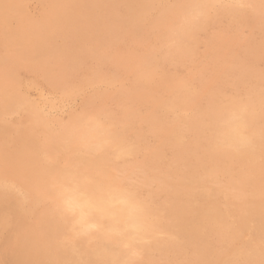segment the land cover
I'll return each mask as SVG.
<instances>
[{
  "label": "rangeland",
  "instance_id": "obj_1",
  "mask_svg": "<svg viewBox=\"0 0 264 264\" xmlns=\"http://www.w3.org/2000/svg\"><path fill=\"white\" fill-rule=\"evenodd\" d=\"M11 2H13V0H9ZM21 1V3H19ZM114 1V2H113ZM15 0V4L13 3H9L8 0H5V2L2 0H0V5L1 10L0 9V19L2 16V19L0 21V120H4L5 123L3 121H0V195L3 194L0 197V255H2L0 257V264H55L58 260V264H115V262L117 264H165L166 262L168 264H178L180 261H183L182 263L180 262L179 264H206L207 262H205L206 260L211 262L213 261L214 264H244V260L242 257V251L245 249V247L247 246V243L249 241L250 238H254L256 229H257V225L258 223H256V218L254 215V211L256 209H264V192L262 186L263 184V178H264V138H262V136L264 137V0ZM117 1V2H116ZM122 1L124 3H122V7H120L121 2ZM146 4H148V7ZM155 1V2H154ZM187 1V3H186ZM197 1V2H196ZM243 2L242 4H245L244 6H242L241 2ZM250 1V2H249ZM262 1V2H260ZM19 4H18V3ZM75 2H79L77 3V7L74 8L73 4ZM105 2V3H104ZM107 2V3H106ZM135 2V3H134ZM138 2V3H137ZM148 2V3H147ZM154 2V3H153ZM202 2L203 4L205 3L204 6H202ZM235 2V3H234ZM239 2V3H238ZM245 2V3H244ZM43 3V4H42ZM45 3V4H44ZM85 3V4H84ZM127 3V4H126ZM137 3V4H136ZM144 3V6H141V4ZM152 3V4H151ZM191 3V4H190ZM199 3V4H198ZM229 3V4H227ZM12 4V5H11ZM116 4V5H115ZM129 4V5H128ZM140 4V5H139ZM183 4V5H182ZM188 4V5H187ZM201 4V5H200ZM215 6H214V5ZM217 4V5H216ZM234 4V5H233ZM261 4V5H258ZM7 5V7H6ZM11 5V6H10ZM17 5V6H16ZM19 5V6H18ZM105 5V6H104ZM109 6V7H106ZM130 6L126 7V6ZM182 5V8H180ZM233 5V6H232ZM238 7H236V6ZM240 5L242 7H240ZM263 5V6H262ZM80 6V7H79ZM113 6V7H111ZM118 6V7H117ZM141 6V8H140ZM189 8H187V7ZM191 6V7H190ZM196 6V7H195ZM210 6V7H208ZM213 6V7H211ZM221 6V7H220ZM235 6V8H233ZM257 6V7H256ZM16 7V9H15ZM20 7V8H19ZM104 7V8H103ZM111 7V8H110ZM134 9H133V8ZM136 7V8H135ZM194 7V8H193ZM200 7V8H199ZM206 7V8H204ZM208 7V9H207ZM254 7V8H253ZM259 7V8H258ZM12 8L14 9V11L12 10ZM106 8H109L106 9ZM113 8V9H112ZM115 8V9H114ZM126 8V9H124ZM129 8V10H127ZM149 8V9H148ZM187 8V9H186ZM204 8V9H203ZM222 8V9H221ZM243 8V9H242ZM246 8V9H245ZM262 10H261V9ZM112 9V10H111ZM120 12H119V10ZM122 9V10H121ZM124 9V10H123ZM140 9V10H139ZM144 9V10H143ZM146 9V10H145ZM183 9V10H182ZM196 9V10H193ZM206 9V10H205ZM214 11H213V10ZM236 9V10H233ZM241 9V10H240ZM249 9V10H248ZM254 9L256 10V12L254 11ZM110 10L112 12H110ZM115 10V11H114ZM117 10V12H116ZM135 13H134V11ZM150 10V12H149ZM177 10L179 12H177ZM182 10V11H181ZM186 12H185V11ZM200 10V11H199ZM220 10V11H219ZM230 10V11H229ZM244 12H243V11ZM246 10V11H245ZM259 10V11H258ZM3 11V12H1ZM5 11V12H4ZM17 11V12H16ZM76 12L77 15H79L76 21L74 22H70V18L68 16L71 15V12ZM124 11V12H123ZM141 11V13H139ZM147 11V12H146ZM169 11V12H168ZM177 13H176V12ZM194 11V12H193ZM195 11H198V13L195 14ZM202 11V12H201ZM240 11V12H238ZM249 13H248V12ZM263 11V12H260ZM11 12V13H10ZM115 12V15L114 13ZM122 12V13H121ZM183 12V13H182ZM246 12V13H245ZM6 13V14H5ZM8 13V14H7ZM14 13V15L12 14ZM113 13V14H112ZM129 13L131 14V16L129 15ZM133 13V14H132ZM167 13V16H165ZM170 13V14H169ZM172 15L174 16H171ZM176 13V14H174ZM179 13L181 15H179ZM190 13V15H188ZM192 13V14H191ZM194 13V15H193ZM204 13V14H203ZM233 15H232V14ZM252 13V14H251ZM259 14L262 13L261 16L257 15V17H260V19H257L256 16L254 14ZM5 14V15H3ZM12 14V15H9ZM136 14V15H134ZM145 14V15H144ZM188 16H187V15ZM202 14V15H201ZM240 14V15H238ZM242 14V15H241ZM247 14V15H246ZM7 15V16H6ZM17 15V16H16ZM111 15V18H110ZM119 15V16H117ZM122 15H124L122 17ZM133 15V17H132ZM142 15V16H141ZM169 15V16H168ZM196 15V16H195ZM201 15V16H200ZM246 15V16H244ZM253 15V16H251ZM4 16V17H3ZM6 16V17H5ZM13 16H15L13 18ZM81 16V17H80ZM115 16V18H113ZM117 16V17H116ZM137 16V18H136ZM165 16V17H164ZM181 16V17H180ZM184 16V17H183ZM235 16V17H234ZM241 16V17H240ZM244 16V17H243ZM248 16V17H247ZM255 16V17H254ZM8 17V18H7ZM65 17V18H64ZM71 17V16H70ZM119 17V18H118ZM126 17V18H125ZM128 17V18H127ZM135 17V18H134ZM142 17V18H139ZM145 17V18H144ZM162 17V19H161ZM174 17V18H173ZM177 17V18H176ZM190 17V19H189ZM198 19V20H196ZM198 17V18H197ZM230 17V18H229ZM250 17V18H249ZM262 17V19H261ZM4 18V19H3ZM11 18V19H10ZM69 18V19H68ZM124 18V19H122ZM169 18L172 20L170 21ZM253 18V20H252ZM10 19V20H9ZM67 19V22L66 20ZM128 19V20H126ZM131 19V20H130ZM134 21H133V20ZM168 19V20H167ZM176 19V20H175ZM179 19V21H178ZM185 19V20H184ZM245 19V20H244ZM250 19V20H249ZM255 19V20H254ZM5 20V21H3ZM13 20V21H12ZM117 20V22L114 24V22ZM120 20V21H119ZM139 22H138V21ZM167 20V22H166ZM185 24H183V22ZM194 20V21H193ZM8 21V22H7ZM20 21V23H19ZM113 21V22H112ZM124 21V22H123ZM125 21H128L125 24ZM164 21V22H163ZM169 21V22H168ZM175 21V22H174ZM177 21V22H176ZM196 21V22H195ZM70 22V23H68ZM122 24H125L122 25ZM135 25V27L133 25ZM188 22V23H187ZM192 22V23H190ZM209 22V23H207ZM226 24H225V23ZM244 22V23H243ZM247 22V23H245ZM255 22V23H254ZM263 22V23H262ZM4 23V24H3ZM10 23V24H9ZM18 23V24H17ZM69 25H68V24ZM76 24V25H72V24ZM113 23V24H112ZM119 23V24H118ZM138 25H137V24ZM164 23V25H163ZM173 23V24H172ZM187 23V24H186ZM206 23V24H205ZM224 23V24H223ZM259 23V24H258ZM7 26H6V25ZM22 24V25H20ZM71 24V25H70ZM79 24V25H78ZM129 24V29L128 25ZM172 27H171V25ZM196 24V25H195ZM238 24V25H237ZM244 24V25H243ZM247 24V25H246ZM5 25V26H4ZM14 25V26H12ZM67 25V26H66ZM84 25V26H83ZM119 25V27L117 26ZM127 25V26H126ZM131 25V27H130ZM141 28H140V26ZM170 25V26H169ZM180 25V26H179ZM185 25V27H184ZM187 25V26H186ZM194 25V26H193ZM205 25V26H204ZM209 25V26H208ZM228 25V26H227ZM243 25V26H241ZM252 25V26H251ZM25 26H27V28H25ZM59 26V27H58ZM63 26V27H61ZM70 26V27H69ZM76 26V27H75ZM81 26V27H80ZM163 28H161V27ZM177 30H175V28ZM193 26V27H192ZM227 26V27H226ZM250 26V28H249ZM255 26V27H253ZM13 27V28H12ZM42 27V28H41ZM54 28V30L50 31L51 28ZM71 27H73V31L72 32ZM77 27L80 28V30H77ZM86 27L87 30H84V28ZM121 27V29H120ZM125 27V28H124ZM133 27V28H132ZM165 27V28H164ZM169 30H168V28ZM188 27V28H186ZM198 27V28H197ZM205 27V28H203ZM232 27V28H231ZM239 27V28H236ZM246 27V28H245ZM15 28V29H14ZM22 31H21V29ZM29 30H26L28 29ZM32 30L30 29H33ZM36 28L38 29H43L42 32L41 30H36ZM47 28V29H46ZM66 28V29H65ZM75 28V29H74ZM85 28V29H86ZM113 28V30H111ZM120 30H119V29ZM124 28V30H123ZM128 28V29H127ZM139 28V29H138ZM167 28V29H166ZM180 28V29H179ZM181 28L183 30H181ZM195 28V30H194ZM200 28V29H199ZM207 28V29H206ZM210 28V29H209ZM236 28V29H234ZM263 28V29H262ZM7 31H6V30ZM10 29V30H9ZM11 29H13L11 31ZM17 29V30H16ZM26 31H24V30ZM60 31H58V30ZM138 29V30H137ZM164 29V30H163ZM179 29V31H178ZM185 29V30H184ZM201 29H203L201 31ZM238 29V30H237ZM241 29V30H240ZM248 29V31H247ZM257 29V30H256ZM5 30V31H4ZM49 30V31H48ZM67 30V31H66ZM90 32H89V31ZM118 30V31H117ZM130 30V31H129ZM135 30V31H134ZM140 30V31H139ZM152 30V31H151ZM188 30L189 34H187L188 32L186 31ZM193 32H192V31ZM209 30V31H208ZM230 30V31H229ZM246 30V31H245ZM257 32H256V31ZM4 31V32H3ZM24 31V33H23ZM40 31V32H39ZM48 31V34H47ZM58 31V33H57ZM65 31V32H64ZM81 33L79 34L78 32ZM82 31L83 34L82 35ZM112 33H110V32ZM116 33H115V32ZM123 31V33H122ZM138 31V32H137ZM156 31V32H155ZM164 31V32H163ZM165 31H170L169 33L165 32ZM172 31V32H171ZM176 31V32H175ZM183 31V32H181ZM184 31H186L184 33ZM192 33H191V32ZM199 31V32H198ZM201 31V32H200ZM237 33H236V32ZM240 31V32H239ZM251 31V33H250ZM261 33H260V32ZM3 32V33H2ZM16 32V33H15ZM20 32V33H19ZM26 32V33H25ZM29 32V34H28ZM36 32V33H35ZM56 34V39L58 37L57 40H55V38L52 40L54 43L51 44V46H53L52 48L50 47L49 49L47 48V50L45 48H43L42 46H39L38 48V42L40 40L46 38L47 36H49L50 34ZM56 32V33H55ZM68 32V33H67ZM89 33V34H85V33ZM110 34H108V33ZM121 32V33H120ZM128 32V34H127ZM131 32V33H130ZM148 32V33H147ZM160 32V33H159ZM183 33L184 35L180 34ZM197 32V34H196ZM202 32L204 34H202ZM211 32V33H209ZM230 32V33H228ZM10 33V36H9ZM14 33V34H13ZM38 33H39V37H38ZM60 33V35H59ZM76 33V34H75ZM92 33V35H91ZM106 33V34H104ZM119 33V34H118ZM130 33V34H129ZM141 33V34H140ZM146 33V34H145ZM165 33V35H164ZM171 33V34H170ZM193 34L195 37H193ZM195 33V34H194ZM206 33V34H205ZM250 33V34H249ZM259 33V34H258ZM6 36V39L5 36ZM19 34V35H18ZM34 34V35H33ZM37 36H36V35ZM67 34V35H66ZM75 34V35H73ZM113 36H112V35ZM122 34V35H121ZM125 34V35H124ZM137 34V35H136ZM145 34V35H143ZM170 34V35H169ZM223 34V35H222ZM225 34V35H224ZM236 34V35H234ZM244 34V35H242ZM4 37H3V36ZM11 35L13 38H11ZM24 35V36H22ZM30 40H29V37ZM45 35V36H44ZM53 35V36H54ZM64 35V36H61ZM69 35L71 38H69ZM72 35V36H71ZM76 35H80L78 36V38L76 37ZM82 35V37H81ZM99 35V36H98ZM105 35V36H104ZM111 35V36H110ZM141 35V37L139 36ZM148 37H147V36ZM164 35V36H163ZM172 35V37L170 38V36ZM175 35V36H174ZM177 35V36H176ZM185 35H188L185 36ZM208 35V36H207ZM211 35V36H210ZM219 35V36H218ZM232 35V36H231ZM239 35V36H238ZM259 35V36H257ZM262 35V36H261ZM9 36V37H8ZM15 36V37H14ZM18 38H17V37ZM20 36V37H19ZM86 39H85V37ZM90 36V37H89ZM92 36V37H91ZM94 36V37H93ZM103 36V37H102ZM125 36V37H123ZM132 36V40L131 37ZM136 36L138 37V40L136 38ZM165 36H167L165 38ZM185 38H184V37ZM205 36V37H203ZM243 36V37H241ZM31 37L33 39H31ZM35 37V38H34ZM64 37V38H63ZM68 37V38H67ZM75 39H74V38ZM84 37V39H83ZM107 37V38H105ZM118 37V38H117ZM130 39H129V38ZM140 37V39H139ZM146 37V38H145ZM169 37V39H168ZM176 37V38H175ZM178 37V38H177ZM190 37V40H189ZM191 37H193L192 40ZM200 39H199V38ZM207 37V39H206ZM217 39H216V38ZM221 37V38H220ZM228 39H227V38ZM233 39H232V38ZM241 37V38H238ZM246 37V39H245ZM249 37V38H248ZM22 38V43H21V39ZM26 38H28L26 40ZM38 38V40H37ZM73 38V39H72ZM77 38V41H76ZM93 39V40H89V39ZM100 38V40H99ZM104 38V39H103ZM145 38V39H144ZM182 40H181V39ZM210 38L212 41H210ZM220 38V40H219ZM235 38V39H234ZM253 38V39H252ZM260 38V41L258 40ZM11 39V40H10ZM40 39V40H39ZM62 39V40H60ZM70 39L73 42H70ZM82 39V40H81ZM88 39V40H87ZM96 39V42L94 41ZM103 39V41H102ZM108 39V40H107ZM120 39V41H119ZM167 39V40H166ZM170 39H172V42L168 43V40L170 41ZM197 39V40H196ZM222 39V40H221ZM238 39V40H237ZM242 42H241V40ZM6 40V41H5ZM9 40V41H8ZM18 40V42H17ZM24 40V41H23ZM32 40V42H31ZM55 40V42H54ZM75 40V41H74ZM88 42H86V41ZM101 41V42H98ZM122 40V41H121ZM148 40V41H145ZM154 40V41H152ZM186 40V41H185ZM192 40V41H191ZM204 42H202V41ZM229 40H231V42H229ZM248 40V41H247ZM256 42H255V41ZM4 41V42H3ZM11 41V42H10ZM26 41V43H25ZM28 41V43H27ZM36 41V42H35ZM61 41V42H60ZM78 41H81V43H77ZM92 41V43H91ZM130 41V42H128ZM132 41V42H131ZM182 42L180 44V42ZM197 41V42H196ZM216 41V42H215ZM220 41V42H219ZM226 41V43H225ZM233 41V42H232ZM239 41V42H238ZM245 41V42H243ZM253 41V43H252ZM3 42V43H1ZM9 44H8V43ZM14 42V43H13ZM30 42V43H29ZM59 42V43H58ZM67 42V43H65ZM69 42V44H68ZM95 42V43H94ZM104 42V43H103ZM120 42V43H119ZM122 42V43H121ZM128 42V43H127ZM134 42V43H133ZM151 42V44H150ZM179 42V43H178ZM186 42V43H185ZM195 42V43H194ZM212 42V43H211ZM219 42V43H217ZM223 42V43H221ZM236 42V43H235ZM263 42V43H262ZM7 43V44H6ZM19 43V45H17ZM21 43V44H20ZM36 43V44H35ZM61 43V44H60ZM71 43H73V45H71ZM94 43V45H93ZM102 43V44H101ZM116 45H115V44ZM175 43H178L175 45ZM190 45H187L189 44ZM193 47H192V44ZM232 43V44H231ZM242 43L245 45H242ZM2 44H4L5 46H3ZM29 44V45H28ZM66 44V45H65ZM76 44V45H74ZM81 44V45H80ZM90 44V47H89ZM106 44V46L104 45ZM126 44V45H125ZM153 45L152 47L150 45ZM170 46H169V45ZM172 44V45H171ZM180 44V45H179ZM185 46H184V45ZM195 44V45H194ZM198 44V45H196ZM200 44V45H199ZM202 44V45H201ZM207 44V45H206ZM226 44V45H225ZM229 44V45H228ZM234 44V45H233ZM237 46H236V45ZM253 44V45H252ZM7 45V46H6ZM9 45V46H8ZM17 45V46H16ZM23 45V46H22ZM35 45V46H33ZM65 45V47H64ZM78 45V46H77ZM98 45V46H97ZM122 45V46H121ZM178 45V46H177ZM224 45V46H223ZM242 45V46H240ZM248 45V47L246 46ZM250 45V46H249ZM15 46V49L12 48ZM19 46V48H18ZM30 46V47H29ZM33 46V47H32ZM37 46V47H36ZM59 46V47H58ZM73 48H72V47ZM77 49L79 48V51L77 49H75L76 47ZM80 46V47H79ZM82 46V47H81ZM86 46V47H85ZM97 46V47H96ZM100 46V47H99ZM168 46V48L166 47ZM176 46V47H175ZM196 46V47H194ZM204 46V47H203ZM208 46V47H207ZM216 46V47H215ZM233 46V47H232ZM243 49H239L240 47ZM4 47V48H2ZM11 47V48H10ZM18 49H17V48ZM29 47V48H28ZM57 47V50H56ZM88 47V48H87ZM92 47V49L90 50V48ZM94 47V49H93ZM104 47V48H103ZM121 47V48H119ZM134 49H133V48ZM173 47V48H172ZM179 47L181 49H185L184 52L183 50L179 49ZM183 47V48H182ZM189 52H188V49ZM199 47V48H198ZM215 49H214V48ZM226 47V48H224ZM56 52H54L55 50ZM59 48V49H58ZM63 48V49H62ZM66 48V49H65ZM71 49L69 51V49ZM86 48V49H85ZM96 48V49H95ZM99 48V49H98ZM125 48V49H123ZM130 48V49H129ZM149 48V50H148ZM152 48V49H151ZM176 48V49H174ZM211 48V49H210ZM213 48V49H212ZM236 48V49H235ZM238 48V50H237ZM260 48V49H259ZM22 49H26V50H22ZM29 49V50H28ZM33 51H32V50ZM35 49V50H34ZM38 51H37V50ZM42 49V50H41ZM44 49V51H43ZM67 51H65V50ZM75 49V51H74ZM102 49V52H101ZM138 49V51H137ZM140 49V50H139ZM167 49V50H165ZM170 49V50H169ZM193 49V50H192ZM219 49V50H217ZM228 49V50H226ZM229 49L232 51H229ZM10 50V52H8ZM13 50V51H12ZM16 50V51H14ZM19 52H18V51ZM43 52H41V51ZM49 50V51H48ZM52 50V53L51 51ZM61 50V51H60ZM84 50L87 52L84 53ZM96 50V54L95 53ZM107 50V51H105ZM176 50V51H174ZM179 52H178V51ZM192 50V51H191ZM197 50V51H195ZM199 50V51H198ZM210 50V51H209ZM213 50V51H212ZM217 50V51H216ZM226 50V51H225ZM245 50V51H244ZM247 50H249L248 52H246ZM259 50V51H258ZM261 50V51H260ZM25 51V52H23ZM38 55H35V53ZM60 53H59V52ZM65 51V52H64ZM69 51V53H67ZM74 51V52H73ZM76 51H78L77 53H75ZM83 53H81V52ZM94 51V53H93ZM100 51V52H99ZM105 51V52H104ZM119 51V52H118ZM125 51V52H123ZM133 51V52H131ZM138 53H137V52ZM168 51V52H166ZM172 51V52H171ZM174 51V52H173ZM206 51V52H204ZM208 51V53H207ZM219 51V53H217ZM225 51V52H224ZM241 51V52H239ZM256 51V53H255ZM263 51V52H262ZM29 52L32 54L29 55ZM34 55H33V53ZM40 52V53H39ZM63 52V53H61ZM75 53L72 55V53ZM110 52V54L108 53ZM121 52V53H120ZM194 52V53H193ZM202 52V53H201ZM213 52V53H212ZM245 52V53H244ZM263 54H261V53ZM7 53V54H6ZM22 53V54H21ZM25 53V55H24ZM45 53V54H44ZM53 55V56H51ZM56 53V54H54ZM102 53V54H101ZM107 53V54H106ZM113 53V54H112ZM133 53V54H132ZM136 53V54H135ZM144 53V54H143ZM166 53V54H165ZM169 55H168V54ZM171 53V54H170ZM176 56H174L175 54ZM179 53V54H177ZM187 55H186V54ZM191 53V54H190ZM207 53V55L205 54ZM228 53V54H226ZM231 53V54H230ZM236 53V54H234ZM239 53V54H238ZM247 53V54H246ZM6 54V55H5ZM28 54V55H27ZM58 54V56H57ZM61 54V55H60ZM65 54V55H64ZM94 54V55H93ZM107 56H106V55ZM115 54V55H114ZM122 54V55H121ZM147 54V55H146ZM183 54V55H181ZM195 54V55H194ZM213 54V55H212ZM261 54V55H260ZM13 55V56H12ZM17 55H20L17 56ZM46 55V56H45ZM56 55V56H55ZM68 55V57H67ZM77 55V56H72ZM79 55V56H78ZM98 55V56H97ZM104 55V56H103ZM112 55V57H111ZM117 55V56H116ZM119 55V56H118ZM120 55L123 57H121L120 59ZM124 55V56H123ZM128 55V56H125ZM146 55V56H145ZM173 55V56H171ZM208 56L210 58H206L205 57ZM220 55L222 57H220ZM239 56L237 58V56ZM248 55V56H247ZM257 55V56H256ZM4 56V57H3ZM6 56V57H5ZM12 56V58H10ZM15 56V57H14ZM23 56V57H22ZM34 56V57H33ZM41 56V57H40ZM45 56V57H43ZM64 56L63 57H60ZM70 56V57H69ZM98 58H97V57ZM102 56V58H101ZM115 56V57H113ZM171 56V57H169ZM199 56V57H198ZM204 56V57H203ZM212 56V57H211ZM217 56V58H216ZM219 56V58H218ZM226 58H225V57ZM229 56V57H228ZM243 56V58H242ZM259 56V57H258ZM27 57V58H26ZM28 57H30L31 59H29ZM37 57V58H36ZM39 57V58H38ZM52 58V60L50 58ZM56 57V58H55ZM81 57V58H80ZM85 57V58H84ZM88 57V58H86ZM92 57V58H91ZM94 57V58H93ZM134 57V58H133ZM151 57V58H150ZM178 57V58H177ZM182 57V58H181ZM184 57L186 59H184ZM244 57H247L244 59ZM250 57V58H249ZM252 57V59H251ZM258 57V59H257ZM263 57V58H262ZM2 58V60H1ZM3 58H4V62H3ZM45 58V59H44ZM60 58V59H59ZM69 58V60H68ZM75 60H74V59ZM79 58V59H78ZM107 60H105V59ZM116 58V59H115ZM120 60V62L118 61V59ZM125 58V59H124ZM130 58V59H129ZM146 58V59H145ZM149 58V59H148ZM168 58V59H167ZM190 58V59H189ZM194 58V59H193ZM213 58V59H212ZM234 58L235 61H234ZM260 58V59H259ZM17 59V60H16ZM39 59V60H38ZM44 59V60H43ZM50 61H49V60ZM58 60V63L55 62ZM63 59V62H62ZM72 59V60H71ZM93 59V60H92ZM112 59V60H111ZM124 59V60H123ZM128 59V60H127ZM199 59V60H197ZM209 59V60H208ZM229 59V60H227ZM247 59V60H246ZM249 59V60H248ZM12 60H14V63L12 62ZM16 60V61H15ZM29 60V61H28ZM43 60V62L41 61ZM61 60V61H60ZM66 60V61H65ZM71 60V63H70ZM87 60V61H86ZM100 60V61H99ZM116 60V61H115ZM130 60V61H129ZM132 60V61H131ZM139 60V61H138ZM144 60H148L147 62ZM168 60V61H167ZM216 60V62H215ZM232 60V61H230ZM238 60H242V61H238ZM25 61L27 63H25ZM37 61V62H36ZM51 63L48 64L47 63ZM76 61V62H74ZM78 61L80 62L78 63ZM98 61V62H96ZM103 61V62H102ZM125 61V62H124ZM178 61H181L178 63ZM184 61V62H183ZM189 61V62H188ZM192 64H189L191 63ZM218 61V62H217ZM223 61V62H222ZM234 61V62H233ZM245 61V62H244ZM258 61V62H257ZM10 62V63H9ZM22 62V64H21ZM31 62V63H30ZM40 62V64L38 63ZM56 65H55V63ZM60 62V63H59ZM73 62V63H72ZM85 62V63H84ZM101 62V63H100ZM117 62V63H116ZM127 62V63H126ZM131 62V63H130ZM137 62V63H136ZM140 62V63H139ZM143 62V64H142ZM147 64H146V63ZM164 62V63H163ZM168 62V63H166ZM198 62V63H197ZM205 62V63H204ZM212 62V63H211ZM215 64H214V63ZM238 62V63H237ZM241 64H240V63ZM247 62V63H246ZM260 62V63H259ZM17 63V64H16ZM20 63V64H19ZM36 63V64H34ZM45 63V64H44ZM64 63V64H62ZM71 64V66L68 65ZM109 63V64H108ZM130 63V64H129ZM139 63V64H138ZM187 63V64H186ZM201 63V64H199ZM219 63V64H218ZM230 63V64H229ZM232 63V64H231ZM236 63V64H235ZM4 64V65H3ZM12 64V66H11ZM15 64V66H14ZM32 64V66H31ZM44 64V65H43ZM63 65L65 67L59 66V65ZM75 64H78L75 65ZM83 64H86L83 66ZM93 64V66H91ZM96 64V65H95ZM105 64V67L107 66V69H105V67H103ZM108 64V65H107ZM134 64V65H133ZM141 64V66H140ZM150 64V65H148ZM169 64V65H168ZM178 64V65H176ZM185 64V65H184ZM203 64V65H202ZM208 64V65H207ZM214 64V65H213ZM223 64V65H222ZM259 64V65H258ZM262 64V65H261ZM8 65L10 66L11 70L9 69ZM37 65V66H36ZM55 65V66H53ZM74 65V66H73ZM89 65V67H88ZM98 65L100 66L98 67ZM103 65V66H102ZM114 65V66H113ZM119 65V66H118ZM133 65V66H132ZM168 65V66H167ZM174 65V68L172 67ZM187 65V66H186ZM196 65V67H195ZM212 65V66H211ZM231 65V66H229ZM235 66H238L239 68V72H237L238 68ZM23 66V68L21 67ZM27 66V67H26ZM45 66V67H43ZM50 66V67H49ZM58 66V67H57ZM87 66V67H86ZM116 66V67H115ZM132 66V67H131ZM147 67L145 70L144 67ZM185 66V67H184ZM193 66V68H192ZM222 66L221 69H219ZM228 66V69L227 67ZM240 66V67H239ZM4 67V69H3ZM8 67V69H7ZM69 67V69H68ZM74 67V69H72ZM91 67V68H90ZM93 67V68H92ZM115 70H114V68ZM122 67V68H121ZM128 67V68H127ZM143 67V68H142ZM150 67V68H148ZM167 67V68H165ZM195 67V68H194ZM199 67V68H198ZM202 67V70L200 69ZM225 67V69H224ZM232 70H230V68ZM36 68V69H35ZM40 68V69H39ZM46 68V69H45ZM48 70L49 69H53V70ZM57 70H55V69ZM58 68V69H57ZM60 68V69H59ZM85 68V69H84ZM88 68L90 70H88ZM104 68V70H103ZM165 68V69H164ZM186 68V69H185ZM211 68V69H210ZM234 68V70H233ZM244 68V69H241ZM257 68V69H256ZM262 68V69H261ZM6 69V70H5ZM20 69V70H19ZM22 69V70H21ZM24 69V70H23ZM35 71H33V70ZM39 69V70H38ZM43 69V70H42ZM78 69V70H77ZM82 69V70H81ZM98 70L95 71V70ZM113 69V70H112ZM118 69V70H117ZM123 69V70H122ZM135 69V71H134ZM140 69V70H139ZM144 69V71H143ZM150 71H149V70ZM193 69V70H192ZM196 69V70H195ZM205 69V71H204ZM214 69V70H212ZM236 69V70H235ZM246 69V70H245ZM251 69V70H249ZM30 70V71H29ZM67 70L68 73H67ZM85 70V71H84ZM100 70H102L101 72H99ZM109 70V71H108ZM121 70V71H120ZM130 72H128V71ZM139 70V72H138ZM179 70V71H178ZM182 70V71H181ZM189 70V71H188ZM195 70V72H194ZM223 70V71H222ZM228 70V71H227ZM242 70V71H241ZM255 70L257 72H255ZM263 72H262V71ZM5 71V72H3ZM7 71H10L9 73ZM17 71V72H16ZM24 71V72H23ZM32 71V72H31ZM42 71V72H41ZM48 71V72H47ZM66 71V72H65ZM76 73H74V72ZM95 71V72H94ZM149 73L150 75H148L147 73ZM171 71V72H170ZM184 71V72H183ZM197 71V74H195ZM232 73H231V72ZM246 73H250L249 75H246ZM250 71V72H247ZM260 71L259 75L258 72ZM2 72V73H1ZM16 72V74H15ZM58 72V73H57ZM65 75H63L62 74ZM81 72V73H79ZM88 72V73H87ZM91 72V73H90ZM94 72V73H93ZM116 74V78L115 75ZM142 72V73H141ZM143 72H145L144 74L146 76H149L148 80L147 77H145V75L143 74ZM180 72V73H179ZM199 72V73H198ZM209 72V74H208ZM225 72V74H224ZM256 73L255 75L253 74ZM32 73V74H30ZM39 73V74H38ZM42 73V74H40ZM45 73V74H43ZM52 73V74H51ZM86 73V75H85ZM96 73V74H95ZM104 73V74H103ZM109 73V74H108ZM122 73V74H121ZM124 73V74H123ZM129 73V75H128ZM140 73V74H139ZM187 73V74H186ZM203 73V74H202ZM213 73V75H211ZM219 73V75H218ZM222 73V74H221ZM245 75H244V74ZM11 74V75H10ZM49 76H48V75ZM51 74V75H50ZM53 74H57L55 75L56 80L54 79ZM59 74H62L61 76ZM78 74V75H77ZM89 74V75H88ZM94 74V75H93ZM114 76H112V75ZM137 74V75H136ZM139 74V75H138ZM142 74L144 76H142ZM180 74V75H179ZM199 74V75H198ZM227 74V75H226ZM233 76H232V75ZM240 74V75H239ZM251 74H253V76H251ZM3 75V76H2ZM9 77H7V76ZM19 76L21 79H18L17 77L15 78L14 76ZM47 75V77H45ZM68 75V77H67ZM85 75V76H84ZM88 75V76H87ZM91 75V76H90ZM127 75V77H126ZM132 75V76H131ZM177 75V76H175ZM187 75V76H186ZM205 75V76H204ZM223 75V76H222ZM226 75V76H225ZM229 75V76H228ZM236 75V76H235ZM261 75V76H260ZM11 76V77H10ZM31 76V77H30ZM45 77L46 81H44ZM72 76V77H71ZM95 78H94V77ZM120 76V77H119ZM175 76V77H174ZM184 76V77H183ZM186 76V77H185ZM210 76V79H209ZM215 76V77H214ZM218 78H217V77ZM231 76V77H230ZM249 76L247 79L245 80V78ZM64 79H63V78ZM75 77V78H74ZM89 79H88V78ZM109 77V78H108ZM113 77V78H111ZM178 77V78H177ZM194 77V78H193ZM208 77V78H207ZM219 77H221L219 79ZM223 77V78H222ZM226 80H225V78ZM228 77V79H227ZM236 77V78H235ZM240 77V78H238ZM241 77H245L244 79H242ZM259 77H261L259 79ZM263 77V78H262ZM2 78V79H1ZM9 78V79H8ZM12 78L14 80H12ZM37 78V79H35ZM60 78V79H59ZM67 78V80H66ZM82 78V79H81ZM94 80H93V79ZM125 78V79H123ZM128 78V79H127ZM142 78V79H140ZM144 78V79H143ZM175 80H174V79ZM188 78V79H187ZM190 78V79H189ZM198 78V80H196ZM209 80H207V79ZM232 78V79H229ZM238 80V81H236ZM253 78V80H252ZM51 79V80H50ZM54 79V80H53ZM58 79V80H57ZM84 79V81H83ZM173 79V81H172ZM179 79V81L177 82V80ZM204 79V80H203ZM222 79V80H221ZM256 83H255V80ZM3 80V81H1ZM7 80V81H6ZM10 80V81H9ZM48 80V81H47ZM53 80V81H52ZM62 80V81H61ZM66 80V81H65ZM89 80V81H88ZM92 80V81H91ZM214 82H213V81ZM216 80V82H215ZM220 82H219V81ZM241 80V81H240ZM243 80V81H242ZM259 80V81H258ZM42 81V82H41ZM52 81V82H51ZM58 81V82H56ZM84 83H83V82ZM150 81V82H148ZM204 81V82H202ZM208 81V82H207ZM212 81V83L210 82ZM225 81V82H224ZM232 81V82H231ZM47 82V83H46ZM49 82V83H48ZM56 82V83H55ZM61 82H63L64 84H62ZM87 82V83H86ZM88 82H90L88 84ZM93 82V83H92ZM118 82H123V83H119ZM177 82V83H176ZM194 82V83H193ZM223 82V83H222ZM229 84L228 86H226L227 84ZM234 82V83H233ZM254 82V83H252ZM4 83V84H3ZM8 83V84H6ZM55 83V84H54ZM69 85H68V84ZM96 83V84H95ZM146 83V84H144ZM173 83V84H172ZM180 83V84H178ZM197 83V84H195ZM240 84V87L239 86ZM248 83V84H247ZM260 85H259V84ZM3 84V85H2ZM87 84V85H86ZM92 84L93 87H92ZM103 84V85H102ZM176 84V85H175ZM186 84V86H185ZM233 84V85H232ZM235 84V85H234ZM248 86H247V85ZM253 86H252V85ZM2 85V86H1ZM5 85L4 88L3 86ZM73 87H72V86ZM77 85V86H76ZM86 85V86H85ZM99 85V86H98ZM107 85V86H106ZM175 85V86H173ZM178 85V86H177ZM202 85V86H201ZM210 85V86H209ZM214 85V86H213ZM219 85V86H218ZM255 85V86H254ZM12 86V87H11ZM57 86V88H55ZM59 86V87H58ZM85 86V87H84ZM90 86V87H89ZM95 86V87H94ZM104 86V87H103ZM199 86V87H198ZM212 86V87H211ZM220 88H218V87ZM257 86V87H256ZM52 87V88H51ZM70 87V88H69ZM72 87V88H71ZM98 87V88H97ZM109 87V88H108ZM171 87V88H170ZM174 89H173V88ZM197 87V88H196ZM203 87V88H202ZM213 88V90L211 88ZM224 87V88H223ZM227 87V88H226ZM236 87V88H235ZM243 87V88H242ZM246 87V88H244ZM2 88V89H1ZM23 88V89H22ZM67 88V89H66ZM70 90H69V89ZM74 88V89H73ZM80 88V89H79ZM88 88V89H87ZM93 88V89H92ZM205 88V89H204ZM216 88V89H215ZM229 88V90H228ZM239 88V89H238ZM260 88V89H259ZM6 89V90H5ZM16 89V90H15ZM72 89V91H71ZM84 89V90H83ZM174 91V90H177ZM202 89V90H201ZM209 89V90H208ZM211 89V90H210ZM215 89V91H214ZM218 89V90H217ZM220 89V90H219ZM244 89V90H243ZM251 89V90H250ZM14 90V91H13ZM65 90V91H64ZM95 90V91H94ZM211 93H207L205 91ZM232 90V91H231ZM249 90V91H248ZM11 91V92H10ZM13 91V92H12ZM58 91V92H55ZM63 91V92H62ZM74 91V92H73ZM76 91V92H75ZM80 91H84L83 93ZM101 91V92H100ZM169 91V93H168ZM185 91V92H184ZM217 91V92H216ZM222 91V92H221ZM228 91V92H227ZM237 93H236V92ZM2 92V93H1ZM5 92V93H4ZM7 92V93H6ZM61 92V93H60ZM65 92V93H64ZM78 92V93H77ZM174 92V93H173ZM182 92V93H181ZM184 92V93H183ZM187 92V93H186ZM199 92V93H198ZM202 92V93H201ZM226 92V93H224ZM235 92V93H234ZM242 92V93H241ZM249 92V93H248ZM4 93V94H3ZM13 93V94H12ZM73 93V94H71ZM75 95L77 96H74ZM77 93V94H76ZM103 93V94H101ZM189 93V95H187ZM191 93V94H190ZM201 93V94H200ZM217 93V95L215 94ZM222 95H221V94ZM234 93V95H233ZM244 93V94H243ZM255 93V94H254ZM260 95H257L259 94ZM3 94V95H2ZM69 94V96H68ZM85 94V95H84ZM109 94V95H108ZM151 94H152V99H151ZM155 94V95H154ZM173 94V95H172ZM175 94H177L175 96ZM181 94V95H179ZM196 94V96H195ZM243 94V95H242ZM2 95V96H1ZM84 95V96H82ZM107 95V96H106ZM147 95V97H146ZM187 95V96H186ZM193 95V96H192ZM202 95V96H201ZM207 95V96H206ZM219 95V96H218ZM227 97H225V96ZM231 95V96H230ZM248 95V96H247ZM263 95V96H262ZM6 96V97H5ZM10 96H11V100H10ZM17 96V97H16ZM20 96V97H19ZM64 96V97H63ZM72 96V97H71ZM94 96V97H93ZM100 96V97H98ZM101 96H103L101 98ZM169 96V97H168ZM174 98H173V97ZM186 96V97H185ZM191 98H190V97ZM195 96V97H194ZM210 98H209V97ZM214 96V97H213ZM239 96V98H238ZM247 96V97H246ZM256 96V98L254 97ZM261 96V97H260ZM18 98V100L16 99V101H14L15 98ZM25 97V98H24ZM67 97V98H66ZM88 99H87V98ZM91 97V99H90ZM158 97V98H157ZM164 97V98H163ZM172 97V99H171ZM182 97V98H181ZM199 97V98H198ZM232 97V98H231ZM260 97V98H259ZM71 98V99H70ZM106 98V99H104ZM109 98V99H108ZM159 98H161L159 100ZM177 98V99H175ZM207 98V99H206ZM224 98V99H223ZM230 98V99H228ZM235 98V99H234ZM237 98V99H236ZM246 98V99H245ZM251 98V99H250ZM67 99V100H66ZM84 99V100H83ZM155 101H154V100ZM163 99V100H162ZM165 99V100H164ZM182 99V100H181ZM193 100L192 105H194L192 107V105L190 103H192L191 101ZM198 99V100H195ZM203 99V100H202ZM206 99V100H205ZM209 99V100H208ZM215 99V100H214ZM245 99V100H244ZM258 99V101L256 100ZM263 99V100H262ZM27 100V101H26ZM89 100V101H88ZM91 100V101H90ZM98 100V101H96ZM139 100V101H138ZM141 100V101H140ZM153 100V101H152ZM221 100V101H220ZM225 100V101H224ZM231 102H230V101ZM243 100V101H242ZM262 100V101H261ZM6 101V103H5ZM13 101V102H12ZM85 101H87V104ZM96 103H95V102ZM107 101V102H106ZM157 101V102H156ZM168 101V102H167ZM173 101V104H172ZM190 102V103H187ZM196 101V102H195ZM198 101V102H197ZM200 101V102H199ZM209 101V102H208ZM211 101V102H210ZM216 101V102H215ZM223 101V102H222ZM239 101V102H238ZM242 101V102H240ZM251 101V102H250ZM8 102V103H7ZM29 102V103H28ZM103 102V103H102ZM148 102V103H147ZM162 102V103H161ZM202 102V103H201ZM205 102V103H204ZM221 102V103H220ZM248 104H247V103ZM260 102V103H259ZM15 103V104H14ZM19 103V104H18ZM99 103V104H98ZM102 105H101V104ZM105 103V104H104ZM110 103V104H109ZM121 103V104H120ZM133 103V104H132ZM152 105H151V104ZM209 103V104H207ZM217 106H216V104ZM223 103V104H222ZM225 103V104H224ZM227 103V104H226ZM242 103L244 104V106H242ZM262 103V104H261ZM5 104V105H4ZM26 104V105H25ZM29 104V105H28ZM32 104V105H31ZM84 106L82 108V106ZM106 104H108L106 106ZM117 106H116V105ZM124 104V105H123ZM143 104V105H142ZM157 104V106H155ZM164 104V105H162ZM198 104V105H196ZM202 104V105H201ZM236 104V105H235ZM247 104V105H246ZM257 104V105H256ZM11 108V110L8 113V106ZM95 105V106H94ZM99 105V106H98ZM115 105V106H114ZM128 105L130 106L128 108ZM161 105V106H160ZM176 105V106H175ZM179 105V106H178ZM186 105L188 107H190V109L188 110L186 107ZM196 105V106H195ZM222 107L219 108L218 107ZM235 105V106H234ZM241 105V106H240ZM18 106V109H17ZM27 106V107H25ZM86 106V107H85ZM90 106V107H89ZM103 106V107H101ZM111 108H110V107ZM147 108H146V107ZM160 106V107H158ZM203 106V107H202ZM225 106V107H224ZM229 106V107H228ZM238 110H237V107ZM246 106V108H245ZM255 107L254 109L251 107ZM261 109H259L258 107ZM15 107V108H14ZM33 109H31V108ZM114 107V108H113ZM119 107V108H118ZM121 107V108H120ZM146 110H145V108ZM149 107V109H148ZM151 107V108H150ZM153 107V108H152ZM196 107V108H195ZM199 107V108H198ZM201 107V108H200ZM205 110L204 111V108ZM210 107V108H209ZM234 108L235 111L233 109ZM245 110H247L245 114L244 108ZM133 108V109H132ZM156 110H155V109ZM187 110H185V109ZM195 108V109H194ZM209 110H208V109ZM218 108V109H217ZM232 108V109H231ZM240 108V109H239ZM3 109V110H2ZM20 109V110H19ZM92 109V110H91ZM120 109V110H118ZM172 109V110H171ZM216 111H215V110ZM220 109V110H219ZM223 109V110H222ZM228 112H227V110ZM231 111H230V110ZM251 109V110H250ZM258 109V110H257ZM23 110V111H22ZM27 110V113H26ZM30 110V112L28 111ZM36 110V111H35ZM96 112H95V111ZM135 110V111H134ZM161 110V112H160ZM176 110V112H175ZM185 110V111H184ZM192 110V112H191ZM197 110V111H196ZM201 110V111H200ZM225 110V111H224ZM236 110H237V114H236ZM240 110V112H239ZM253 110V113H252ZM255 111H259L257 113L254 112ZM7 114H6V112ZM12 111V112H11ZM22 111V112H21ZM77 111V112H76ZM81 111V112H80ZM133 111V114H131ZM147 111V112H144ZM149 111V112H148ZM157 111V112H156ZM196 112V114H199L198 116L195 115L194 112ZM200 111V112H199ZM210 111V112H209ZM218 111V112H217ZM226 113L223 114L222 112ZM251 111V112H250ZM17 112V113H15ZM76 112V113H75ZM90 112V113H89ZM160 115H159V113ZM178 112V113H177ZM203 112V113H202ZM207 112V113H206ZM220 112V114H219ZM232 112V113H231ZM5 113V114H4ZM29 113V114H28ZM34 113V114H33ZM104 113V114H102ZM105 113H107L105 115ZM122 113V114H121ZM136 113L138 114L136 115ZM180 113V114H179ZM201 113V114H200ZM213 113V114H210ZM222 113V114H221ZM231 113V114H230ZM248 113V114H247ZM250 113V114H249ZM18 114V115H17ZM32 114V115H30ZM73 116H72V115ZM75 114V115H74ZM80 114H82L83 116H81ZM95 114V116H94ZM111 114V116H110ZM126 114V115H124ZM143 114V115H142ZM145 114V115H144ZM195 117H193L194 115ZM208 114V115H206ZM212 116H210V115ZM230 116H229V115ZM234 114V115H233ZM241 114V115H240ZM254 114V115H253ZM29 115V116H28ZM36 115V116H34ZM78 115V116H77ZM90 115V119H92L91 117L93 116V119L90 121V119L88 118V116ZM99 115V116H97ZM103 115V116H102ZM109 115V116H108ZM113 115V116H112ZM116 115V117L114 116ZM134 115V116H133ZM149 115V116H148ZM156 115V116H155ZM173 115V116H172ZM180 115V116H179ZM219 115V116H218ZM223 115V116H221ZM226 115V116H225ZM233 115V116H231ZM251 115V116H250ZM258 116V118L255 117ZM38 116V117H37ZM108 116V117H106ZM145 116V118H144ZM172 116V117H171ZM192 116V117H190ZM201 116V117H200ZM210 116V117H209ZM214 116V117H213ZM229 116V117H228ZM245 116V118H244ZM254 116V117H253ZM7 119H5V118ZM75 117V118H74ZM85 117V118H84ZM101 117V118H100ZM110 117V119H109ZM121 117V118H120ZM125 117V118H124ZM128 117V119H126ZM132 117V118H131ZM135 117V119L133 118ZM187 117V118H186ZM233 117V119L240 123V127L238 129H236L237 135L239 137H241L242 143L238 142L237 140H233L234 136H232L233 133V128L232 125L230 123H232V121H230ZM236 117V119H235ZM243 117V118H242ZM247 117V118H246ZM250 120H249V118ZM260 117V119H259ZM46 118V119H45ZM74 118V120H73ZM80 118V119H79ZM98 118H100L98 120ZM115 118V119H113ZM143 119V122L141 121ZM165 120H163V119ZM192 118V119H191ZM200 118V119H199ZM223 118V119H222ZM228 120H227V119ZM253 118V119H252ZM28 119V120H27ZM31 119V120H29ZM71 119V120H70ZM101 119H103V121H100ZM106 119V120H104ZM109 119V120H108ZM113 119V120H112ZM120 119V120H119ZM140 119V121H139ZM162 119V120H161ZM178 119V120H177ZM196 119V120H195ZM205 119V120H204ZM242 119V120H240ZM245 119V120H244ZM258 121H257V120ZM33 120V121H32ZM37 120V121H36ZM49 120V121H48ZM77 120V121H76ZM97 120V121H96ZM115 120V121H114ZM135 120H137L138 122H136ZM174 122H173V121ZM185 120V121H184ZM187 120V121H186ZM190 120V121H189ZM199 120V121H198ZM202 120H204L205 122H203ZM209 120V123H208ZM215 120V121H214ZM220 123L221 121V125L218 124V122ZM222 120H226L223 121ZM239 120V121H238ZM262 120V121H261ZM42 123L41 126H39L40 122ZM68 121V123H67ZM75 121V124L73 123ZM79 121V122H78ZM87 121V122H85ZM91 124H89L90 122ZM96 121V122H95ZM100 121V122H99ZM111 121V122H110ZM117 121V125L116 124ZM133 121V122H132ZM147 121V123H146ZM202 121V122H201ZM211 123L214 122V123ZM245 123H244V122ZM30 122V123H29ZM34 122V123H33ZM48 122V123H47ZM51 122V123H50ZM58 122V123H56ZM65 122V123H64ZM85 122V123H84ZM122 122L124 124H122ZM127 122V123H126ZM167 122V123H165ZM177 122V123H175ZM217 122V123H216ZM229 122V127H228V123ZM4 123V124H3ZM26 123V124H25ZM28 123V124H27ZM36 123V124H35ZM56 125H55V124ZM63 126H60L58 124H61ZM79 126H78V124ZM86 123H88L87 125H85ZM105 123V124H104ZM114 123V124H113ZM118 123H121L118 125ZM137 123V124H136ZM141 123V124H140ZM145 123V124H144ZM163 123V124H162ZM180 123V124H179ZM256 123V124H255ZM259 123V124H258ZM3 126H2V125ZM6 124V126H5ZM25 124V125H24ZM38 124V125H37ZM50 124V125H49ZM53 124V125H52ZM77 124V125H76ZM94 124V125H93ZM96 124V125H95ZM101 124V125H100ZM107 124V126H106ZM109 124V126H108ZM111 124V125H110ZM113 124V125H112ZM151 124V125H150ZM176 124V125H175ZM183 124V126H182ZM190 124V125H189ZM203 124V125H202ZM250 124V125H249ZM254 124V127H253ZM261 124V125H260ZM34 127H33V126ZM70 125H74V127H70ZM115 125V126H114ZM122 125H125L123 127H121ZM128 125V126H127ZM152 125H154V127H152ZM160 125V127H159ZM167 125V126H166ZM173 125V126H172ZM194 125V127H193ZM199 127H198V126ZM209 125V126H208ZM226 127H224V126ZM256 125V126H255ZM4 127V128H1ZM45 128H44V127ZM60 128H59V127ZM66 126V127H65ZM77 126V127H75ZM95 128L96 131H94L95 129L91 128V127ZM102 126V127H101ZM103 126H106L105 128ZM130 126V127H129ZM147 129H146V127ZM172 126V127H171ZM189 126V127H187ZM25 127V129H24ZM28 127V128H27ZM48 127V128H47ZM56 129H55V128ZM58 127V128H57ZM63 127V128H62ZM84 127V128H83ZM100 127V128H99ZM109 127V128H108ZM112 127H114L112 129ZM133 127V128H131ZM136 127V128H135ZM141 127L143 129H141ZM150 127V128H149ZM163 127V128H162ZM170 127V128H167ZM183 129H182V128ZM186 127V128H185ZM249 127L251 129H249ZM69 128V130L67 129ZM72 130H71V129ZM92 132H91V130ZM99 128V129H98ZM120 128V129H119ZM152 128V129H151ZM155 128V129H154ZM187 128H189L187 130ZM192 128V129H191ZM201 128V129H200ZM210 128V129H209ZM218 128V129H216ZM224 128V129H223ZM229 130H228V129ZM259 130H258V129ZM6 129V130H5ZM31 131L29 132L28 130ZM38 129V130H37ZM44 129V130H43ZM60 131H59V130ZM81 129V130H79ZM84 129V133L83 130ZM99 131H98V130ZM105 131H104V130ZM115 131V132H111ZM119 129V130H118ZM131 129V130H130ZM158 129V130H157ZM175 131H174V130ZM180 129V130H179ZM197 129V130H196ZM208 129V130H207ZM254 129V130H253ZM15 132H14V131ZM20 132H19V131ZM47 130V131H46ZM88 130V131H87ZM90 130V131H89ZM103 130V131H102ZM109 130V131H107ZM118 130V131H117ZM129 130V131H128ZM133 130V131H132ZM164 132H163V131ZM169 130V131H168ZM196 130V131H194ZM206 130V131H204ZM212 130V131H211ZM225 132H224V131ZM228 130V131H227ZM231 130V131H230ZM242 130V131H241ZM251 130V131H249ZM52 131V132H51ZM59 131V132H58ZM69 131V132H68ZM86 131V132H85ZM102 131V132H101ZM127 131V132H125ZM132 131V132H131ZM214 131V132H213ZM223 131L226 135H223L224 133L221 132ZM11 132V135H9V133ZM19 132V133H18ZM48 132L50 134H48ZM56 132V133H55ZM62 132V133H61ZM67 134H65V133ZM68 132V133H67ZM78 132H81L78 134ZM90 132V133H89ZM97 132V133H96ZM104 132H106L104 134ZM132 133L133 136H131L130 134ZM147 133V134H143V133ZM150 132V133H149ZM171 132V136L170 135ZM189 132V133H188ZM192 132V134H191ZM197 134H196V133ZM204 132V133H203ZM250 132V133H249ZM261 132L263 134H261ZM73 133H76V135H74ZM93 133H95L94 135H92ZM98 133H100L101 135H99ZM103 133V134H102ZM109 133V134H107ZM112 133V134H110ZM128 133V134H127ZM161 133V134H160ZM163 133V134H162ZM179 133V134H177ZM208 133V134H207ZM220 135H219V134ZM223 133V134H221ZM19 134L21 136V138H19V136L17 135ZM70 134V135H68ZM80 134H84L82 135V137L80 138ZM86 134V135H85ZM124 134V135H123ZM137 134V135H136ZM139 134V135H138ZM156 134V135H155ZM160 134V135H159ZM166 134V135H165ZM182 134V135H181ZM204 134V135H202ZM2 135V136H1ZM5 135H9L6 136ZM31 135V136H30ZM42 135V136H41ZM57 137H56V136ZM63 135V136H62ZM73 135V136H72ZM89 135V138H87ZM97 135V136H96ZM105 137H104V136ZM107 135V137H106ZM110 135V136H109ZM113 135V136H112ZM122 135V136H121ZM130 135V136H128ZM148 135V136H147ZM151 135V136H150ZM185 135V136H184ZM207 135V136H206ZM211 135V136H210ZM226 139V136H228ZM76 136V137H75ZM79 136V137H78ZM86 136V138H85ZM92 138H91V137ZM95 136V137H94ZM120 136V137H119ZM136 136V137H135ZM153 136V137H152ZM164 136V137H163ZM177 136V137H176ZM179 136V137H178ZM181 136V137H180ZM183 136V137H182ZM194 136V137H193ZM200 136V137H199ZM205 136V137H203ZM218 138H217V137ZM221 136H224V139L222 138L221 141ZM9 137V138H8ZM18 137V138H16ZM29 137V138H28ZM49 137V138H48ZM109 137V138H108ZM114 139L110 140V138ZM122 137V138H121ZM141 137V139H140ZM149 139H148V138ZM168 137V138H167ZM185 137V138H184ZM188 137V138H187ZM217 139H215V138ZM247 139H245V138ZM249 137V138H248ZM10 140H7V139ZM31 138V140H30ZM41 138L44 140H41ZM63 138V139H62ZM67 140H66V139ZM73 138V139H72ZM95 138V139H93ZM98 138V139H97ZM101 138V139H100ZM117 138V139H116ZM140 142H138V140ZM144 138V139H143ZM155 140H154V139ZM167 138V139H166ZM207 138V139H206ZM262 138V139H261ZM13 139V141H12ZM33 139V140H32ZM78 139V140H75ZM81 139V140H79ZM84 139V140H83ZM92 139L94 141H92ZM100 139V140H99ZM105 139V140H104ZM120 139V141L118 142V140ZM128 139V140H126ZM131 139V140H130ZM161 142H160V140ZM163 139V140H162ZM210 139V141L208 140ZM212 139H214L212 141ZM220 139V141H219ZM230 139V140H229ZM252 139V140H251ZM257 139V140H256ZM8 142H7V141ZM16 140V141H15ZM18 140V141H17ZM24 140V141H23ZM37 140L39 142H37ZM48 140V141H47ZM53 140V142H52ZM56 140V141H55ZM59 140V141H58ZM66 140V141H65ZM69 140V142H67ZM74 142H73V141ZM99 140V141H97ZM102 140V141H101ZM111 142H110V141ZM174 140V141H173ZM183 140V141H182ZM12 144H11V142ZM25 141L27 142V144L25 143ZM31 141V142H30ZM47 141V142H46ZM63 144V146L60 144ZM65 141V142H64ZM81 141V142H80ZM91 141V142H90ZM97 141V143H96ZM117 144H115V142ZM136 141V142H135ZM146 141V142H145ZM167 143H166V142ZM186 141V142H185ZM193 141V142H192ZM209 141V142H207ZM224 141V143H223ZM226 141V142H225ZM245 141H249V145L247 142L246 143V151L248 150L247 148L249 146H251V148L249 147V150L246 152L244 150L245 146H244V142ZM18 142V143H17ZM20 142V143H19ZM43 142V143H41ZM57 142V144H56ZM59 142V143H58ZM77 142V143H76ZM79 145L76 147V144ZM93 142V143H92ZM100 145H99V143ZM102 142V143H101ZM110 142V143H109ZM121 142V144H120ZM155 142V144H154ZM207 142V143H206ZM213 144H210V143ZM222 143L221 145L218 144ZM229 142V144H228ZM232 142V143H231ZM235 142V143H234ZM238 142V144H237ZM46 143V144H45ZM54 143V145H52ZM90 146H94V147H90L87 146L88 144ZM113 143V145H112ZM119 143V144H118ZM136 143V145H135ZM139 143V144H138ZM147 143V144H145ZM158 143V144H157ZM173 144V146L171 144ZM179 143V144H178ZM184 143V145L182 144ZM209 143V146H207L206 144ZM244 143V144H243ZM8 144V145H7ZM9 144L10 147H9ZM18 144V145H17ZM22 144V146H21ZM42 144V145H41ZM71 146H69V145ZM87 144V145H86ZM92 144V145H91ZM96 144V145H95ZM99 146H98V145ZM123 144V145H122ZM128 144V145H127ZM154 144V146L152 145ZM160 144V146H159ZM164 144V145H163ZM177 144V145H176ZM187 144V145H185ZM234 147H231L230 146ZM241 144V145H240ZM12 145L14 147H12ZM43 145L44 148H43ZM51 145L50 148L49 146ZM86 145V146H85ZM112 145V146H111ZM118 145V146H117ZM163 145V146H161ZM167 145V146H166ZM182 147H181V146ZM190 145V147H189ZM195 145V146H194ZM211 145V147H210ZM227 145H229L227 147ZM238 145V146H237ZM244 147H243V146ZM258 145V146H256ZM37 146V147H36ZM85 148H82L84 147ZM97 146V147H96ZM106 146V148H104ZM124 146V148H122ZM147 146L149 147V149L147 148ZM158 146V147H157ZM179 147V148H175V147ZM186 146V147H185ZM213 146V148H212ZM215 146V147H214ZM237 146V147H236ZM242 146V148H241ZM254 146V147H252ZM261 146V147H260ZM39 147V148H38ZM59 147V148H58ZM96 147V148H95ZM108 147V148H107ZM111 147V148H110ZM135 149H134V148ZM189 147V149H188ZM192 147V148H191ZM194 147V148H193ZM203 147V148H202ZM211 151H209V149ZM223 147V149H222ZM8 148V149H7ZM11 148V149H10ZM24 148V149H23ZM30 148V149H29ZM42 148V149H40ZM47 148V150H46ZM61 148V149H60ZM70 148V150H69ZM77 148L79 150H77ZM88 148V149H87ZM121 148V149H120ZM146 148V149H145ZM166 148V149H165ZM172 148V151L171 149ZM175 148V149H174ZM200 150H199V149ZM219 148V149H217ZM229 150H228V149ZM233 148H238L237 150L233 149ZM22 149V150H21ZM26 149V150H25ZM50 149V150H49ZM82 149V151L80 150ZM84 149V152H83ZM93 149V150H92ZM109 149V151H108ZM118 149V150H117ZM142 149V150H141ZM152 149V150H151ZM164 149V150H163ZM183 149V150H181ZM188 149V150H187ZM203 149H206L205 151ZM240 149V150H239ZM258 149V150H257ZM17 150V151H16ZM24 150V151H23ZM41 150V153H39ZM52 150H54V152L56 151L57 153H54ZM63 152H62V151ZM69 150V151H68ZM73 150V151H71ZM86 150V152H85ZM88 150V151H87ZM98 150V151H97ZM100 150V151H99ZM111 150V151H110ZM113 150V151H112ZM137 150V151H136ZM141 150V151H140ZM144 150V151H143ZM163 152V154H160L161 152ZM167 150V151H166ZM177 150V151H176ZM200 152H199V151ZM202 150V151H201ZM229 152V154L227 153V151ZM235 150V151H234ZM34 153L32 154L31 153ZM36 151V152H35ZM45 151V152H44ZM48 151V152H47ZM52 151V155L50 154ZM59 151V152H58ZM71 151V153H70ZM77 151V152H75ZM81 151V152H78ZM102 151V152H101ZM115 151V152H114ZM152 151V152H151ZM155 151V152H154ZM158 151V152H156ZM186 151V152H185ZM208 154H207V152ZM218 151V152H217ZM250 151V152H249ZM253 151V152H252ZM17 152V154H16ZM21 152V153H20ZM38 152V153H37ZM44 152V154H43ZM66 152V154H65ZM68 152V153H67ZM91 152V153H90ZM93 152V153H92ZM96 152V153H95ZM105 152V153H104ZM109 152V153H108ZM111 152V153H110ZM144 152V153H143ZM148 152V153H147ZM155 154H154V153ZM169 152L172 153L169 155ZM190 152V154H189ZM199 152V153H198ZM212 152V153H211ZM234 152V153H233ZM244 152V153H243ZM257 152V153H256ZM37 153V154H35ZM78 153V154H77ZM81 153V154H80ZM102 153V154H101ZM115 153V154H114ZM117 153V154H116ZM152 153H153V157H152ZM158 153V154H156ZM166 153V155H165ZM179 153V154H178ZM183 153V154H182ZM206 153V154H205ZM220 153V154H219ZM232 153V154H231ZM15 154V155H14ZM24 154V156H23ZM31 154V155H30ZM59 154V155H58ZM75 154V155H74ZM80 154V155H79ZM108 154V155H107ZM112 157H111V155ZM136 154H138L136 156ZM146 154V155H145ZM159 159H157L158 155ZM185 154V155H184ZM196 154V155H195ZM198 154V155H197ZM214 154V155H212ZM222 154V155H221ZM236 155L234 157V155ZM248 154V155H247ZM263 154V155H262ZM49 155V157H48ZM83 155V156H82ZM90 155H92L93 157H91ZM98 155V156H97ZM155 155V156H154ZM163 155V156H162ZM174 155V156H173ZM179 155V156H178ZM190 155V156H189ZM202 155V156H201ZM211 155V156H210ZM225 155V156H224ZM233 155V156H231ZM253 155V156H252ZM21 157L18 158V157ZM36 156V157H35ZM46 156V157H45ZM53 156V157H52ZM67 158H65V157ZM71 156L73 158H71ZM89 156V157H88ZM103 156V157H102ZM141 156V157H140ZM147 156V157H146ZM173 156V157H172ZM176 156V157H175ZM205 156V157H204ZM208 156V157H207ZM214 156V157H213ZM219 156V158H218ZM225 158H223V157ZM3 157V159H2ZM7 157V159H6ZM15 157V159H14ZM23 157V158H22ZM25 157L27 159H25ZM41 157V158H40ZM63 157V158H62ZM78 159H77V158ZM80 157V158H79ZM87 157V158H86ZM107 157V158H106ZM110 157V158H109ZM163 157V158H162ZM170 157V159H169ZM186 157V159H185ZM196 157V158H195ZM233 157V158H231ZM244 157V158H243ZM10 158V159H9ZM38 158V159H36ZM40 158V160H39ZM55 158V159H54ZM58 158V159H57ZM90 158H93V160H91ZM95 158V161H94ZM105 158V159H103ZM134 158V160H133ZM146 158V159H145ZM162 158V160H160ZM177 158V159H176ZM194 161H193V159ZM231 158V159H230ZM239 158V159H238ZM243 158V159H242ZM15 161H14V160ZM25 161H24V160ZM66 159V161H65ZM73 159V160H72ZM98 159V160H97ZM144 159V160H143ZM151 159V160H150ZM157 159V160H156ZM197 159V161H196ZM200 159V160H199ZM228 159V160H227ZM233 159V160H232ZM262 159V160H261ZM8 160V162H7ZM19 160V161H18ZM27 160V161H26ZM44 163H43V161ZM50 160V161H49ZM68 160V162H67ZM76 160V161H75ZM104 160V161H103ZM127 160V161H126ZM141 160V162H139ZM154 160V161H153ZM188 160V161H187ZM205 160V161H204ZM209 160V161H208ZM5 161V162H4ZM36 161V162H35ZM42 161V162H41ZM45 161H49L48 163ZM52 161V162H51ZM59 161V162H58ZM81 161V162H80ZM85 161V162H84ZM124 161V162H123ZM133 161H135L133 163ZM155 161H157L155 163ZM175 161V162H173ZM177 161V162H176ZM188 163H185V162ZM194 164H193V162ZM223 161V162H222ZM226 161V162H225ZM259 161V162H258ZM7 162V163H6ZM20 162V163H19ZM41 162V163H40ZM52 164H51V163ZM55 162V163H53ZM63 162V163H61ZM98 162V163H97ZM104 162V163H103ZM107 162L109 164H107ZM121 162V164H120ZM126 162V163H125ZM132 162V163H131ZM143 162V163H142ZM149 162V163H148ZM159 162V163H158ZM161 162V163H160ZM173 162V163H172ZM208 162V164H207ZM247 162V163H246ZM6 163V164H5ZM32 163V164H31ZM39 163V164H38ZM58 163V164H57ZM67 165H66V164ZM84 165H83V164ZM101 163V164H100ZM111 163V164H110ZM137 163L141 164L138 165ZM146 163V164H145ZM151 163V165H149ZM167 163V164H166ZM171 163V164H170ZM174 163H176V165H173ZM185 163V164H182ZM192 163V164H191ZM210 163V165H209ZM213 163V164H212ZM216 163V164H215ZM220 163H223L220 165ZM230 163V164H229ZM242 165H241V164ZM16 164V165H15ZM19 164V165H18ZM24 164V165H23ZM31 164V165H30ZM46 164V165H45ZM56 164V165H55ZM82 164V165H81ZM87 164V165H86ZM90 164V165H89ZM98 164V165H97ZM130 166H129V165ZM133 164V166H132ZM136 164V166L134 165ZM148 164V165H147ZM163 164V165H162ZM190 164V165H189ZM196 164V165H195ZM199 164V165H198ZM240 164V165H239ZM250 164V165H249ZM260 166H259V165ZM2 165V166H1ZM21 165V166H20ZM43 165V166H42ZM45 165V166H44ZM47 165H51V166H47ZM57 167H55V166ZM59 165V166H58ZM68 165H70L69 167H67ZM80 165V166H79ZM102 165L104 167H102ZM114 165V166H113ZM128 165V166H127ZM168 165V166H167ZM172 165L173 167L171 168ZM178 165V166H177ZM204 165V166H203ZM215 165V166H213ZM217 165V166H216ZM231 165V166H230ZM238 165V166H237ZM248 165V167H247ZM258 165V167H257ZM24 166V167H23ZM28 166V167H27ZM34 166V167H33ZM40 166V167H39ZM47 168H44L46 167ZM64 168H62V167ZM75 166V167H74ZM91 166V167H90ZM101 166V167H100ZM113 166V167H112ZM120 166V167H119ZM127 168H126V167ZM141 166V167H139ZM147 166V167H146ZM159 166V167H158ZM188 166V167H187ZM210 166V167H209ZM240 166V167H239ZM17 167V169H16ZM30 167V169H29ZM52 167V168H50ZM73 169H72V168ZM88 167L90 169H88ZM100 167V168H98ZM133 167V168H132ZM135 167V168H134ZM152 167V168H151ZM153 167H155L153 169ZM170 167V168H169ZM178 167V168H177ZM202 167V168H201ZM206 167V168H205ZM218 167V168H217ZM247 167V168H246ZM250 167V169H249ZM253 167V168H252ZM3 168V169H1ZM15 168V169H14ZM33 168V169H32ZM35 168V170H34ZM40 168V169H39ZM49 168V169H48ZM60 168V169H59ZM86 168V169H85ZM103 168V169H102ZM107 170L105 171L104 170ZM108 168V169H107ZM121 168V169H120ZM125 168V169H124ZM159 168V169H157ZM193 168V169H192ZM235 168V169H234ZM240 168V169H239ZM256 168V169H255ZM22 169V170H20ZM47 169V170H46ZM88 169V170H87ZM94 169V170H93ZM110 169L112 171H110ZM114 169V170H113ZM129 171H127V170ZM133 169V170H131ZM135 169V170H134ZM137 169H142V170H137ZM145 169V170H144ZM179 172H178V170ZM183 169V170H182ZM201 169V170H200ZM204 169V170H203ZM210 169V171H209ZM217 171H216V170ZM234 169V171H233ZM239 169V171H238ZM253 169V171H252ZM260 169V170H259ZM14 170V171H13ZM27 170V171H26ZM30 170V171H29ZM41 170V172H40ZM52 170V171H50ZM72 170V171H71ZM91 170V171H90ZM155 170V171H154ZM186 170V171H185ZM206 170V172H205ZM224 170V171H223ZM232 170V171H230ZM251 170V171H249ZM259 170V171H258ZM5 171L7 173H5ZM37 171V172H36ZM65 171V172H63ZM69 172V174L66 173ZM76 171V172H75ZM83 171V174H82ZM100 171V172H99ZM139 171V172H138ZM141 171V172H140ZM150 171V172H148ZM154 174H153V172ZM214 171V172H213ZM222 171V172H221ZM229 171V172H228ZM246 174H245V172ZM31 172V174H30ZM35 172V173H33ZM47 174H46V173ZM60 172V173H58ZM77 175H75L74 174ZM111 172V173H110ZM115 172V173H114ZM124 174H123V173ZM129 176H128V173ZM136 172H138V174H135ZM158 172V173H157ZM165 172V173H163ZM201 172V174H200ZM218 172V173H217ZM232 172V173H231ZM240 172V173H238ZM249 172V174H248ZM257 172V173H256ZM259 172V173H258ZM261 172V173H260ZM10 175H9V174ZM13 173L15 176H13ZM39 173V174H38ZM78 173V174H77ZM89 173V175H88ZM92 173V175H91ZM112 174V175H109ZM126 173V174H125ZM149 173V174H148ZM157 173V174H156ZM172 173V175H171ZM181 175H179V174ZM194 173V174H193ZM218 175H216V174ZM237 173V174H236ZM243 173V174H242ZM250 173H252L250 175ZM263 173V174H262ZM21 174V175H20ZM50 174V175H49ZM58 174V175H56ZM60 174V175H59ZM63 174V176L65 175L66 177L63 178V176H61ZM72 174H74L75 176H73ZM103 174V175H102ZM107 174V175H106ZM114 174V175H113ZM140 174H144V175H140ZM258 174V175H256ZM260 174V175H259ZM2 175V176H1ZM44 175V176H43ZM100 175V176H99ZM106 175V176H105ZM121 175V176H120ZM135 175V176H134ZM149 175V176H148ZM158 175V176H157ZM164 175V176H163ZM169 175V176H167ZM171 175V176H170ZM208 175V176H207ZM210 175H212L210 177ZM222 175V176H220ZM224 175V177H223ZM228 175V176H227ZM231 175V176H229ZM243 175V176H242ZM256 175V177H255ZM28 178H27V177ZM73 176V177H72ZM85 176V177H84ZM90 176V177H89ZM98 176V177H97ZM104 176V178H103ZM113 176V177H112ZM127 176V177H126ZM139 176V177H138ZM142 176V177H141ZM146 176V177H144ZM155 176V177H154ZM161 176V177H160ZM176 176V177H175ZM197 176V178H196ZM204 176V177H203ZM17 177V178H16ZM22 179H21V178ZM24 177V178H23ZM48 177V179H47ZM68 177V180L66 179ZM72 177V178H71ZM75 177V178H74ZM77 177V178H76ZM101 177L99 180L103 179L100 181L99 184L98 182V178ZM116 177V178H115ZM118 177V180H117ZM126 177V178H125ZM134 177V178H133ZM150 177V178H149ZM158 177V178H157ZM165 177V178H164ZM175 177V178H174ZM209 177V178H208ZM213 177V179H212ZM221 177V178H220ZM226 177V179H225ZM236 177V178H235ZM239 177V178H238ZM244 177V178H243ZM248 177V178H247ZM251 177V178H249ZM5 178V179H4ZM14 178V179H13ZM41 178V180H40ZM63 178V179H62ZM107 178V179H106ZM114 178V179H113ZM125 178V179H124ZM130 178V179H129ZM142 179V180H137V179ZM193 178V179H192ZM220 178V179H218ZM223 178V180H222ZM247 182H246V180ZM17 179V180H16ZM22 181H21V180ZM29 179V180H28ZM33 179V180H32ZM45 179V180H44ZM50 179V181H49ZM53 179H57V181L53 180ZM71 179V180H70ZM76 179V180H75ZM92 179V180H91ZM95 179H96V183H95ZM122 179H124L122 181ZM127 179V181H126ZM151 181H150V180ZM161 179V180H160ZM164 181H163V180ZM176 179V180H175ZM190 181L188 182L187 180ZM198 181H195V180ZM203 179V180H202ZM209 179V180H208ZM229 179V180H228ZM236 179V180H235ZM242 179V180H241ZM261 182H260V180ZM19 180V181H18ZM43 180V182H42ZM63 180V181H62ZM75 180V181H73ZM105 180H108L107 182ZM134 180V181H132ZM148 180V181H145ZM155 180V181H154ZM186 180V181H184ZM194 180V181H193ZM213 180V181H212ZM241 180V182H240ZM252 180V182H251ZM258 180V181H257ZM21 181V182H20ZM35 181L37 183H35ZM45 181V182H44ZM69 181V182H68ZM73 181V182H71ZM119 183H118V182ZM132 181V182H131ZM138 181V182H137ZM179 181V182H178ZM183 181V182H182ZM219 181H220V185H219ZM255 183H254V182ZM263 181V182H262ZM17 182V183H16ZM26 184H25V183ZM29 182V183H27ZM63 184H61V183ZM67 182V183H66ZM78 182L79 185L78 186ZM85 182V183H84ZM92 182V183H91ZM121 182V183H120ZM127 182V183H126ZM130 182V183H128ZM162 184H161V183ZM169 182V183H168ZM175 182V183H174ZM177 182V183H176ZM203 182V183H202ZM209 182V183H208ZM214 182V183H213ZM216 182V183H215ZM226 182V183H225ZM231 182V183H230ZM235 182V183H234ZM23 183V184H22ZM35 183V184H34ZM58 183V184H57ZM60 183V184H59ZM66 185H65V184ZM68 183L70 184V186L68 185ZM88 183V185H87ZM95 185H94V184ZM105 183V184H104ZM107 183H110L108 185H106ZM139 183V184H138ZM144 183V184H143ZM151 183V184H150ZM160 184V186H158V184ZM188 183V184H187ZM201 183V184H199ZM241 183V184H239ZM248 183V184H247ZM258 183V184H257ZM56 184V186L54 185ZM93 184V185H92ZM99 184V185H98ZM117 184V185H116ZM154 184H156L154 186ZM165 184V186L163 185ZM180 184V185H179ZM223 184V185H221ZM239 186H238V185ZM25 185V186H24ZM31 185V186H30ZM68 185V186H67ZM72 185V186H71ZM75 185V186H74ZM87 185V186H86ZM89 185H92L91 187H89ZM115 187H114V186ZM128 185V186H127ZM144 185V186H143ZM147 185V187H146ZM173 185V186H171ZM182 185V186H181ZM192 185V187L190 186ZM226 185V186H225ZM228 185H232L231 187ZM244 185V186H243ZM247 185V186H245ZM47 186V187H46ZM60 186H62L63 189L59 188L57 190V188ZM74 186V187H73ZM82 186V187H81ZM94 186V187H93ZM109 186L111 188H109ZM120 186V187H119ZM135 186V187H134ZM137 186V187H136ZM151 186V187H150ZM169 186V187H168ZM175 186V187H174ZM181 188H180V187ZM186 186V187H185ZM203 186V187H202ZM210 186V187H209ZM215 188H214V187ZM249 186V187H248ZM259 186V188H258ZM57 187V188H56ZM71 187V188H70ZM88 189H87V188ZM99 187V188H98ZM146 187V188H145ZM149 187V188H148ZM161 187V188H160ZM168 189H167V188ZM185 187V188H184ZM199 187V188H198ZM202 187V188H201ZM236 187V188H235ZM242 187V188H241ZM245 187V188H243ZM38 188V189H37ZM45 188V189H43ZM66 188V189H65ZM82 188V189H81ZM84 188V189H83ZM97 188V189H96ZM101 188V189H100ZM103 188V189H102ZM106 188V189H105ZM109 188V189H108ZM126 188V189H123ZM145 188V189H144ZM160 188V189H159ZM174 188H176L177 190H175ZM184 188V189H183ZM189 188V189H188ZM212 188V189H211ZM214 188V190H213ZM216 188H218L216 190ZM225 188V189H224ZM250 188V189H248ZM48 189V190H47ZM55 189V190H54ZM106 191H105V190ZM117 189V190H116ZM128 189V190H127ZM136 191H135V190ZM139 189V190H138ZM156 189V190H155ZM159 189V190H157ZM171 189V190H170ZM173 189V190H172ZM201 191H200V190ZM204 189V190H203ZM207 189V190H206ZM211 189V190H210ZM220 189V190H219ZM227 189V190H226ZM230 189V190H228ZM243 189V190H242ZM260 189V190H259ZM89 190V192H88ZM99 190V191H98ZM112 190V191H111ZM117 192H116V191ZM134 190V191H133ZM139 193H138V191ZM163 190V192H162ZM223 190V191H222ZM236 190V191H235ZM253 190V192H252ZM110 191V192H109ZM143 191V192H142ZM152 194H151V192ZM177 191V192H176ZM212 191V193L210 192ZM215 191V192H213ZM233 193H232V192ZM238 191V193H237ZM244 191V192H243ZM260 191V192H259ZM25 192V193H24ZM30 192V194H29ZM50 192V193H48ZM60 192H63L60 193ZM88 194H87V193ZM93 192V193H92ZM107 192V193H106ZM109 192V193H108ZM116 192V193H115ZM120 192V195H119ZM123 192V193H122ZM132 192V195H130ZM162 192V193H161ZM183 192V193H182ZM201 192V193H199ZM219 192V194H218ZM225 192V193H224ZM228 192V193H227ZM59 193V194H56ZM138 193V194H137ZM169 193V194H168ZM195 193V194H194ZM210 193V194H209ZM215 193V194H214ZM221 193V194H220ZM248 193H250L249 195H247ZM260 193V194H259ZM36 196H35V195ZM62 194V195H60ZM65 194V196H64ZM72 194V195H71ZM91 194V195H90ZM100 194L101 196H105L106 194L114 197V199H117L118 202H120L121 206H126L123 203H127L126 201H130V204L133 205L134 208L138 209L140 215L138 218L139 221V225L137 228L134 229H126L125 231L123 230V227H120L121 224V218L123 217V213L125 212V208L121 207L118 208L116 210V214H103V213H99L97 211H90L89 209H85L82 207H77L74 205V202L85 198L89 203L94 204L96 203L99 199H100ZM114 194V196H113ZM121 194L125 195V196H121ZM135 194V195H134ZM164 194V195H162ZM169 196H168V195ZM171 194V195H170ZM177 194V195H176ZM189 194V195H188ZM213 194V195H211ZM223 194V195H222ZM262 194V197H261ZM46 195V196H45ZM53 195V196H52ZM59 195V196H58ZM116 195V196H115ZM118 195V196H117ZM150 195L152 197H150ZM216 197H215V196ZM222 195V196H221ZM224 195L225 198H224ZM48 196V197H47ZM102 196V197H103ZM130 196V197H129ZM141 196V197H140ZM176 196V198H175ZM179 196V197H178ZM191 196V197H189ZM197 196V197H196ZM201 196V198H200ZM206 196V200L205 197ZM210 196L212 198H210ZM233 196V197H232ZM239 196H241L239 198ZM3 197V198H2ZM7 197H10V199H8ZM32 197V198H31ZM35 197L37 198V200L35 199ZM44 197V199H43ZM62 197H64V199H61ZM68 197V198H65ZM97 197V198H96ZM139 197V198H138ZM149 197V198H148ZM162 197H164L162 199ZM169 197V198H168ZM172 197V198H171ZM219 197V198H218ZM222 197V199H221ZM227 197V198H226ZM231 197V198H230ZM248 197V198H247ZM3 200H2V199ZM7 200H6V199ZM34 198V199H33ZM48 198V200L46 199ZM119 198V199H118ZM132 198V199H131ZM140 198L142 200H140ZM154 198V199H152ZM197 198V199H196ZM230 198V199H229ZM252 198V201H251ZM53 199V202H52ZM66 199V200H65ZM129 199V200H128ZM137 199V200H136ZM145 201H144V200ZM150 199V200H149ZM152 199V200H151ZM158 199V200H157ZM160 199V200H159ZM169 199V200H168ZM176 199V200H175ZM195 199V201L193 200ZM212 199V200H210ZM220 199V200H219ZM17 200V201H16ZM21 202H20V201ZM34 200V201H31ZM42 200V201H41ZM123 200V201H122ZM125 200V201H124ZM154 200V202H152ZM166 200V201H165ZM188 200V201H187ZM198 200V201H197ZM200 200V201H199ZM212 203H210L209 201ZM240 200V201H239ZM243 200V201H242ZM255 200V201H254ZM3 201V202H2ZM19 201V202H18ZM45 201V202H44ZM52 203H51V202ZM159 201V203H158ZM162 201V202H160ZM167 201L169 202V204L167 203ZM194 201V202H193ZM207 201V202H206ZM213 201H217V204H219L218 206H216V202ZM254 201V202H253ZM262 201V202H261ZM9 202V203H6ZM12 202V203H11ZM34 204H33V203ZM56 202L58 203V206L56 204ZM64 202V205L61 203ZM140 202H142L140 204ZM144 202V204H143ZM147 204H146V203ZM173 204H172V203ZM175 202V203H174ZM198 202V203H197ZM205 202V203H204ZM225 202V203H224ZM244 202V203H243ZM2 203V205H1ZM4 203V204H3ZM15 203V204H14ZM20 203V204H19ZM32 203V204H31ZM49 203V204H48ZM137 205H136V204ZM152 203V204H151ZM156 203V204H155ZM163 203V204H162ZM171 203V204H170ZM183 203V204H182ZM243 203V204H242ZM7 204V205H5ZM10 204V205H9ZM12 204V205H11ZM22 204V205H21ZM30 205V206H27ZM45 204V205H44ZM55 206H54V205ZM68 204V207L67 205ZM151 204V205H150ZM161 204V205H159ZM168 204V205H166ZM182 204V205H181ZM210 204V205H209ZM213 206H212V205ZM215 204V206H214ZM252 204V205H251ZM256 204V205H255ZM8 205H9V209H8ZM18 205H20V207H22V209L20 207H18ZM42 205V206H40ZM52 205V206H51ZM62 207H61V206ZM70 205V206H69ZM142 205V206H141ZM146 205V206H145ZM157 205H159L157 207ZM192 207H191V206ZM196 205V207H194ZM229 205V206H228ZM236 207H235V206ZM239 205V206H238ZM11 206V207H10ZM15 206L16 209L13 207ZM40 206V207H39ZM54 206V207H53ZM64 206V207H63ZM141 206V207H140ZM145 207L142 209V207ZM162 206V207H161ZM170 207L169 208H167ZM187 206V207H186ZM208 208L209 206V209ZM212 206V207H211ZM3 207V208H2ZM31 209H30V208ZM59 207V208H57ZM140 207V208H139ZM157 207V209H155ZM164 207V208H163ZM173 207V208H172ZM181 207V208H180ZM190 207V208H189ZM199 207V208H198ZM247 207V208H246ZM44 208V209H43ZM55 208V210H53ZM71 208V209H69ZM74 208V209H73ZM82 208V210H81ZM150 208V209H149ZM167 208V209H166ZM179 208V209H178ZM184 208V209H183ZM187 208V209H186ZM189 208V209H188ZM205 208V209H203ZM218 210H216V209ZM3 209H5L3 211ZM13 209V210H11ZM35 209V210H34ZM37 209V210H36ZM43 209V210H42ZM60 209V210H59ZM64 209H67L62 211ZM73 209V211H72ZM141 209V210H140ZM149 211H148V210ZM161 209V210H160ZM164 209V210H163ZM186 209V210H185ZM196 209V210H195ZM212 209V212L210 211ZM224 209V211H223ZM249 209V212H248ZM253 209V210H252ZM9 210V211H8ZM20 210V211H19ZM24 210V212H23ZM30 210V211H28ZM41 210V211H40ZM76 210V211H75ZM146 210V211H145ZM155 210V211H154ZM168 210V211H167ZM170 210H173L170 212ZM177 210V212L175 211ZM181 210V211H180ZM191 212H189V211ZM228 210V211H227ZM13 211V212H12ZM19 211V212H18ZM27 213H26V212ZM36 211V212H35ZM49 211V212H48ZM53 211V212H52ZM148 211V212H147ZM161 211L162 214H160ZM188 211V212H187ZM193 211V212H192ZM201 211V212H200ZM209 211V212H208ZM216 211V212H215ZM234 211V212H233ZM239 211V212H238ZM4 212V214L2 213ZM11 212V215H10ZM15 212V213H14ZM45 212V215L44 213ZM47 212L49 213V215L47 214ZM77 214H76V213ZM148 213V215H146L145 213ZM152 212V213H151ZM158 212V213H157ZM167 214H166V213ZM170 212V213H169ZM175 212V213H174ZM204 212H208V213H204ZM227 212V213H226ZM236 212V213H235ZM13 213V214H12ZM21 213V214H20ZM32 213V214H31ZM56 213V215L53 214ZM68 213V214H67ZM72 213V214H71ZM80 213L82 215H80ZM194 213V214H193ZM196 213V214H195ZM212 213V215L210 214ZM224 213V214H223ZM252 213V214H251ZM28 214V215H27ZM36 214V216H35ZM41 214V215H40ZM75 214V216H74ZM147 216V218L144 217ZM151 214V215H150ZM154 214V216H152ZM165 214V216H164ZM176 214V215H175ZM229 216H228V215ZM238 214V215H236ZM5 215V216H3ZM13 215V216H12ZM54 217H53V216ZM66 215L68 216V218L66 217ZM77 215V218H76ZM156 215H158L156 217ZM170 215V216H169ZM172 215V218H171ZM175 215V217H174ZM203 215V216H202ZM211 215V216H210ZM11 217V219L13 220H9V218ZM28 216V217H27ZM35 216V217H34ZM40 216V217H39ZM45 218H44V217ZM82 216L83 218H85V220L83 221V218L80 217ZM85 216V217H84ZM142 216V218H141ZM149 216V217H148ZM162 218H161V217ZM164 216V217H163ZM217 218H213L216 217ZM219 216V217H218ZM236 216V217H235ZM238 216V217H237ZM252 218H251V217ZM254 216V217H253ZM2 217L4 218L2 220ZM17 217V218H14ZM30 217V218H29ZM47 217V218H46ZM57 217V218H55ZM79 217V218H78ZM99 217V218H98ZM108 217V218H107ZM151 217V218H150ZM154 217V218H153ZM179 217V218H178ZM183 217V218H182ZM209 217V218H208ZM241 219H240V218ZM244 217V218H243ZM7 218V219H6ZM19 218V219H18ZM22 218V219H21ZM29 220H28V219ZM32 218V219H31ZM53 220H52V219ZM170 220H166L165 222H163V220L165 219H169ZM176 218V219H174ZM178 218V219H177ZM190 218V219H189ZM205 218V219H204ZM211 218V219H210ZM250 218V219H249ZM254 218V219H253ZM7 222H5L6 220ZM45 219V220H44ZM80 219V220H79ZM150 219V220H149ZM154 219V220H153ZM225 219V221H224ZM233 219V220H232ZM245 219V220H244ZM253 219V221H252ZM22 220V221H21ZM37 220V221H36ZM40 220V221H39ZM44 220V221H43ZM59 220V221H58ZM178 220V221H176ZM189 220V221H188ZM206 220V221H205ZM211 220V221H210ZM215 220V221H214ZM217 220V221H216ZM223 220V221H222ZM9 221V222H8ZM51 223H49V222ZM55 221V222H54ZM57 221V222H56ZM61 221V222H60ZM88 221V222H87ZM101 221V222H100ZM110 222V224L108 222ZM116 221V222H115ZM161 221V222H160ZM169 221V222H168ZM204 221V222H203ZM245 221V223H244ZM14 222V223H13ZM23 222V223H22ZM45 224H43V223ZM47 222V223H46ZM92 222V223H91ZM168 222V223H167ZM174 222V223H173ZM177 222V225L176 223ZM181 222V223H180ZM207 222V223H206ZM232 222V223H231ZM239 222L244 223L245 225V235H243L242 237H237L234 233L235 228L237 227V225L239 224ZM2 223V224H1ZM12 223V224H11ZM31 225H30V224ZM63 223V224H62ZM66 223H68L67 225H65ZM165 223V224H164ZM188 223V224H187ZM195 223V225L193 224ZM197 223V224H196ZM199 223V224H198ZM210 223V224H209ZM230 223V224H229ZM252 225H251V224ZM4 224V226H3ZM52 224V225H51ZM53 224L55 226V228H53ZM90 224V225H88ZM92 224V225H91ZM94 224V227H93ZM115 224V225H114ZM149 225V227L147 225ZM158 224V225H157ZM167 224V225H166ZM226 224V225H225ZM236 224V225H235ZM12 225V226H11ZM51 232H48V228ZM51 225V226H50ZM57 225V226H56ZM111 225V226H110ZM156 225V226H155ZM162 225V226H160ZM169 225V226H168ZM175 225V226H174ZM180 225V226H179ZM210 225V226H209ZM222 225V226H221ZM247 225V226H246ZM18 226V227H17ZM22 226V227H21ZM63 226V227H62ZM67 226V227H66ZM141 226V227H140ZM160 226V227H158ZM177 226V227H176ZM179 226V227H178ZM189 226V227H188ZM219 226V227H218ZM230 226L232 228H230ZM234 226V227H233ZM12 227V228H10ZM21 227V228H20ZM46 227V228H45ZM72 227V228H71ZM109 227V228H108ZM169 227V228H168ZM176 227V228H175ZM181 227V228H180ZM201 227V228H200ZM223 227V228H222ZM253 227V228H252ZM29 228V229H28ZM35 228V229H34ZM141 228V229H140ZM159 228V229H158ZM165 228V229H163ZM168 230H167V229ZM200 228V230H199ZM219 229L216 230V234H215V230L214 229ZM228 228V229H227ZM16 229V230H15ZM25 229V230H23ZM41 229V230H39ZM53 229V232L52 230ZM62 229V230H61ZM98 229V230H97ZM120 229V231H119ZM150 229V230H149ZM158 231H157V230ZM172 229V230H170ZM224 231H222V230ZM22 230V231H21ZM31 230V231H30ZM37 230V231H36ZM56 230V231H55ZM66 230V231H65ZM68 230V231H67ZM113 232H112V231ZM131 233H129L130 231ZM147 232L149 233L150 231H153V233H149L147 234ZM156 230V231H155ZM161 230V231H160ZM170 230V231H169ZM181 230V232H179ZM190 230V231H189ZM214 230V231H213ZM227 232H226V231ZM250 230V231H249ZM254 230V232H253ZM27 231V232H26ZM43 232V234L41 235L40 232ZM58 231V232H57ZM111 231V234H110ZM122 231V232H121ZM155 231V233H154ZM160 231V232H159ZM168 235L167 236V233ZM205 234H203L202 232ZM29 232V233H28ZM36 232V233H35ZM69 235H68V233ZM103 232V233H102ZM175 234H174V233ZM177 232V233H176ZM54 233V234H53ZM109 233V234H108ZM118 233V234H117ZM176 235L175 237H173ZM181 233V234H180ZM185 233V234H184ZM219 233V234H218ZM222 233H225L222 235ZM20 234V235H19ZM25 234V235H23ZM39 234V235H37ZM46 234V235H45ZM57 234V235H55ZM67 234V235H66ZM108 234V235H105ZM120 234V235H119ZM128 234V235H127ZM134 234V235H133ZM142 234V237H141ZM158 234V235H157ZM164 234V235H163ZM180 234V236H179ZM215 237H214V235ZM227 234V235H226ZM230 234V235H229ZM249 234V235H248ZM22 235V237H21ZM82 235H83V239H82ZM140 235V236H139ZM154 235V237H150ZM183 235V236H182ZM192 235V236H191ZM30 236V237H29ZM33 236V238L31 237ZM59 236V237H57ZM65 236V237H63ZM123 236V237H122ZM144 236V237H143ZM187 236V237H185ZM210 236V237H209ZM228 238L225 239L224 238ZM233 238H232V237ZM237 238H236V237ZM17 237V238H16ZM24 237V238H23ZM27 237V238H26ZM92 237H94V239H92ZM182 237V238H181ZM199 239H198V238ZM209 237V238H208ZM235 237V238H234ZM248 237V238H247ZM3 238V240L1 239ZM22 238V239H20ZM32 238V239H31ZM40 238V239H38ZM43 238V239H42ZM51 238V239H50ZM59 238V239H58ZM72 238V239H70ZM74 238V239H73ZM79 238V239H78ZM95 238L97 240H95ZM123 238V239H122ZM127 238V239H126ZM149 238V239H148ZM160 238V239H159ZM166 238V239H165ZM186 238V239H185ZM193 238V239H192ZM211 238V239H210ZM214 238V239H213ZM218 238V239H217ZM240 240H239V239ZM242 238V239H241ZM28 239V240H27ZM53 239V240H52ZM58 239V240H56ZM61 239V240H60ZM65 239V240H64ZM110 239V240H108ZM147 239V240H146ZM151 239V240H150ZM153 239V240H152ZM165 239V240H163ZM168 239V240H167ZM183 239V240H181ZM188 239V240H187ZM206 239V240H205ZM209 241H208V240ZM220 239H221V243H220ZM224 239V240H223ZM37 240V241H36ZM39 240V241H38ZM55 240V241H54ZM74 240V241H73ZM79 240V241H78ZM81 240V241H80ZM104 242H103V241ZM124 240V241H123ZM129 240V241H128ZM132 240V241H130ZM139 240V241H137ZM143 242H142V241ZM161 240V241H160ZM162 240L164 242H162ZM187 240V241H185ZM196 240V241H195ZM202 240V241H200ZM215 240V241H214ZM231 240V241H230ZM16 241V242H15ZM77 241V242H76ZM83 241V242H82ZM137 241V242H136ZM172 241V242H171ZM182 241V243H181ZM185 241V242H184ZM200 241V242H199ZM211 241V243H209ZM214 241V242H213ZM226 241V242H225ZM230 241V242H229ZM236 241H238L237 243H235ZM241 243H240V242ZM28 242V243H27ZM58 242V244H56ZM61 242V245H60ZM64 242V243H63ZM66 242L68 244H66ZM75 242V243H74ZM83 246H81L79 243ZM85 242V244H84ZM96 242V243H94ZM117 244H116V243ZM120 242V244H119ZM123 242V243H122ZM155 242V244H154ZM161 244H160V243ZM169 242V243H168ZM197 242V243H196ZM225 242V243H224ZM233 242V243H231ZM38 243V245H36ZM41 243V244H40ZM48 245H47V244ZM55 243V244H54ZM83 243V244H82ZM99 243V244H98ZM129 243H131L129 245ZM148 244L146 246V244ZM174 243V244H171ZM176 243V244H175ZM185 243V244H184ZM189 243H191L189 245ZM208 245H205V244ZM244 243V244H243ZM12 244V245H11ZM19 244V245H18ZM43 244V245H42ZM51 246H50V245ZM63 244V247H62ZM65 244V245H64ZM73 244V245H72ZM79 244V245H77ZM94 246H93V245ZM96 244V245H95ZM140 244V245H139ZM164 244V245H163ZM170 244V245H169ZM181 244V246H179ZM212 244V245H211ZM228 244V245H227ZM240 244H242L240 246ZM59 245V246H58ZM66 245H70L67 248ZM86 245V246H85ZM99 247H98V246ZM120 245V247H119ZM136 245V246H134ZM145 245V247H143ZM158 245V246H157ZM160 245V246H159ZM172 245V246H171ZM211 245V246H210ZM231 247H230V246ZM235 245V246H234ZM40 246V247H39ZM101 246V247H100ZM105 246V247H104ZM123 246V247H122ZM133 246V247H131ZM152 246V247H151ZM165 246V247H164ZM176 246V247H174ZM191 246V247H190ZM215 246V247H214ZM219 246V247H218ZM222 246V247H221ZM8 247V248H7ZM19 247V248H18ZM21 247V248H20ZM36 247V248H35ZM39 247V248H38ZM44 247H48V248H44ZM53 247V248H52ZM62 247V249H61ZM65 247V248H64ZM87 247V248H86ZM103 247V248H102ZM111 247V248H110ZM119 247V248H118ZM156 247V248H155ZM164 247V248H162ZM181 247V248H180ZM209 247V249H208ZM210 247L213 248L212 250H210ZM217 247V248H216ZM226 247V248H225ZM244 247V248H243ZM3 248V249H2ZM28 248V249H27ZM51 248V249H50ZM69 249L68 251L66 250ZM94 248V249H93ZM121 248V249H120ZM129 248V249H128ZM147 248V249H145ZM156 250H155V249ZM159 248V250L157 251V249ZM167 248V249H166ZM171 248V249H170ZM187 248V249H186ZM196 248V249H195ZM200 250H199V249ZM220 248V249H219ZM230 248V249H229ZM234 248V249H233ZM2 249V251H1ZM20 249V250H19ZM23 249V250H22ZM40 249V250H39ZM61 249V250H60ZM74 249V250H73ZM80 249V250H78ZM93 249V250H92ZM123 249V250H122ZM125 249V250H124ZM132 249V250H131ZM134 249V250H133ZM150 249V250H149ZM154 249V250H151ZM163 249V250H162ZM180 249V250H179ZM192 249V250H191ZM239 249V250H238ZM7 250V251H6ZM47 252L45 253L44 252ZM50 250V251H49ZM54 250V251H53ZM65 250V252H64ZM73 250V251H71ZM77 250V251H76ZM83 250V251H82ZM161 250V251H160ZM166 250V251H165ZM174 250V251H173ZM184 250V251H183ZM195 250V252H194ZM205 250V251H204ZM207 250V251H206ZM232 250V251H231ZM4 251V253H3ZM15 251V252H14ZM21 251V252H20ZM76 251V253H75ZM114 251V252H113ZM129 251V252H128ZM134 251V252H132ZM147 251V252H146ZM154 251V252H153ZM157 253H156V252ZM160 251V252H159ZM164 251V252H163ZM171 251V252H170ZM189 251V252H188ZM214 251V252H213ZM218 253H216V252ZM224 251V253H223ZM12 252V253H11ZM65 254H63V253ZM78 252V253H77ZM125 252V253H124ZM128 252V253H127ZM137 252V254H136ZM166 252V253H165ZM181 252V253H180ZM183 252V253H182ZM190 254H188V253ZM203 252V253H202ZM206 252V253H205ZM235 252V253H234ZM59 253V254H58ZM67 253V254H66ZM72 253V255H71ZM74 253V254H73ZM106 253V254H105ZM112 253V254H111ZM124 253V254H123ZM163 253V254H162ZM178 253V254H176ZM180 253V254H179ZM186 253V254H185ZM221 253V254H220ZM14 254V255H13ZM45 254V255H44ZM54 254H56V258L54 256ZM61 254V256H60ZM86 254V255H85ZM101 254V255H100ZM121 254V255H120ZM146 254V255H145ZM161 254V255H160ZM176 256H175V255ZM203 254V255H202ZM205 254V255H204ZM209 257H207L206 256ZM211 254V255H210ZM6 255V256H5ZM29 255V256H28ZM70 255V256H69ZM75 255V256H73ZM93 255V257H92ZM114 255V257H113ZM118 255V256H116ZM181 255V256H180ZM190 257H189V256ZM196 255V256H195ZM216 255H218V257H216ZM8 256V257H7ZM45 256V257H44ZM48 256V257H47ZM58 256V257H57ZM84 256V257H83ZM89 258H86V257ZM140 256V257H139ZM143 256V257H142ZM167 256V258H166ZM173 256V257H172ZM183 256V257H182ZM201 256H204L205 259L201 260ZM52 257V259H51ZM66 257V259H65ZM74 257V258H73ZM107 257V258H106ZM123 257V258H122ZM142 257V258H141ZM149 257V259H148ZM153 257V258H152ZM157 257V258H156ZM176 257V258H174ZM178 257V258H177ZM10 258V260H9ZM54 258V259H53ZM58 258V259H57ZM62 258V259H61ZM67 258L69 260H67ZM76 258V259H75ZM122 258V259H120ZM155 258V259H154ZM167 260L165 262V260ZM218 258V260L216 259ZM238 261H236L235 259ZM5 259V260H4ZM47 259V260H46ZM61 259V260H60ZM65 259V263L63 262V260ZM75 259V260H74ZM79 259V260H78ZM90 259V261H89ZM97 259V260H96ZM119 259V260H118ZM141 259V262H140ZM212 259V260H211ZM13 260L15 262H13ZM27 260V261H26ZM46 260V261H45ZM52 260V261H51ZM55 260V261H53ZM87 260V261H86ZM94 260V261H93ZM102 260V261H101ZM116 260V261H115ZM143 260V261H142ZM147 260V261H146ZM162 260V262H161ZM172 262H171V261ZM175 260L177 263H175ZM223 260H225L224 262H222ZM6 263H5V262ZM11 261V262H10ZM47 261H51L48 262ZM69 261V262H68ZM89 261V262H88ZM100 261V262H99ZM104 261V262H103ZM119 261V262H118ZM134 261V262H133ZM153 261V262H152ZM158 261V263H157ZM199 261V262H198ZM217 261V262H216ZM2 262V263H1ZM67 262V263H66ZM78 262V263H77ZM103 262V263H102ZM106 262V263H105ZM136 262V263H135ZM140 262V263H139ZM149 262V263H148ZM170 262V263H169ZM56 263V264H57ZM166 263V264H167ZM264 264V263H263Z\"/></svg>",
  "mask_w": 264,
  "mask_h": 264
},
{
  "label": "bare ground",
  "instance_id": "obj_2",
  "mask_svg": "<svg viewBox=\"0 0 264 264\" xmlns=\"http://www.w3.org/2000/svg\"><path fill=\"white\" fill-rule=\"evenodd\" d=\"M1 1H2V0H1ZM3 1L5 2V0H3ZM14 1H15V0H13V2H14ZM22 1L25 2V0H22ZM42 1H43V0H42ZM112 1H113V0H112ZM125 1H126V0H125ZM137 1H138V0H137ZM147 1H148V0H147ZM150 1H151V0H150ZM187 1H188V0H187ZM187 1H186V3H187ZM211 1H212V0H211ZM216 1H217V0H216ZM237 1H238V0H237ZM243 1H244V0H243ZM246 1H248V0H246ZM253 1H254V0H253ZM257 1H258V0H257ZM8 2L10 3L11 1L8 0ZM13 2H11V3H13ZM113 2H114V1H113ZM116 2H117V1H116ZM119 2H121V4H120L121 6H120V7H122V3H124V2H122V1H119ZM126 2H127V1H126ZM140 2H141V0H140ZM143 2H144V1H143ZM145 2H146V1H145ZM145 2H144V3H145ZM154 2H155V1H154ZM154 2H153V3H154ZM196 2H197V1H196ZM240 2H241V1H240ZM249 2H250V1H249ZM258 2H259V1H258ZM260 2H262V1H260ZM17 3H18V2H17ZM19 3H21V1H20ZM19 3H18V4H19ZM77 3H79V2H75V3L73 4V7H74V8L77 7ZM104 3H105V2H104ZM106 3H107V2H106ZM134 3H135V2H134ZM137 3H138V2H137ZM137 3H136V4H137ZM144 3L141 4V6H144ZM147 3H148V2H147ZM199 3H202V2H199ZM199 3H198V4H199ZM234 3H235V2H234ZM238 3H239V2H238ZM242 3H243V2H241V4H242ZM244 3H245V2H244ZM14 4H15V2H14ZM42 4H43V3H42ZM44 4H45V3H44ZM84 4H85V3H84ZM126 4H127V3H126ZM145 4H146V3H145ZM148 4H149V3H148ZM148 4H146V5L148 6ZM151 4H152V3H151ZM190 4H191V3H190ZM227 4H229V3H227ZM245 4H246V3H245ZM245 4H242V6H244ZM11 5H12V4H11ZM11 5H10V6H11ZM115 5H116V4H115ZM128 5H129V4H128ZM128 5H127L126 7H129V8H130V6H128ZM139 5H140V4H139ZM149 5H150V4H149ZM182 5H183V4H182ZM182 5H181L180 8H182ZM187 5H188V4H187ZM200 5H201V4H200ZM204 5H205V3H204V4L202 3V6H204ZM213 5H214V4H213ZM216 5H217V4H216ZM233 5H234V4H233ZM233 5H232V6H233ZM258 5H261V4H258ZM16 6H17V5H16ZM18 6H19V5H18ZM104 6H105V5H104ZM141 6H140V8H141ZM214 6H215V5H214ZM235 6H236V5H235ZM235 6H234L233 8H235ZM242 6L240 5V7H242ZM262 6H263V5H262ZM0 7H1V5H0ZM6 7H7V5H6ZM79 7H80V6H79ZM106 7H109V6L106 5ZM111 7H113V6H111ZM111 7H110V8H111ZM117 7H118V6H117ZM148 7H150V6H148ZM186 7H187V6H186ZM190 7H191V6H190ZM195 7H196V6H195ZM208 7H210V6H208ZM208 7H207V9H208ZM211 7H213V6H211ZM220 7H221V6H220ZM236 7H238V6H236ZM256 7H257V6H256ZM1 8H3V7H1ZM1 8H0V9H1ZM7 8H8V7H7ZM19 8H20V7H19ZM103 8H104V7H103ZM129 8H128L127 10H129ZM132 8H133V7H132ZM135 8H136V7H135ZM187 8H189V7H187ZM187 8H186V9H187ZM193 8H194V7H193ZM199 8H200V7H199ZM204 8H206V7H204ZM204 8H203V9H204ZM253 8H254V7H253ZM258 8H259V7H258ZM15 9H16V7H15ZM106 9L109 10V8H106ZM112 9H113V8H112ZM112 9H111V10H112ZM114 9H115V8H114ZM124 9H126V8H124ZM124 9H123V10H124ZM130 9H131V8H130ZM133 9H134V8H133ZM148 9H149V8H148ZM221 9H222V8H221ZM242 9H243V8H242ZM245 9H246V8H245ZM260 9H261V8H260ZM1 10H4V9H1ZM12 10L14 11L13 8H12ZM111 10H110V12H112ZM118 10H119V9H118ZM121 10H122V9H121ZM139 10H140V9H139ZM143 10H144V9H143ZM145 10H146V9H145ZM182 10H183V9H182ZM182 10H181V11H182ZM193 10H196V9H193ZM205 10H206V9H205ZM212 10H213V9H212ZM233 10H236V9H233ZM240 10H241V9H240ZM248 10H249V9H248ZM261 10H262V9H261ZM114 11H115V10H114ZM133 11H134V10H133ZM135 11H137V10H135ZM135 11H134V13H135ZM184 11H185V10H184ZM199 11H200V10H199ZM213 11H214V10H213ZM219 11H220V10H219ZM229 11H230V10H229ZM242 11H243V10H242ZM245 11H246V10H245ZM254 11L256 12L255 9H254ZM258 11H259V10H258ZM1 12H3V11H1ZM4 12H5V11H4ZM14 12H15V11H14ZM16 12H17V11H16ZM116 12H117V10H116ZM119 12H120V10H119ZM123 12H124V11H123ZM146 12H147V11H146ZM149 12H150V10H149ZM168 12H169V11H168ZM175 12H176V11H175ZM177 12H179V11L177 10ZM177 12H176V13H177ZM185 12H186V11H185ZM193 12H194V11H193ZM201 12H202V11H201ZM238 12H240V11H238ZM243 12H244V11H243ZM247 12H248V11H247ZM260 12H263V11H260ZM10 13H11V12H10ZM113 13H114V15H115V12H113ZM113 13H112V14H113ZM121 13H122V12H121ZM139 13H141V11H140ZM176 13H174V14H176ZM182 13H183V12H182ZM196 13H198V11H195V14H196ZM245 13H246V12H245ZM248 13H249V12H248ZM5 14H6V13H5ZM5 14H3V15H5ZM7 14H8V13H7ZM12 14L14 15V13H12ZM12 14H9V15H12ZM132 14H133V13H132ZM141 14H142V13H141ZM169 14H170V13H169ZM191 14H192V13H191ZM203 14H204V13H203ZM231 14H232V13H231ZM233 14H234V13H233ZM233 14H232V15H233ZM251 14H252V13H251ZM253 14H254V13H253ZM256 14H257V13H256ZM256 14H254V15L256 16ZM260 14L262 15V13H260ZM79 15H80V14H79ZM79 15H77L75 11H74V12H71V15H70L71 17L68 16V17L70 18V22H74V21H76L77 18H79V17H78ZM129 15L131 16L130 13H129ZM134 15H136V14H134ZM144 15H145V14H144ZM176 15H177V14H176ZM179 15H181V14L179 13ZM186 15H187V14H186ZM188 15H190V13H189ZM188 15H187V16H188ZM193 15H194V13H193ZM201 15H202V14H201ZM201 15H200V16H201ZM238 15H240V14H238ZM241 15H242V14H241ZM246 15H247V14H246ZM246 15H244V16H246ZM257 15H259V14H257ZM261 15H259V16H261ZM6 16H7V15H6ZM6 16H5V17H6ZM16 16H17V15H16ZM117 16H119V15H117ZM117 16H116V17H117ZM123 16H124V15H122V17H123ZM141 16H142V15H141ZM165 16H167V13H166ZM165 16H164V17H165ZM168 16H169V15H168ZM171 16H174V15H172V13H171ZM195 16H196V15H195ZM244 16H243V17H244ZM251 16H253V15H251ZM255 16H254V17H255ZM262 16H263V15H262ZM3 17H4V16H3ZM14 17H15V16H13V18H14ZM80 17H81V16H80ZM132 17H133V15H132ZM180 17H181V16H180ZM183 17H184V16H183ZM234 17H235V16H234ZM240 17H241V16H240ZM247 17H248V16H247ZM7 18H8V17H7ZM64 18H65V17H64ZM69 18H68V19H69ZM110 18H111V15H110ZM113 18H115V16H114ZM118 18H119V17H118ZM125 18H126V17H125ZM127 18H128V17H127ZM134 18H135V17H134ZM136 18H137V16H136ZM138 18H139V17H138ZM140 18H142V17H140ZM140 18H139V19H140ZM144 18H145V17H144ZM173 18H174V17H173ZM176 18H177V17H176ZM194 18H195V17H194ZM197 18H198V17H197ZM229 18H230V17H229ZM249 18H250V17H249ZM256 18H257V19H260V17H257V16H256ZM1 19H2V16H1ZM1 19H0V21H1ZM3 19H4V18H3ZM10 19H11V18H10ZM10 19H9V20H10ZM111 19H112V18H111ZM115 19H116V18H115ZM122 19H124V18H122ZM161 19H162V17H161ZM189 19H190V17H189ZM195 19H196V18H195ZM198 19H199V18H198ZM198 19H196V20H198ZM261 19H262V17H261ZM65 20H66V22H67V19H65ZM126 20H128V19H126ZM130 20H131V19H130ZM132 20H133V19H132ZM167 20H168V19H167ZM167 20H166V22H167ZM169 20L172 21L173 19L171 20V19L169 18ZM175 20H176V19H175ZM184 20H185V19H184ZM244 20H245V19H244ZM249 20H250V19H249ZM252 20H253V18H252ZM254 20H255V19H254ZM3 21H5V20H3ZM12 21H13V20H12ZM119 21H120V20H119ZM133 21H134V20H133ZM137 21H138V20H137ZM178 21H179V19H178ZM181 21H182V20H181ZM193 21H194V20H193ZM263 21H264V20H263ZM7 22H8V21H7ZM70 22H68V23H70ZM112 22H113V21H112ZM116 22H117V20L114 22V24H115ZM123 22H124V21H123ZM127 22H128V21H125V24H126ZM138 22H139V21H138ZM163 22H164V21H163ZM168 22H169V21H168ZM174 22H175V21H174ZM176 22H177V21H176ZM179 22H180V21H179ZM182 22H183V21H182ZM184 22H185V21H184ZM184 22H183V24H185ZM195 22H196V21H195ZM1 23H2V22H1ZM1 23H0V24H1ZM19 23H20V21H19ZM68 23H67V24H68ZM119 23H121V22H119ZM119 23H118V24H119ZM129 23H130V22H129ZM187 23H188V22H187ZM187 23H186V24H187ZM190 23H192V22H190ZM207 23H209V22H207ZM224 23H225V22H224ZM224 23H223V24H224ZM243 23H244V22H243ZM245 23H247V22H245ZM254 23H255V22H254ZM262 23H263V22H262ZM3 24H4V23H3ZM9 24H10V23H9ZM17 24H18V23H17ZM71 24H72V23H71ZM71 24H70V25H71ZM76 24H77V23H76ZM76 24H72V25H76ZM112 24H113V23H112ZM121 24H122V23H121ZM125 24H122V25L125 26ZM130 24H131V23H130ZM136 24H137V23H136ZM172 24H173V23H172ZM205 24H206V23H205ZM225 24H226V23H225ZM258 24H259V23H258ZM5 25H6V24H5ZM5 25H4V26H5ZM20 25H22V24H20ZM68 25H69V24H68ZM78 25H79V24H78ZM127 25H128V28H129V24H127ZM127 25H126V26H127ZM131 25H133V24H131ZM131 25H130V27H131ZM137 25H138V24H137ZM163 25H164V23H163ZM170 25H171V24H170ZM170 25H169V26H170ZM195 25H196V24H195ZM237 25H238V24H237ZM243 25H244V24H243ZM243 25H241V26H243ZM246 25H247V24H246ZM6 26H7V25H6ZM12 26H14V25H12ZM66 26H67V25H66ZM76 26H77V25H76ZM76 26H75V27H76ZM83 26H84V25H83ZM117 26L119 27V25H117ZM133 26L135 27V25H133ZM139 26H140V25H139ZM179 26H180V25H179ZM186 26H187V25H186ZM193 26H194V25H193ZM193 26H192V27H193ZM204 26H205V25H204ZM208 26H209V25H208ZM227 26H228V25H227ZM227 26H226V27H227ZM251 26H252V25H251ZM14 27H15V26H14ZM58 27H59V26H58ZM61 27H63V26H61ZM69 27H70V26H69ZM80 27H81V26H80ZM160 27H161V26H160ZM171 27H172V25H171ZM173 27H174V26H173ZM184 27H185V25H184ZM253 27H255V26H253ZM12 28H13V27H12ZM25 28H27V26H25ZM41 28H42V27H41ZM49 28H51V27H49ZM83 28H84V27H83ZM85 28H86V27H85ZM85 28H84V30H87V28H86V29H85ZM124 28H125V27H124ZM124 28H123V30H124ZM128 28H127V29H128ZM132 28H133V27H132ZM135 28H136V27H135ZM140 28H141V26H140ZM161 28H163V27H161ZM164 28H165V27H164ZM167 28H168V27H167ZM167 28H166V29H167ZM174 28H175V27H174ZM186 28H188V27H186ZM197 28H198V27H197ZM203 28H205V27H203ZM231 28H232V27H231ZM236 28H239V27H236ZM236 28H234V29H236ZM245 28H246V27H245ZM249 28H250V26H249ZM263 28H264V26H263ZM263 28H262V29H263ZM14 29H15V28H14ZM20 29H21V28H20ZM37 29H38V28H36V30H37ZM46 29H47V28H46ZM65 29H66V28H65ZM74 29H75V28H74ZM78 29L80 30V28L77 27V30H78ZM118 29H119V28H118ZM120 29H121V27H120ZM120 29H119V30H120ZM129 29H130V28H129ZM138 29H139V28H138ZM138 29H137V30H138ZM179 29H180V28H179ZM179 29H178V31H179ZM199 29H200V28H199ZM206 29H207V28H206ZM209 29H210V28H209ZM5 30H6V29H5ZM5 30H4V31H5ZM7 30H8V29H7ZM7 30H6V31H7ZM9 30H10V29H9ZM12 30H13V29H11V31H12ZM16 30H17V29H16ZM23 30H24V29H23ZM26 30H29V28L26 29ZM26 30H24V31H26ZM30 30H32V32H33L34 28H33V29H30ZM38 30H41V29H38ZM42 30H44V28H43ZM42 30H41V32H42ZM52 30H54V28H53V29L51 28L50 31H52ZM57 30H58V29H57ZM70 30H72V32L74 33V31H73V27H71ZM111 30H113V28H112ZM130 30H131V29H130ZM130 30H129V31H130ZM163 30H164V29H163ZM168 30H169V28H168ZM175 30H177V29L175 28ZM181 30H183V29L181 28ZM184 30H185V29H184ZM194 30H195V28H194ZM202 30H203V29H201V31H202ZM237 30H238V29H237ZM240 30H241V29H240ZM256 30H257V29H256ZM256 30H255V31H256ZM0 31H1V30H0ZM4 31H3V32H4ZM21 31H22V29H21ZM24 31H23V33H24ZM48 31H49V30H48ZM48 31H47V34H48ZM54 31H55V30H54ZM58 31H60V30H58ZM58 31H57V33H58ZM66 31H67V30H66ZM88 31H89V30H88ZM117 31H118V30H117ZM117 31H116V32H117ZM134 31H135V30H134ZM139 31H140V30H139ZM151 31H152V30H151ZM186 31L188 32V30H186ZM186 31H184V33H185ZM191 31H192V30H191ZM191 31H190V32H191ZM201 31H200V32H201ZM208 31H209V30H208ZM229 31H230V30H229ZM245 31H246V30H245ZM247 31H248V29H247ZM3 32H2V33H3ZM39 32H40V31H39ZM64 32H65V31H64ZM89 32H90V31H89ZM109 32H110V31H109ZM114 32H115V31H114ZM116 32H115V33H116ZM137 32H138V31H137ZM155 32H156V31H155ZM163 32H164V31H163ZM165 32L167 33L168 31H165ZM169 32H170V31H169ZM169 32H168V33H169ZM171 32H172V31H171ZM175 32H176V31H175ZM181 32H183V31H181ZM181 32H180V34H181ZM192 32H193V31H192ZM192 32H191V33H192ZM198 32H199V31H198ZM235 32H236V31H235ZM239 32H240V31H239ZM248 32H249V31H248ZM256 32H257V31H256ZM259 32H260V31H259ZM15 33H16V32H15ZM19 33H20V32H19ZM25 33H26V32H25ZM35 33H36V32H35ZM55 33H56V32H55ZM57 33H56V34H57ZM67 33H68V32H67ZM78 33L80 34L81 31L78 32ZM84 33H85V32H84ZM86 33H87V32H86ZM86 33H85V34H86ZM107 33H108V32H107ZM110 33H112V32H110ZM110 33H108V34H110ZM120 33H121V32H120ZM122 33H123V31H122ZM130 33H131V32H130ZM130 33H129V34H130ZM147 33H148V32H147ZM159 33H160V32H159ZM191 33H190V34H191ZM209 33H211V32H209ZM228 33H230V32H228ZM236 33H237V32H236ZM250 33H251V31H250ZM250 33H249V34H250ZM260 33H261V32H260ZM13 34H14V33H13ZM28 34H29V32H28ZM56 34L54 35V32H53V34H50V35L47 36L46 38L43 39V37H42V40L39 39L40 41L38 42V44H39V45H38V48H39V46H42V47L45 48L46 50H47V48H48V49H49L50 47L52 48L53 46H51V44L54 45V43H52V42H53L52 40H53L54 38H55V40L58 39V37H57V39H56ZM75 34H76V33H75ZM75 34H73V35H75ZM87 34H89V33H87ZM104 34H106V33H104ZM118 34H119V33H118ZM127 34H128V32H127ZM140 34H141V33H140ZM145 34H146V33H145ZM145 34H143V35H145ZM170 34H171V33H170ZM170 34H169V35H170ZM187 34H189V32H188ZM194 34H195V33H194ZM196 34H197V32H196ZM202 34H204V33L202 32ZM205 34H206V33H205ZM258 34H259V33H258ZM18 35H19V34H18ZM33 35H34V34H33ZM35 35H36V34H35ZM53 35H54V36H53ZM59 35H60V33H59ZM66 35H67V34H66ZM82 35H84V34H83V31H82ZM82 35H81V37H82ZM91 35H92V33H91ZM111 35H112V34H111ZM111 35H110V36H111ZM121 35H122V34H121ZM124 35H125V34H124ZM136 35H137V34H136ZM164 35H165V33H164ZM164 35H163V36H164ZM181 35H184V34L182 33ZM191 35H193V34H191ZM222 35H223V34H222ZM224 35H225V34H224ZM234 35H236V34H234ZM242 35H244V34H242ZM2 36H3V35H2ZM4 36H5V34H4ZM4 36H3V37H4ZM9 36H10V33H9ZM9 36H8V37H9ZM22 36H24V35H22ZM27 36H28V35H27ZM29 36H30V35H29ZM29 36H28V37H29ZM36 36H37V35H36ZM44 36H45V35H44ZM57 36H58V34H57ZM61 36H64V35H61ZM71 36H72V35H71ZM78 36H80V35H78ZM78 36L76 35L77 38H78ZM98 36H99V35H98ZM104 36H105V35H104ZM112 36H113V35H112ZM139 36L141 37V35H139ZM146 36H147V35H146ZM174 36H175V35H174ZM176 36H177V35H176ZM185 36L188 37V35H185ZM207 36H208V35H207ZM210 36H211V35H210ZM218 36H219V35H218ZM231 36H232V35H231ZM238 36H239V35H238ZM257 36H259V35H257ZM261 36H262V35H261ZM14 37H15V36H14ZM16 37H17V36H16ZM19 37H20V36H19ZM38 37H39V33H38ZM84 37H85V36H84ZM84 37H83V39H84ZM89 37H90V36H89ZM91 37H92V36H91ZM93 37H94V36H93ZM102 37H103V36H102ZM123 37H125V36H123ZM130 37H131V40H132V36H130ZM140 37H139V39H140ZM147 37H148V36H147ZM166 37H167V36H165V38H166ZM171 37H172V35L170 36V38H171ZM183 37H184V36H183ZM193 37H195V36L193 35ZM193 37H191V39H192ZM203 37H205V36H203ZM241 37H243V36H241ZM241 37H238V38H241ZM11 38H13L12 35H11ZM17 38H18V37H17ZM34 38H35V37H34ZM39 38H40V37H39ZM63 38H64V37H63ZM67 38H68V37H67ZM69 38H71L70 35H69ZM73 38H74V37H73ZM73 38H72V39H73ZM77 38H76V41H77ZM105 38H107V37H105ZM117 38H118V37H117ZM128 38H129V37H128ZM136 38H137V40H138V37H137V36H136ZM145 38H146V37H145ZM145 38H144V39H145ZM175 38H176V37H175ZM177 38H178V37H177ZM184 38H185V37H184ZM195 38H197V37H195ZM198 38H199V37H198ZM215 38H216V37H215ZM220 38H221V37H220ZM220 38H219V40H220ZM226 38H227V37H226ZM231 38H232V37H231ZM243 38H244V37H243ZM248 38H249V37H248ZM0 39H1V38H0ZM4 39H6V36H5ZM27 39H28V38H26V40H27ZM31 39H33V38L31 37ZM74 39H75V38H74ZM85 39H86V37H85ZM88 39H89V38H88ZM88 39H87V40H88ZM93 39H94V38H93ZM93 39H89V40H93ZM103 39H104V38H103ZM103 39H102V41H103ZM129 39H130V38H129ZM168 39H169V37H168ZM180 39H181V38H180ZM199 39H200V38H199ZM206 39H207V37H206ZM208 39H210V38H208ZM216 39H217V38H216ZM227 39H228V38H227ZM232 39H233V38H232ZM234 39H235V38H234ZM245 39H246V37H245ZM252 39H253V38H252ZM10 40H11V39H10ZM19 40H21V43H22V38L19 39ZM29 40H30V37H29ZM37 40H38V38H37ZM55 40H54V42H55ZM60 40H62V39H60ZM81 40H82V39H81ZM99 40H100V38H99ZM99 40H98V42H101V41H99ZM107 40H108V39H107ZM140 40H141V39H140ZM166 40H167V39H166ZM181 40H182V39H181ZM189 40H190V37H189ZM192 40H194V39H192ZM192 40H191V41H192ZM196 40H197V39H196ZM221 40H222V39H221ZM237 40H238V39H237ZM240 40H241V39H240ZM258 40L260 41V38H259ZM5 41H6V40H5ZM8 41H9V40H8ZM23 41H24V40H23ZM74 41H75V40H74ZM84 41H86V40H84ZM94 41L96 42V39H95ZM119 41H120V39H119ZM121 41H122V40H121ZM145 41H148V40H145ZM152 41H154V40H152ZM185 41H186V40H185ZM201 41H202V40H201ZM203 41H204V40H203ZM203 41H202V42H203ZM210 41H212V40L210 39ZM213 41H214V40H213ZM213 41H212V42H213ZM247 41H248V40H247ZM254 41H255V40H254ZM3 42H4V41H3ZM3 42H1V43H3ZM10 42H11V41H10ZM17 42H18V40H17ZM31 42H32V40H31ZM35 42H36V41H35ZM60 42H61V41H60ZM70 42H73V41L70 39ZM79 42L81 43V41H78L77 43H79ZM86 42H88V41H86ZM95 42H94V43H95ZM128 42H130V41H128ZM128 42H127V43H128ZM131 42H132V41H131ZM170 42H172V39H170V41L168 40V43H170ZM179 42H180V41H179ZM179 42H178V43H179ZM196 42H197V41H196ZM204 42H205V41H204ZM204 42H203V43H204ZM212 42H211V43H212ZM215 42H216V41H215ZM219 42H220V41H219ZM219 42H217V43H219ZM229 42H231V40H229ZM232 42H233V41H232ZM238 42H239V41H238ZM241 42H242V40H241ZM243 42H245V41H243ZM255 42H256V41H255ZM7 43H8V42H7ZM7 43H6V44H7ZM13 43H14V42H13ZM21 43H20V44H21ZM25 43H26V41H25ZM27 43H28V41H27ZM29 43H30V42H29ZM58 43H59V42H58ZM65 43H67V42H65ZM91 43H92V41H91ZM94 43H93V45H94ZM96 43H97V42H96ZM103 43H104V42H103ZM119 43H120V42H119ZM121 43H122V42H121ZM133 43H134V42H133ZM172 43H173V42H172ZM178 43H175V45L178 44ZM181 43H182V42H180V44H181ZM185 43H186V42H185ZM194 43H195V42H194ZM221 43H223V42H221ZM225 43H226V41H225ZM235 43H236V42H235ZM252 43H253V41H252ZM262 43H263V42H262ZM8 44H9V43H8ZM35 44H36V43H35ZM56 44H57V43H56ZM56 44H55V45H56ZM60 44H61V43H60ZM68 44H69V42H68ZM101 44H102V43H101ZM114 44H115V43H114ZM150 44H151V42H150ZM150 44H149V45H150ZM180 44H179V45H180ZM191 44H192V43H191ZM231 44H232V43H231ZM2 45L5 46L4 44H2ZM17 45H19V43H18ZM17 45H16V46H17ZM28 45H29V44H28ZM55 45H54V46H55ZM65 45H66V44H65ZM65 45H64V47H65ZM71 45H73V43H71ZM74 45H76V44H74ZM80 45H81V44H80ZM104 45L106 46V44H104ZM115 45H116V44H115ZM125 45H126V44H125ZM168 45H169V44H168ZM171 45H172V44H171ZM181 45H182V44H181ZM183 45H184V44H183ZM187 45H190V43L187 44ZM194 45H195V44H194ZM196 45H198V44H196ZM199 45H200V44H199ZM201 45H202V44H201ZM206 45H207V44H206ZM225 45H226V44H225ZM228 45H229V44H228ZM233 45H234V44H233ZM235 45H236V44H235ZM242 45H245V43H244V44L242 43ZM242 45H240V46H242ZM252 45H253V44H252ZM6 46H7V45H6ZM8 46H9V45H8ZM22 46H23V45H22ZM33 46H35V45H33ZM33 46H32V47H33ZM77 46H78V45H77ZM97 46H98V45H97ZM97 46H96V47H97ZM121 46H122V45H121ZM150 46L152 47L153 45H150ZM169 46H170V45H169ZM177 46H178V45H177ZM184 46H185V45H184ZM190 46H191V45H190ZM223 46H224V45H223ZM236 46H237V45H236ZM240 46H239V47H240ZM246 46L248 47V45H246ZM249 46H250V45H249ZM262 46H264V45H262ZM29 47H30V46H29ZM29 47H28V48H29ZM36 47H37V46H36ZM58 47H59V46H58ZM71 47H72V46H71ZM74 47H76V46H74ZM79 47H80V46H79ZM81 47H82V46H81ZM85 47H86V46H85ZM89 47H90V44H89ZM99 47H100V46H99ZM166 47L168 48V46H166ZM175 47H176V46H175ZM192 47H193V44H192ZM194 47H196V46H194ZM203 47H204V46H203ZM207 47H208V46H207ZM215 47H216V46H215ZM232 47H233V46H232ZM2 48H4V47H2ZM10 48H11V47H10ZM12 48L15 49V46L12 47ZM16 48H17V47H16ZM18 48H19V46H18ZM18 48H17V49H18ZM72 48H73V47H72ZM87 48H88V47H87ZM103 48H104V47H103ZM119 48H121V47H119ZM132 48H133V47H132ZM172 48H173V47H172ZM182 48H183V47H182ZM186 48H187V47H186ZM198 48H199V47H198ZM213 48H214V47H213ZM213 48H212V49H213ZM224 48H226V47H224ZM53 49H54V48H53ZM58 49H59V48H58ZM62 49H63V48H62ZM65 49H66V48H65ZM65 49H64V50H65ZM68 49H69V48H68ZM68 49H67V50H68ZM75 49H77V47H76ZM75 49H74V51H75ZM85 49H86V48H85ZM91 49H92V47L90 48V50H91ZM93 49H94V47H93ZM95 49H96V48H95ZM98 49H99V48H98ZM121 49H122V48H121ZM123 49H125V48H123ZM129 49H130V48H129ZM133 49H134V48H133ZM151 49H152V48H151ZM174 49H176V48H174ZM179 49H181V48L179 47ZM187 49H188V48H187ZM210 49H211V48H210ZM214 49H215V48H214ZM235 49H236V48H235ZM239 49H242V48L240 47ZM259 49H260V48H259ZM261 49H264V48H261ZM22 50H26V49H22ZM28 50H29V49H28ZM31 50H32V49H31ZM34 50H35V49H34ZM36 50H37V49H36ZM38 50H39V49H38ZM38 50H37V51H38ZM41 50H42V49H41ZM41 50H40V51H41ZM54 50H55V49H54ZM56 50H57V47H56ZM56 50H55L54 52H56ZM67 50H65V51H67ZM70 50H71V49H69V51H70ZM77 50L79 51V48H78ZM139 50H140V49H139ZM148 50H149V48H148ZM165 50H167V49H165ZM169 50H170V49H169ZM181 50H183V49H181ZM184 50H185V49H184ZM184 50H183V51H184ZM192 50H193V49H192ZM192 50H191V51H192ZM217 50H219V49H217ZM217 50H216V51H217ZM226 50H228V49H226ZM226 50H225V51H226ZM237 50H238V48H237ZM242 50H243V49H242ZM12 51H13V50H12ZM14 51H16V50H14ZM17 51H18V50H17ZM32 51H33V50H32ZM43 51H44V49H43ZM48 51H49V50H48ZM50 51H51V53H52V50H50ZM60 51H61V50H60ZM65 51H64V52H65ZM69 51H68L67 53H69ZM74 51H73V52H74ZM78 51H76L75 53H77ZM105 51H107V50H105ZM105 51H104V52H105ZM137 51H138V49H137ZM137 51H136V52H137ZM174 51H176V50H174ZM174 51H173V52H174ZM177 51H178V50H177ZM195 51H197V50H195ZM198 51H199V50H198ZM209 51H210V50H209ZM212 51H213V50H212ZM219 51H220V50H219ZM219 51H218L217 53H219ZM225 51H224V52H225ZM229 51H231V50L229 49ZM244 51H245V50H244ZM248 51H249V50H247L246 52H248ZM258 51H259V50H258ZM260 51H261V50H260ZM8 52H10V50H9ZM18 52H19V51H18ZM23 52H25V51H23ZM41 52H42V51H41ZM58 52H59V51H58ZM80 52H81V51H80ZM85 52H87V50H86V51L84 50V53H85ZM99 52H100V51H99ZM101 52H102V49H101ZM118 52H119V51H118ZM123 52H125V51H123ZM131 52H133V51H131ZM166 52H168V51H166ZM171 52H172V51H171ZM178 52H179V51H178ZM184 52H186V51H184ZM188 52H189V49H188ZM204 52H206V51H204ZM239 52H241V51H239ZM262 52H263V51H262ZM32 53H33V52H32ZM34 53H35V51H34ZM34 53H33V55H34ZM36 53H37V52H36ZM36 53H35V55L38 54V53H37V54H36ZM39 53H40V52H39ZM42 53H43V52H42ZM59 53H60V52H59ZM61 53H63V52H61ZM71 53H72V52H71ZM75 53H72V55L75 54ZM78 53H79V52H78ZM81 53H82V52H81ZM93 53H94V51H93ZM102 53H103V52H102ZM102 53H101V54H102ZM108 53L110 54V52H108ZM120 53H121V52H120ZM137 53H138V52H137ZM168 53H169V52H168ZM168 53H167V54H168ZM193 53H194V52H193ZM201 53H202V52H201ZM207 53H208V51H207ZM207 53H205V54L207 55ZM212 53H213V52H212ZM220 53H221V51H220ZM220 53H219V54H220ZM231 53H232V51H231ZM231 53H230V54H231ZM244 53H245V52H244ZM255 53H256V51H255ZM259 53H261V52H259ZM1 54H3V53H1ZM1 54H0V55H1ZM6 54H7V53H6ZM6 54H5V55H6ZM21 54H22V53H21ZM44 54H45V53H44ZM49 54H50V53H49ZM52 54H53V53H52ZM54 54H56V53H54ZM69 54H70V53H69ZM82 54H83V53H82ZM85 54H86V53H85ZM94 54H96V50H95V53H94ZM94 54H93V55H94ZM106 54H107V53H106ZM106 54H105V55H106ZM112 54H113V53H112ZM132 54H133V53H132ZM135 54H136V53H135ZM143 54H144V53H143ZM165 54H166V53H165ZM170 54H171V53H170ZM172 54H175V53H172ZM177 54H179V53H177ZM185 54H186V53H185ZM187 54H188V53H187ZM187 54H186V55H187ZM190 54H191V53H190ZM226 54H228V53H226ZM234 54H236V53H234ZM238 54H239V53H238ZM246 54H247V53H246ZM256 54H257V53H256ZM261 54H263V53H261ZM261 54H260V55H261ZM24 55H25V53H24ZM27 55H28V54H27ZM29 55H31V57H32V54H31L30 52H29ZM50 55H51V54H50ZM60 55H61V54H60ZM64 55H65V54H64ZM72 55H71V56H72ZM114 55H115V54H114ZM121 55H122V54H121ZM121 55H120V59H121V57H122ZM146 55H147V54H146ZM146 55H145V56H146ZM168 55H169V54H168ZM179 55H180V54H179ZM181 55H183V54H181ZM194 55H195V54H194ZM206 55H205V57H206ZM212 55H213V54H212ZM263 55H264V54H263ZM12 56H13V55H12ZM12 56H11L10 58H12ZM17 56L20 57V55H17ZM37 56H38V55H37ZM45 56H46V55H45ZM45 56H43V57H45ZM51 56H53V55H51ZM55 56H56V55H55ZM57 56H58V54H57ZM74 56H77V55H74ZM74 56H72V57H74ZM78 56H79V55H78ZM97 56H98V55H97ZM97 56H96V57H97ZM103 56H104V55H103ZM106 56H107V55H106ZM116 56H117V55H116ZM118 56H119V55H118ZM123 56H124V55H123ZM125 56H128V55H125ZM171 56H173V55H171ZM171 56H169V57H171ZM174 56H176V54H175ZM174 56H173V57H174ZM236 56H237V55H236ZM247 56H248V55H247ZM256 56H257V55H256ZM3 57H4V56H3ZM5 57H6V56H5ZM14 57H15V56H14ZM22 57H23V56H22ZM33 57H34V56H33ZM40 57H41V56H40ZM59 57H60V56H59ZM61 57L65 58L64 56H61ZM61 57H60V58H61ZM67 57H68V55H67ZM69 57H70V56H69ZM111 57H112V55H111ZM113 57H115V56H113ZM198 57H199V56H198ZM203 57H204V56H203ZM207 57H208V56H207ZM207 57H206V58H207ZM211 57H212V56H211ZM220 57H222V56L220 55ZM224 57H225V56H224ZM228 57H229V56H228ZM238 57H239V56H237V58H238ZM258 57H259V56H258ZM258 57H257V59H258ZM26 58H27V57H26ZM28 58L31 59L30 57H28ZM36 58H37V57H36ZM38 58H39V57H38ZM49 58H50V57H49ZM53 58H54V56H53ZM55 58H56V57H55ZM60 58H59V59H60ZM80 58H81V57H80ZM84 58H85V57H84ZM86 58H88V57H86ZM91 58H92V57H91ZM93 58H94V57H93ZM97 58H98V57H97ZM101 58H102V56H101ZM122 58H123V57H122ZM133 58H134V57H133ZM150 58H151V57H150ZM177 58H178V57H177ZM181 58H182V57H181ZM208 58H210V57H208ZM216 58H217V56H216ZM218 58H219V56H218ZM225 58H226V57H225ZM242 58H243V56H242ZM245 58H247V57H244V59H245ZM249 58H250V57H249ZM262 58H263V57H262ZM12 59H13V58H12ZM44 59H45V58H44ZM44 59H43V60H44ZM50 59L52 60V58H50ZM73 59H74V58H73ZM75 59H76V58H75ZM75 59H74V60H75ZM78 59H79V58H78ZM88 59H89V58H88ZM104 59H105V58H104ZM115 59H116V58H115ZM117 59H118V58H117ZM124 59H125V58H124ZM124 59H123V60H124ZM129 59H130V58H129ZM145 59H146V58H145ZM148 59H149V58H148ZM167 59H168V58H167ZM184 59H186V58L184 57ZM189 59H190V58H189ZM193 59H194V58H193ZM212 59H213V58H212ZM235 59H236V58H234V61H235ZM251 59H252V57H251ZM259 59H260V58H259ZM1 60H2V58H1ZM16 60H17V59H16ZM16 60H15V61H16ZM31 60H32V59H31ZM38 60H39V59H38ZM43 60H41V61L43 62ZM48 60H49V59H48ZM56 60H57V59H56ZM68 60H69V58H68ZM71 60H72V59H71ZM71 60H70V63H71ZM92 60H93V59H92ZM105 60H107V59H105ZM111 60H112V59H111ZM121 60H122V59H121ZM127 60H128V59H127ZM197 60H199V59H197ZM208 60H209V59H208ZM227 60H229V59H227ZM246 60H247V59H246ZM248 60H249V59H248ZM4 61H5V60H4V58H3V62H4ZM28 61H29V60H28ZM49 61H50V60H49ZM60 61H61V60H60ZM65 61H66V60H65ZM86 61H87V60H86ZM99 61H100V60H99ZM107 61H108V60H107ZM115 61H116V60H115ZM118 61L120 62L119 59H118ZM129 61H130V60H129ZM131 61H132V60H131ZM138 61H139V60H138ZM144 61L147 62L148 60H144ZM167 61H168V60H167ZM199 61H200V60H199ZM230 61H232V60H230ZM234 61H233V62H234ZM238 61H242V60H238ZM12 62L14 63V60H12ZM36 62H37V61H36ZM45 62H46V61H45ZM55 62L58 63V60L55 61ZM55 62H54V63H55ZM62 62H63V59H62ZM74 62H76V61H74ZM79 62H80V61H78V63H79ZM96 62H98V61H96ZM102 62H103V61H102ZM124 62H125V61H124ZM146 62H145V63H146ZM179 62H180V64H181V61H178V63H179ZM183 62H184V61H183ZM188 62H189V61H188ZM190 62H191V61H190ZM215 62H216V60H215ZM217 62H218V61H217ZM222 62H223V61H222ZM244 62H245V61H244ZM257 62H258V61H257ZM9 63H10V62H9ZM25 63H27V62L25 61ZM30 63H31V62H30ZM38 63L40 64V62H38ZM46 63H47V62H46ZM51 63H52V62H51ZM51 63H47V65H48V64H51ZM59 63H60V62H59ZM72 63H73V62H72ZM84 63H85V62H84ZM100 63H101V62H100ZM116 63H117V62H116ZM126 63H127V62H126ZM130 63H131V62H130ZM130 63H129V64H130ZM136 63H137V62H136ZM139 63H140V62H139ZM139 63H138V64H139ZM163 63H164V62H163ZM166 63H168V62H166ZM197 63H198V62H197ZM204 63H205V62H204ZM211 63H212V62H211ZM213 63H214V62H213ZM237 63H238V62H237ZM239 63H240V62H239ZM246 63H247V62H246ZM259 63H260V62H259ZM16 64H17V63H16ZM19 64H20V63H19ZM21 64H22V62H21ZM34 64H36V63H34ZM44 64H45V63H44ZM44 64H43V65H44ZM62 64H64V63H62ZM80 64H81V62H80ZM108 64H109V63H108ZM108 64H107V65H108ZM142 64H143V62H142ZM146 64H147V63H146ZM186 64H187V63H186ZM189 64H192V62L189 63ZM199 64H201V63H199ZM214 64H215V63H214ZM214 64H213V65H214ZM218 64H219V63H218ZM229 64H230V63H229ZM231 64H232V63H231ZM235 64H236V63H235ZM240 64H241V63H240ZM263 64H264V63H263ZM3 65H4V64H3ZM40 65H41V64H40ZM55 65H56V63H55ZM55 65H53V66H55ZM68 65L71 66V64H69V63H68ZM75 65L78 66V64H75ZM84 65H86V64H83V66H84ZM95 65H96V64H95ZM133 65H134V64H133ZM133 65H132V66H133ZM148 65H150V64H148ZM168 65H169V64H168ZM168 65H167V66H168ZM176 65H178V64H176ZM184 65H185V64H184ZM202 65H203V64H202ZM207 65H208V64H207ZM222 65H223V64H222ZM258 65H259V64H258ZM261 65H262V64H261ZM5 66H8V65H5ZM11 66H12V64H11ZM14 66H15V64H14ZM31 66H32V64H31ZM36 66H37V65H36ZM59 66H61V68H62V67H65V66H63V65H61V64H60ZM73 66H74V65H73ZM91 66H93V64H92ZM99 66H100V65H98V67H99ZM102 66H103V65H102ZM113 66H114V65H113ZM118 66H119V65H118ZM132 66H131V67H132ZM140 66H141V64H140ZM186 66H187V65H186ZM211 66H212V65H211ZM229 66H231V65H229ZM8 67H9V69L11 70L10 66H8ZM8 67H7V69H8ZM20 67H21V66H20ZM26 67H27V66H26ZM43 67H45V66H43ZM49 67H50V66H49ZM57 67H58V66H57ZM78 67H79V66H78ZM86 67H87V66H86ZM88 67H89V65H88ZM93 67H94V66H93ZM93 67H92V68H93ZM103 67H105V64H104ZM115 67H116V66H115ZM172 67H174V65H173ZM184 67H185V66H184ZM195 67H196V65H195ZM195 67H194V68H195ZM226 67H227V69H228V66H226ZM233 67H234V65H233ZM235 67L238 68V66H235ZM235 67H234V68H235ZM239 67H240V66H239ZM0 68H1V67H0ZM21 68H23V66H22ZM65 68H67V67H65ZM90 68H91V67H90ZM100 68H101V66H100ZM113 68H114V67H113ZM121 68H122V67H121ZM127 68H128V67H127ZM142 68H143V67H142ZM146 68H147V67L145 66L144 69L147 70ZM148 68H150V67H148ZM165 68H167V67H165ZM165 68H164V69H165ZM174 68H177V67H174ZM192 68H193V66H192ZM198 68H199V67H198ZM221 68H222V66H221L219 69H221ZM229 68H230V70H232L231 67H229ZM234 68H233V70H234ZM3 69H4V67H3ZM35 69H36V68H35ZM39 69H40V68H39ZM39 69H38V70H39ZM45 69H46V68H45ZM54 69H55V68H54ZM57 69H58V68H57ZM59 69H60V68H59ZM68 69H69V67H68ZM72 69H74V67H73ZM84 69H85V68H84ZM105 69H107V66L105 67ZM144 69H143V71H144ZM185 69H186V68H185ZM200 69L202 70V67H201ZM210 69H211V68H210ZM222 69H223V68H222ZM224 69H225V67H224ZM241 69H244V68H241ZM256 69H257V68H256ZM261 69H262V68H261ZM5 70H6V69H5ZM19 70H20V69H19ZM21 70H22V69H21ZM23 70H24V69H23ZM32 70H33V69H32ZM42 70H43V69H42ZM47 70H48V68H47ZM49 70H53V69H49ZM49 70H48V71H49ZM55 70H56V69H55ZM74 70H75V69H74ZM77 70H78V69H77ZM81 70H82V69H81ZM88 70H90V69L88 68ZM94 70H95V69H94ZM103 70H104V68H103ZM112 70H113V69H112ZM114 70H115V68H114ZM117 70H118V69H117ZM122 70H123V69H122ZM139 70H140V69H139ZM139 70H138V72H139ZM148 70H149V69H148ZM192 70H193V69H192ZM195 70H196V69H195ZM195 70H194V72H195ZM212 70H214V69H212ZM225 70H226V69H225ZM235 70H236V69H235ZM245 70H246V69H245ZM249 70H251V69H249ZM29 71H30V70H29ZM33 71H34V70H33ZM35 71H36V70H35ZM35 71H34V72H35ZM48 71H47V72H48ZM56 71H57V70H56ZM68 71H69V70H67V73H68ZM84 71H85V70H84ZM95 71L98 72V70H95ZM95 71H94V72H95ZM101 71H102V70H100L99 72H101ZM104 71H105V70H104ZM108 71H109V70H108ZM120 71H121V70H120ZM127 71H128V70H127ZM129 71H130V70H129ZM129 71H128V72H129ZM134 71H135V69H134ZM149 71H150V70H149ZM178 71H179V70H178ZM181 71H182V70H181ZM188 71H189V70H188ZM202 71H203V70H202ZM204 71H205V69H204ZM222 71H223V70H222ZM227 71H228V70H227ZM241 71H242V70H241ZM257 71H258V70H257ZM257 71L255 70V72H257ZM261 71H262V70H261ZM3 72H5V71H3ZM7 72L9 73L10 71H7ZM16 72H17V71H16ZM16 72H15V74H16ZM23 72H24V71H23ZM31 72H32V71H31ZM36 72H37V71H36ZM41 72H42V71H41ZM65 72H66V71H65ZM69 72H70V71H69ZM73 72H74V71H73ZM94 72H93V73H94ZM102 72H103V71H102ZM145 72H146V71H145ZM145 72H143V74H144ZM170 72H171V71H170ZM183 72H184V71H183ZM230 72H231V71H230ZM237 72H239V68H238ZM247 72H250V71H247ZM262 72H263V71H262ZM1 73H2V72H1ZM5 73H6V72H5ZM57 73H58V72H57ZM74 73H76V72H74ZM79 73H81V72H79ZM87 73H88V72H87ZM90 73H91V72H90ZM112 73H113V72H112ZM114 73H115V72H114ZM114 73H113V74H114ZM129 73H130V72H129ZM129 73H128V75H129ZM141 73H142V72H141ZM146 73H147V72H146ZM179 73H180V72H179ZM198 73H199V72H198ZM231 73H232V72H231ZM259 73H260V71L258 72V75H259ZM30 74H32V73H30ZM38 74H39V73H38ZM40 74H42V73H40ZM43 74H45V73H43ZM51 74H52V73H51ZM51 74H50V75H51ZM62 74H63V72H62ZM62 74H59V75L61 76ZM95 74H96V73H95ZM103 74H104V73H103ZM108 74H109V73H108ZM121 74H122V73H121ZM123 74H124V73H123ZM139 74H140V73H139ZM139 74H138V75H139ZM143 74H142V76L145 75V74H144V75H143ZM147 74L150 75L149 73H147ZM186 74H187V73H186ZM195 74H197V71H196ZM202 74H203V73H202ZM208 74H209V72H208ZM221 74H222V73H221ZM224 74H225V72H224ZM243 74H244V73H243ZM245 74H246V75H249L250 73L247 74L246 71H245ZM245 74H244V75H245ZM253 74L255 75L256 73L253 72ZM253 74H251V76H253ZM260 74H261V73H260ZM10 75H11V74H10ZM32 75H33V74H32ZM47 75H48V74H47ZM47 75H46L45 77H47ZM55 75H57V74H55ZM55 75L53 74L54 79L56 80ZM63 75H64V74H63ZM77 75H78V74H77ZM85 75H86V73H85ZM85 75H84V76H85ZM88 75H89V74H88ZM88 75H87V76H88ZM93 75H94V74H93ZM111 75H112V74H111ZM114 75H115V78H116V74H114ZM114 75H112V76H114ZM136 75H137V74H136ZM179 75H180V74H179ZM198 75H199V74H198ZM211 75H213V73H212ZM218 75H219V73H218ZM226 75H227V74H226ZM226 75H225V76H226ZM231 75H232V74H231ZM239 75H240V74H239ZM2 76H3V75H2ZM6 76H7V75H6ZM13 76H14V75H13ZM19 76H20V75H19ZM19 76H16V77L18 78ZM21 76H22V75H21ZM21 76H20V77H21ZM48 76H49V75H48ZM64 76H65V75H64ZM90 76H91V75H90ZM131 76H132V75H131ZM175 76H177V75H175ZM175 76H174V77H175ZM186 76H187V75H186ZM186 76H185V77H186ZM204 76H205V75H204ZM222 76H223V75H222ZM228 76H229V75H228ZM232 76H233V75H232ZM235 76H236V75H235ZM255 76H256V75H255ZM260 76H261V75H260ZM7 77H9V76H7ZM10 77H11V76H10ZM14 77H15V76H14ZM16 77H15V78H16ZM20 77H19L18 79H21ZM30 77H31V76H30ZM42 77H43V76H42ZM45 77H43V78H44V81H46ZM67 77H68V75H67ZM69 77H70V76H69ZM69 77H68V78H69ZM71 77H72V76H71ZM93 77H94V76H93ZM119 77H120V76H119ZM126 77H127V75H126ZM145 77H147V80H148L149 76H146V75H145ZM183 77H184V76H183ZM214 77H215V76H214ZM216 77H217V76H216ZM230 77H231V76H230ZM248 77H249V76H247L246 78L244 77L245 80H248V79H247ZM47 78H48V77H47ZM62 78H63V77H62ZM74 78H75V77H74ZM87 78H88V77H87ZM94 78H95V77H94ZM108 78H109V77H108ZM111 78H113V77H111ZM177 78H178V77H177ZM193 78H194V77H193ZM207 78H208V77H207ZM207 78H206V79H207ZM212 78H213V77H212ZM212 78H211V79H212ZM217 78H218V77H217ZM220 78H221V77H219V79H220ZM222 78H223V77H222ZM224 78H225V77H224ZM235 78H236V77H235ZM235 78H234V79H235ZM238 78H240V77H238ZM241 78L244 79L243 77H241ZM260 78H261V77H259V79H260ZM262 78H263V77H262ZM1 79H2V78H1ZM8 79H9V78H8ZM35 79H37V78H35ZM54 79H53V80H54ZM59 79H60V78H59ZM63 79H64V78H63ZM81 79H82V78H81ZM88 79H89V78H88ZM92 79H93V78H92ZM123 79H125V78H123ZM127 79H128V78H127ZM140 79H142V78H140ZM143 79H144V78H143ZM173 79H174V78H173ZM173 79H172V81H173ZM187 79H188V78H187ZM189 79H190V78H189ZM209 79H210V76H209ZM209 79H207V80H209ZM211 79H210V80H211ZM213 79H214V78H213ZM227 79H228V77H227ZM229 79H232V78H229ZM12 80H14V79L12 78ZM48 80H49V78H48ZM48 80H47V81H48ZM50 80H51V79H50ZM53 80H52V81H53ZM57 80H58V79H57ZM66 80H67V78H66ZM66 80H65V81H66ZM93 80H94V79H93ZM174 80H175V79H174ZM176 80H177V79H176ZM196 80H198V78H197ZM203 80H204V79H203ZM221 80H222V79H221ZM225 80H226V78H225ZM235 80H236V79H235ZM252 80H253V78H252ZM254 80H255V79H254ZM263 80H264V79H263ZM1 81H3V80H1ZM6 81H7V80H6ZM9 81H10V80H9ZM52 81H51V82H52ZM61 81H62V80H61ZM83 81H84V79H83ZM83 81H82V82H83ZM88 81H89V80H88ZM91 81H92V80H91ZM178 81H179V79L177 80V82H178ZM198 81H199V80H198ZM212 81H213V80H212ZM212 81H210V82L212 83ZM218 81H219V80H218ZM236 81H238V80H236ZM240 81H241V80H240ZM242 81H243V80H242ZM258 81H259V80H258ZM41 82H42V81H41ZM56 82H58V81H56ZM56 82H55V83H56ZM84 82H85V81H84ZM84 82H83V83H84ZM148 82H150V81H148ZM177 82H176V83H177ZM202 82H204V81H202ZM207 82H208V81H207ZM213 82H214V81H213ZM215 82H216V80H215ZM219 82H220V81H219ZM224 82H225V81H224ZM231 82H232V81H231ZM46 83H47V82H46ZM48 83H49V82H48ZM55 83H54V84H55ZM61 83L64 84L63 82H61ZM86 83H87V82H86ZM89 83H90V82H88V84H89ZM92 83H93V82H92ZM119 83H120V82H118V84H119ZM121 83H123V82H121ZM121 83H120V84H121ZM193 83H194V82H193ZM204 83H205V82H204ZM222 83H223V82H222ZM233 83H234V82H233ZM252 83H254V82H252ZM255 83H256V80H255ZM3 84H4V83H3ZM3 84H2V85H3ZM6 84H8V83H6ZM67 84H68V83H67ZM95 84H96V83H95ZM144 84H146V83H144ZM172 84H173V83H172ZM178 84H180V83H178ZM195 84H197V83H195ZM205 84H206V83H205ZM226 84H227V82H226ZM229 84H230V83H229ZM229 84H227L226 86H228ZM240 84H241V83H239V86H238V87H240ZM247 84H248V83H247ZM247 84H246V85H247ZM258 84H259V83H258ZM2 85H1V86H2ZM68 85H69V84H68ZM86 85H87V84H86ZM86 85H85V86H86ZM93 85H94V84H92V87H93ZM102 85H103V84H102ZM175 85H176V84H175ZM175 85H173V86H175ZM206 85H207V84H206ZM232 85H233V84H232ZM234 85H235V84H234ZM251 85H252V84H251ZM259 85H260V84H259ZM71 86H72V85H71ZM76 86H77V85H76ZM85 86H84V87H85ZM98 86H99V85H98ZM106 86H107V85H106ZM177 86H178V85H177ZM185 86H186V84H185ZM201 86H202V85H201ZM209 86H210V85H209ZM213 86H214V85H213ZM218 86H219V85H218ZM218 86H217V87H218ZM247 86H248V85H247ZM252 86H253V85H252ZM254 86H255V85H254ZM3 87L6 88L5 85H4ZM11 87H12V86H11ZM58 87H59V86H58ZM72 87H73V86H72ZM72 87H71V88H72ZM89 87H90V86H89ZM94 87H95V86H94ZM103 87H104V86H103ZM198 87H199V86H198ZM211 87H212V86H211ZM211 87H210V88H211ZM256 87H257V86H256ZM51 88H52V87H51ZM55 88H57V86H56ZM69 88H70V87H69ZM69 88H68V89H69ZM97 88H98V87H97ZM108 88H109V87H108ZM170 88H171V87H170ZM172 88H173V87H172ZM196 88H197V87H196ZM202 88H203V87H202ZM218 88H220V87H218ZM223 88H224V87H223ZM226 88H227V87H226ZM235 88H236V87H235ZM242 88H243V87H242ZM244 88H246V87H244ZM1 89H2V88H1ZM6 89H7V88H6ZM6 89H5V90H6ZM22 89H23V88H22ZM66 89H67V88H66ZM73 89H74V88H73ZM79 89H80V88H79ZM87 89H88V88H87ZM92 89H93V88H92ZM173 89H174V88H173ZM204 89H205V88H204ZM211 89L213 90V88H211ZM211 89H210V90H211ZM215 89H216V88H215ZM215 89H214V91H215ZM238 89H239V88H238ZM259 89H260V88H259ZM15 90H16V89H15ZM69 90H70V89H69ZM83 90H84V89H83ZM201 90H202V89H201ZM208 90H209V89H208ZM217 90H218V89H217ZM219 90H220V89H219ZM228 90H229V88H228ZM243 90H244V89H243ZM246 90H247V88H246ZM250 90H251V89H250ZM0 91H1V90H0ZM13 91H14V90H13ZM13 91H12V92H13ZM64 91H65V90H64ZM71 91H72V89H71ZM94 91H95V90H94ZM174 91H177V92H178V89H177V90H174ZM203 91H205V90H203ZM229 91H230V90H229ZM231 91H232V90H231ZM248 91H249V90H248ZM10 92H11V91H10ZM55 92H58V91H55ZM62 92H63V91H62ZM73 92H74V91H73ZM75 92H76V91H75ZM80 92H82V91H80ZM83 92H84V91H83ZM83 92H82V93H83ZM100 92H101V91H100ZM184 92H185V91H184ZM184 92H183V93H184ZM205 92H207V91H205ZM216 92H217V91H216ZM221 92H222V91H221ZM227 92H228V91H227ZM235 92H236V91H235ZM235 92H234V93H235ZM1 93H2V92H1ZM4 93H5V92H4ZM4 93H3V94H4ZM6 93H7V92H6ZM60 93H61V92H60ZM64 93H65V92H64ZM77 93H78V92H77ZM77 93H76V94H77ZM168 93H169V91H168ZM173 93H174V92H173ZM181 93H182V92H181ZM186 93H187V92H186ZM198 93H199V92H198ZM201 93H202V92H201ZM201 93H200V94H201ZM207 93H209V92H207ZM224 93H226V92H224ZM234 93H233V95H234ZM236 93H237V92H236ZM241 93H242V92H241ZM248 93H249V92H248ZM3 94H2V95H3ZM12 94H13V93H12ZM71 94H73V93H71ZM101 94H103V93H101ZM169 94H170V93H169ZM190 94H191V93H190ZM209 94H211V93H209ZM215 94L217 95V93H215ZM220 94H221V93H220ZM243 94H244V93H243ZM243 94H242V95H243ZM254 94H255V93H254ZM2 95H1V96H2ZM84 95H85V94H84ZM84 95H82V96H84ZM108 95H109V94H108ZM154 95H155V94H154ZM172 95H173V94H172ZM176 95H177V94H175V96H176ZM179 95H181V94H179ZM187 95H189V93H188ZM187 95H186V96H187ZM221 95H222V94H221ZM226 95H227V93H226ZM257 95H260V93L257 94ZM263 95H264V94H263ZM263 95H262V96H263ZM68 96H69V94H68ZM74 96H77V95H75V93H74ZM106 96H107V95H106ZM186 96H185V97H186ZM192 96H193V95H192ZM195 96H196V94H195ZM195 96H194V97H195ZM201 96H202V95H201ZM206 96H207V95H206ZM218 96H219V95H218ZM224 96H225V95H224ZM230 96H231V95H230ZM247 96H248V95H247ZM247 96H246V97H247ZM5 97H6V96H5ZM16 97H17V96H16ZM19 97H20V96H19ZM63 97H64V96H63ZM71 97H72V96H71ZM93 97H94V96H93ZM98 97H100V96H98ZM102 97H103V96H101V98H102ZM146 97H147V95H146ZM150 97H151V99H152V97H153L152 94H151ZM168 97H169V96H168ZM172 97H173V96H172ZM172 97H171V99H172ZM189 97H190V96H189ZM208 97H209V96H208ZM213 97H214V96H213ZM225 97H227V96H225ZM254 97L256 98V96H254ZM260 97H261V96H260ZM260 97H259V98H260ZM14 98H15V97H14ZM24 98H25V97H24ZM66 98H67V97H66ZM86 98H87V97H86ZM157 98H158V97H157ZM163 98H164V97H163ZM173 98H174V97H173ZM181 98H182V97H181ZM190 98H191V97H190ZM198 98H199V97H198ZM209 98H210V97H209ZM231 98H232V97H231ZM238 98H239V96H238ZM16 99L18 100V98H15L14 101H16ZM70 99H71V98H70ZM87 99H88V98H87ZM90 99H91V97H90ZM104 99H106V98H104ZM108 99H109V98H108ZM160 99H161V98H159V100H160ZM175 99H177V98H175ZM206 99H207V98H206ZM206 99H205V100H206ZM223 99H224V98H223ZM228 99H230V98H228ZM234 99H235V98H234ZM236 99H237V98H236ZM245 99H246V98H245ZM245 99H244V100H245ZM250 99H251V98H250ZM10 100H11V96H10ZM66 100H67V99H66ZM83 100H84V99H83ZM153 100H154V99H153ZM153 100H152V101H153ZM155 100H156V99H155ZM155 100H154V101H155ZM162 100H163V99H162ZM164 100H165V99H164ZM181 100H182V99H181ZM193 100H194V99H192V101H191L192 103H190V102H188V101H187V103H190V104L192 105V104H194V103H193ZM195 100H198V99H195ZM202 100H203V99H202ZM208 100H209V99H208ZM214 100H215V99H214ZM256 100L258 101V99H256ZM262 100H263V99H262ZM262 100H261V101H262ZM18 101H19V100H18ZM26 101H27V100H26ZM88 101H89V100H88ZM90 101H91V100H90ZM96 101H98V100H96ZM138 101H139V100H138ZM140 101H141V100H140ZM220 101H221V100H220ZM224 101H225V100H224ZM229 101H230V100H229ZM242 101H243V100H242ZM242 101H240V102H242ZM263 101H264V100H263ZM12 102H13V101H12ZM85 102L87 103V101H85ZM94 102H95V101H94ZM106 102H107V101H106ZM156 102H157V101H156ZM167 102H168V101H167ZM195 102H196V101H195ZM197 102H198V101H197ZM199 102H200V101H199ZM208 102H209V101H208ZM210 102H211V101H210ZM215 102H216V101H215ZM222 102H223V101H222ZM230 102H231V101H230ZM238 102H239V101H238ZM250 102H251V101H250ZM5 103H6V101H5ZM7 103H8V102H7ZM28 103H29V102H28ZM88 103H89V102H88ZM88 103H87V104H88ZM95 103H96V102H95ZM102 103H103V102H102ZM147 103H148V102H147ZM161 103H162V102H161ZM201 103H202V102H201ZM204 103H205V102H204ZM220 103H221V102H220ZM246 103H247V102H246ZM248 103H249V102H248ZM248 103H247V104H248ZM259 103H260V102H259ZM14 104H15V103H14ZM18 104H19V103H18ZM98 104H99V103H98ZM100 104H101V103H100ZM104 104H105V103H104ZM109 104H110V103H109ZM120 104H121V103H120ZM132 104H133V103H132ZM150 104H151V103H150ZM172 104H173V101H172ZM207 104H209V103H207ZM215 104H216V103H215ZM222 104H223V103H222ZM224 104H225V103H224ZM226 104H227V103H226ZM247 104H246V105H247ZM261 104H262V103H261ZM4 105H5V104H4ZM25 105H26V104H25ZM28 105H29V104H28ZM31 105H32V104H31ZM88 105H89V104H88ZM101 105H102V104H101ZM107 105H108V104H106V106H107ZM115 105H116V104H115ZM115 105H114V106H115ZM123 105H124V104H123ZM142 105H143V104H142ZM151 105H152V104H151ZM162 105H164V104H162ZM191 105H190V107H191ZM196 105H198V104H196ZM196 105H195V106H196ZM201 105H202V104H201ZM235 105H236V104H235ZM235 105H234V106H235ZM256 105H257V104H256ZM263 105H264V103H263ZM7 106H8V105H7ZM81 106H82V104H81ZM94 106H95V105H94ZM98 106H99V105H98ZM116 106H117V105H116ZM155 106H157V104H156ZM160 106H161V105H160ZM160 106H158V107H160ZM175 106H176V105H175ZM178 106H179V105H178ZM193 106H194V105H192V107H193ZM216 106H217V104H216ZM222 106H223V105H222ZM222 106H221V107H222ZM240 106H241V105H240ZM242 106H244L243 103H242ZM25 107H27V106H25ZM83 107H84V106H82V108H83ZM85 107H86V106H85ZM89 107H90V106H89ZM101 107H103V106H101ZM109 107H110V106H109ZM129 107H130V106L128 105V108H129ZM145 107H146V106H145ZM145 107H144V108H145ZM186 107H188V106L186 105ZM190 107H188L187 109L189 110ZM202 107H203V106H202ZM218 107H219V105H218ZM221 107H219V108H221ZM224 107H225V106H224ZM228 107H229V106H228ZM236 107H237V106H236ZM236 107H233V109L231 108L232 111H233V110L235 111L234 108H236ZM249 107H250V106H249ZM251 107H252V106H251ZM251 107H250V108H251ZM257 107H258V106H257ZM259 107H260V106H259ZM259 107H258V108H259ZM262 107H264V106H262ZM8 108H9V110H8V113H9V111L11 110V108H10L9 106H8ZM14 108H15V107H14ZM27 108H28V107H27ZM30 108H31V107H30ZM110 108H111V107H110ZM113 108H114V107H113ZM118 108H119V107H118ZM120 108H121V107H120ZM146 108H147V107H146ZM146 108H145V110H146ZM150 108H151V107H150ZM152 108H153V107H152ZM195 108H196V107H195ZM195 108H194V109H195ZM198 108H199V107H198ZM200 108H201V107H200ZM209 108H210V107H209ZM241 108H244V107H241ZM245 108H246V106H245ZM245 108H244V111H243L244 113L247 111V110H245ZM252 108L254 109L255 107H252ZM17 109H18V106H17ZM31 109H33V108H31ZM129 109H130V108H129ZM132 109H133V108H132ZM148 109H149V107H148ZM154 109H155V108H154ZM184 109H185V108H184ZM203 109H204V111H206V110H205V107H204ZM207 109H208V108H207ZM217 109H218V108H217ZM239 109H240V108H239ZM259 109H260V108H259ZM261 109H262V108H261ZM261 109H260V110H261ZM2 110H3V109H2ZM19 110H20V109H19ZM91 110H92V109H91ZM118 110H120V109H118ZM155 110H156V109H155ZM171 110H172V109H171ZM185 110H186V109H185ZM185 110H184V111H185ZM208 110H209V109H208ZM214 110H215V109H214ZM219 110H220V109H219ZM222 110H223V109H222ZM226 110H227V109H226ZM229 110H230V109H229ZM237 110H238V107H237ZM237 110H236V114H237ZM250 110H251V109H250ZM257 110H258V109H257ZM22 111H23V110H22ZM22 111H21V112H22ZM28 111L30 112V110H28ZM35 111H36V110H35ZM94 111H95V110H94ZM134 111H135V110H134ZM186 111H187V110H186ZM196 111H197V110H196ZM200 111H201V110H200ZM200 111H199V112H200ZM215 111H216V110H215ZM224 111H225V110H224ZM230 111H231V110H230ZM5 112H6V111H5ZM11 112H12V111H11ZM76 112H77V111H76ZM76 112H75V113H76ZM80 112H81V111H80ZM95 112H96V111H95ZM131 112H132L131 114H133V111H131ZM144 112H147V111H144ZM148 112H149V111H148ZM156 112H157V111H156ZM160 112H161V110H160ZM175 112H176V110H175ZM191 112H192V110H191ZM193 112H194V111H193ZM209 112H210V111H209ZM217 112H218V111H217ZM221 112H222V111H221ZM227 112H228V110H227ZM239 112H240V110H239ZM250 112H251V111H250ZM254 112L257 113V112H259V111H255V110H254ZM15 113H17V112H15ZM26 113H27V110H26ZM89 113H90V112H89ZM158 113H159V112H158ZM177 113H178V112H177ZM194 113H195L196 116L199 115V114H196V112H194ZM202 113H203V112H202ZM206 113H207V112H206ZM222 113H223V112H222ZM222 113H221V114H222ZM231 113H232V112H231ZM231 113H230V114H231ZM240 113H241V112H240ZM252 113H253V110H252ZM259 113H260V112H259ZM4 114H5V113H4ZM6 114H7V112H6ZM28 114H29V113H28ZM33 114H34V113H33ZM102 114H104V113H102ZM106 114H107V113H105V115H106ZM121 114H122V113H121ZM137 114H138V113H136V115H137ZM179 114H180V113H179ZM200 114H201V113H200ZM210 114H213V113H210ZM210 114H209V115H210ZM219 114H220V112H219ZM223 114H226V113L224 112ZM247 114H248V113H247ZM249 114H250V113H249ZM263 114H264V112H263ZM7 115H8V114H7ZM17 115H18V114H17ZM30 115H32V114H30ZM71 115H72V114H71ZM74 115H75V114H74ZM80 115L83 116L82 114H80ZM124 115H126V114H124ZM142 115H143V114H142ZM144 115H145V114H144ZM159 115H160V113H159ZM193 115H194V114H193ZM195 115H194L193 117H195ZM206 115H208V114H206ZM213 115H214V114H213ZM228 115H229V114H228ZM233 115H234V114H233ZM233 115H231V116H233ZM240 115H241V114H240ZM243 115H246V113H245V114H242V116H243ZM253 115H254V114H253ZM28 116H29V115H28ZM34 116H36V115H34ZM72 116H73V115H72ZM77 116H78V115H77ZM94 116H95V114H94ZM97 116H99V115H97ZM102 116H103V115H102ZM108 116H109V115H108ZM108 116H106V117H108ZM110 116H111V114H110ZM112 116H113V115H112ZM114 116L116 117V115H114ZM133 116H134V115H133ZM138 116H139V114H138ZM148 116H149V115H148ZM155 116H156V115H155ZM172 116H173V115H172ZM172 116H171V117H172ZM179 116H180V115H179ZM210 116H211V115H210ZM210 116H209V117H210ZM214 116H215V115H214ZM214 116H213V117H214ZM218 116H219V115H218ZM221 116H223V115H221ZM225 116H226V115H225ZM229 116H230V115H229ZM229 116H228V117H229ZM250 116H251V115H250ZM258 116H260V115H258ZM258 116L256 117V115H255L256 118H258ZM37 117H38V116H37ZM89 117H90V115L88 116V118H89ZM190 117H192V116H190ZM200 117H201V116H200ZM211 117H212V116H211ZM215 117H217V116H215ZM253 117H254V116H253ZM260 117H261V116H260ZM260 117H259V119H260ZM4 118H5V117H4ZM74 118H75V117H74ZM74 118H73V120H74ZM84 118H85V117H84ZM91 118L93 119V116H92ZM100 118H101V117H100ZM100 118H98V120H99ZM120 118H121V117H120ZM124 118H125V117H124ZM131 118H132V117H131ZM133 118L135 119V117H133ZM144 118H145V116H144ZM186 118H187V117H186ZM231 118H232V119H231L230 121H232V123H230V124L232 125V128H233L232 130H233V133H234V134L232 135V136H234V137H232V138H234V139H233L234 141L237 140L238 142L242 143L241 137H239V136L237 135V133H235V132H236V129H238V128L240 127V123L236 122V121L233 119V117H231ZM242 118H243V117H242ZM244 118H245V116H244ZM246 118H247V117H246ZM248 118H249V117H248ZM5 119H6V118H5ZM45 119H46V118H45ZM79 119H80V118H79ZM89 119H90V118H89ZM92 119H90V121H91ZM109 119H110V117H109ZM109 119H108V120H109ZM113 119H115V118H113ZM113 119H112V120H113ZM116 119H117V117H116ZM126 119H128V117H127ZM140 119H142V118H140ZM140 119H139V121H140ZM162 119H163V118H162ZM162 119H161V120H162ZM191 119H192V118H191ZM199 119H200V118H199ZM217 119H218V117H217ZM222 119H223V118H222ZM226 119H227V118H226ZM228 119H229V118H228ZM228 119H227V120H228ZM235 119H236V117H235ZM252 119H253V118H252ZM6 120H7V119H6ZM27 120H28V119H27ZM29 120H31V119H29ZM70 120H71V119H70ZM93 120H94V119H93ZM104 120H106V119H104ZM119 120H120V119H119ZM128 120H129V119H128ZM163 120H165V119H163ZM177 120H178V119H177ZM195 120H196V119H195ZM204 120H205V119H204ZM204 120H202V121L205 122ZM240 120H242V119H240ZM244 120H245V119H244ZM249 120H250V118H249ZM256 120H257V119H256ZM0 121H3V122L5 123V121L2 120V119H1ZM32 121H33V120H32ZM36 121H37V120H36ZM48 121H49V120H48ZM76 121H77V120H76ZM90 121H89V122H90ZM96 121H97V120H96ZM96 121H95V122H96ZM100 121H103V119H101ZM100 121H99V122H100ZM106 121H107V120H106ZM114 121H115V120H114ZM135 121L138 122L137 120H135ZM141 121L143 122V119H142ZM172 121H173V120H172ZM184 121H185V120H184ZM186 121H187V120H186ZM189 121H190V120H189ZM198 121H199V120H198ZM202 121H201V122H202ZM214 121H215V120H214ZM216 121H217V120H216ZM222 121H223V123H224V121H226V120H222ZM238 121H239V120H238ZM257 121H258V120H257ZM261 121H262V120H261ZM263 121H264V120H263ZM39 122H40V121H39ZM78 122H79V121H78ZM85 122H87V121H85ZM85 122H84V123H85ZM103 122H104V121H103ZM110 122H111V121H110ZM132 122H133V121H132ZM173 122H174V121H173ZM217 122H218V121H217ZM217 122H216V123H217ZM243 122H244V121H243ZM0 123H1V122H0ZM4 123H3V124H4ZM29 123H30V122H29ZM33 123H34V122H33ZM47 123H48V122H47ZM50 123H51V122H50ZM56 123H58V122H56ZM64 123H65V122H64ZM67 123H68V121H67ZM73 123L75 124V121H74ZM126 123H127V122H126ZM146 123H147V121H146ZM165 123H167V122H165ZM175 123H177V122H175ZM208 123H209V120H208ZM210 123H211V121H210ZM212 123H214V122H212ZM212 123H211V124H212ZM220 123H221V121H220ZM220 123L218 122V124H220ZM244 123H245V122H244ZM25 124H26V123H25ZM25 124H24V125H25ZM27 124H28V123H27ZM35 124H36V123H35ZM54 124H55V123H54ZM77 124H78V123H77ZM77 124H76V125H77ZM87 124H88V123H86L85 125H87ZM89 124H91V122H90ZM104 124H105V123H104ZM113 124H114V123H113ZM113 124H112V125H113ZM119 124H121V123H118V125H119ZM122 124H124V123L122 122ZM136 124H137V123H136ZM140 124H141V123H140ZM144 124H145V123H144ZM162 124H163V123H162ZM179 124H180V123H179ZM221 124H222V123H221ZM221 124H220V125H221ZM227 124H228V127H229V122H228ZM255 124H256V123H255ZM258 124H259V123H258ZM1 125H2V124H1ZM37 125H38V124H37ZM41 125H42V123L40 122L39 126H41ZM49 125H50V124H49ZM52 125H53V124H52ZM55 125H56V124H55ZM58 125L63 126V123H62V125H61V124H58ZM93 125H94V124H93ZM95 125H96V124H95ZM100 125H101V124H100ZM110 125H111V124H110ZM115 125H117V121H116V124H115ZM115 125H114V126H115ZM150 125H151V124H150ZM175 125H176V124H175ZM189 125H190V124H189ZM202 125H203V124H202ZM249 125H250V124H249ZM260 125H261V124H260ZM2 126H3V125H2ZM2 126H1V128H4V127H2ZM5 126H6V124H5ZM32 126H33V125H32ZM78 126H79V124H78ZM106 126H107V124H106ZM106 126H103V127L105 128ZM108 126H109V124H108ZM123 126H125V125H122L121 127H123ZM127 126H128V125H127ZM166 126H167V125H166ZM172 126H173V125H172ZM172 126H171V127H172ZM182 126H183V124H182ZM197 126H198V125H197ZM208 126H209V125H208ZM223 126H224V125H223ZM255 126H256V125H255ZM33 127H34V126H33ZM43 127H44V126H43ZM58 127H59V126H58ZM58 127H57V128H58ZM65 127H66V126H65ZM70 127H72V125H70ZM73 127H74V125H73ZM73 127H72V128H73ZM75 127H77V126H75ZM89 127H91V126H89ZM93 127H94V126H93ZM93 127H91V128H93ZM101 127H102V126H101ZM129 127H130V126H129ZM145 127H146V126H145ZM152 127H154V125H152ZM159 127H160V125H159ZM187 127H189V126H187ZM193 127H194V125H193ZM198 127H199V126H198ZM224 127H225V126H224ZM226 127H227V126H226ZM226 127H225V128H226ZM253 127H254V124H253ZM263 127H264V126H263ZM27 128H28V127H27ZM44 128H45V127H44ZM47 128H48V127H47ZM54 128H55V127H54ZM59 128H60V127H59ZM62 128H63V127H62ZM83 128H84V127H83ZM99 128H100V127H99ZM99 128H98V129H99ZM108 128H109V127H108ZM113 128H114V127H112V129H113ZM131 128H133V127H131ZM135 128H136V127H135ZM149 128H150V127H149ZM162 128H163V127H162ZM167 128H170V127H167ZM181 128H182V127H181ZM183 128H184V127H183ZM183 128H182V129H183ZM185 128H186V127H185ZM194 128H195V127H194ZM24 129H25V127H24ZM55 129H56V128H55ZM67 129L69 130V128H67ZM70 129H71V128H70ZM89 129H90V128H89ZM93 129H95V128H93ZM98 129H97V130H98ZM112 129H109V130H111L112 133L115 132V131H112ZM114 129H115V128H114ZM119 129H120V128H119ZM119 129H118V130H119ZM133 129H134V128H133ZM141 129H143V128L141 127ZM146 129H147V127H146ZM151 129H152V128H151ZM154 129H155V128H154ZM188 129H189V128H187V130H188ZM191 129H192V128H191ZM200 129H201V128H200ZM209 129H210V128H209ZM216 129H218V128H216ZM223 129H224V128H223ZM227 129H228V128H227ZM249 129H251V128L249 127ZM257 129H258V128H257ZM5 130H6V129H5ZM27 130H28V129H27ZM37 130H38V129H37ZM43 130H44V129H43ZM58 130H59V129H58ZM71 130H72V129H71ZM79 130H81V129H79ZM90 130H91V129H90ZM90 130H89V131H90ZM103 130H104V129H103ZM103 130H102V131H103ZM109 130H107V131H109ZM118 130H117V131H118ZM130 130H131V129H130ZM157 130H158V129H157ZM173 130H174V129H173ZM179 130H180V129H179ZM196 130H197V129H196ZM196 130H194V131H196ZM207 130H208V129H207ZM228 130H229V129H228ZM228 130H227V131H228ZM253 130H254V129H253ZM258 130H259V129H258ZM263 130H264V129H263ZM13 131H14V130H13ZM18 131H19V130H18ZM28 131H29V130H28ZM30 131H31V129H30ZM30 131H29V132H30ZM46 131H47V130H46ZM59 131H60V130H59ZM59 131H58V132H59ZM82 131H83V133H84V129H83ZM87 131H88V130H87ZM94 131H96V129H95ZM98 131H99V130H98ZM102 131H101V132H102ZM104 131H105V130H104ZM128 131H129V130H128ZM132 131H133V130H132ZM132 131H131V132H132ZM162 131H163V130H162ZM168 131H169V130H168ZM174 131H175V130H174ZM188 131H189V130H188ZM204 131H206V130H204ZM211 131H212V130H211ZM223 131H224V130H223ZM223 131H221V132H223ZM230 131H231V130H230ZM234 131H235V132H234ZM241 131H242V130H241ZM249 131H251V130H249ZM14 132H15V131H14ZM19 132H20V131H19ZM19 132H18V133H19ZM51 132H52V131H51ZM68 132H69V131H68ZM68 132H67V133H68ZM85 132H86V131H85ZM91 132H92V130H91ZM125 132H127V131H125ZM131 132H130V133H131ZM163 132H164V131H163ZM213 132H214V131H213ZM224 132H225V131H224ZM224 132H223V133H224ZM55 133H56V132H55ZM61 133H62V132H61ZM64 133H65V132H64ZM79 133H81V132H78V134H79ZM89 133H90V132H89ZM96 133H97V132H96ZM105 133H106V132H104V134H105ZM112 133H110V134H112ZM115 133H117V132H115ZM149 133H150V132H149ZM188 133H189V132H188ZM195 133H196V132H195ZM203 133H204V132H203ZM223 133H221V134H223ZM249 133H250V132H249ZM48 134H50V133L48 132ZM65 134H66V133H65ZM73 134L76 135V133H73ZM91 134H92V133H91ZM94 134H95V133H93L92 135H94ZM98 134L101 135L100 133H98ZM102 134H103V133H102ZM107 134H109V133H107ZM127 134H128V133H127ZM143 134H147V133L144 132ZM160 134H161V133H160ZM160 134H159V135H160ZM162 134H163V133H162ZM177 134H179V133H177ZM191 134H192V132H191ZM196 134H197V133H196ZM207 134H208V133H207ZM218 134H219V133H218ZM261 134H263V133L261 132ZM9 135H11V132L9 133ZM9 135H5V137H6V136H9ZM17 135L19 136V138H21V136H20L19 134H17ZM66 135H67V134H66ZM68 135H70V134H68ZM80 135H81V136H80V138H81L82 135H84V134H80ZM85 135H86V134H85ZM123 135H124V134H123ZM130 135L133 136L132 133H131ZM130 135H128V136H130ZM136 135H137V134H136ZM138 135H139V134H138ZM155 135H156V134H155ZM165 135H166V134H165ZM181 135H182V134H181ZM202 135H204V134H202ZM219 135H220V134H219ZM223 135H226V134L224 133ZM263 135H264V134H263ZM1 136H2V135H1ZM30 136H31V135H30ZM41 136H42V135H41ZM55 136H56V135H55ZM62 136H63V135H62ZM72 136H73V135H72ZM87 136H88L87 138H89V135H87ZM96 136H97V135H96ZM103 136H104V135H103ZM109 136H110V135H109ZM112 136H113V135H112ZM121 136H122V135H121ZM147 136H148V135H147ZM150 136H151V135H150ZM169 136H171V132H170V135H169ZM184 136H185V135H184ZM206 136H207V135H206ZM210 136H211V135H210ZM56 137H57V136H56ZM75 137H76V136H75ZM78 137H79V136H78ZM90 137H91V136H90ZM94 137H95V136H94ZM104 137H105V136H104ZM106 137H107V135H106ZM119 137H120V136H119ZM135 137H136V136H135ZM152 137H153V136H152ZM163 137H164V136H163ZM171 137H172V136H171ZM176 137H177V136H176ZM178 137H179V136H178ZM180 137H181V136H180ZM182 137H183V136H182ZM193 137H194V136H193ZM199 137H200V136H199ZM203 137H205V136H203ZM216 137H217V136H216ZM227 137H229V135L226 136V139H227ZM8 138H9V137H8ZM16 138H18V137H16ZM28 138H29V137H28ZM48 138H49V137H48ZM82 138H83V137H82ZM85 138H86V136H85ZM91 138H92V137H91ZM108 138H109V137H108ZM121 138H122V137H121ZM147 138H148V137H147ZM167 138H168V137H167ZM167 138H166V139H167ZM184 138H185V137H184ZM187 138H188V137H187ZM214 138H215V137H214ZM217 138H218V137H217ZM217 138H215V139H217ZM222 138L224 139V136H223V137L221 136V141H222ZM244 138H245V137H244ZM248 138H249V137H248ZM262 138H264V137L262 136ZM262 138H261V139H262ZM6 139H7V138H6ZM10 139H11V138H10ZM10 139H7V140H10ZM43 139H44V138H43ZM43 139L41 138V140H43ZM62 139H63V138H62ZM65 139H66V138H65ZM67 139H68V138H67ZM67 139H66V140H67ZM72 139H73V138H72ZM93 139H95V138H93ZM93 139H92V141H94ZM97 139H98V138H97ZM100 139H101V138H100ZM100 139H99V140H100ZM111 139L113 140L114 137H113V138H110V140H111ZM116 139H117V138H116ZM140 139H141V137H140ZM143 139H144V138H143ZM148 139H149V138H148ZM153 139H154V138H153ZM206 139H207V138H206ZM245 139H247V138H245ZM7 140H6V141H7ZM30 140H31V138H30ZM32 140H33V139H32ZM66 140H65V141H66ZM75 140H78V139H75ZM79 140H81V139H79ZM83 140H84V139H83ZM99 140H97V141H99ZM104 140H105V139H104ZM110 140H109V141H110ZM126 140H128V139H126ZM130 140H131V139H130ZM137 140H138V138H137ZM154 140H155V139H154ZM159 140H160V139H159ZM162 140H163V139H162ZM208 140L210 141V139H208ZM213 140H214V139H212V141H213ZM229 140H230V139H229ZM247 140H248V139H247ZM251 140H252V139H251ZM256 140H257V139H256ZM12 141H13V139H12ZM15 141H16V140H15ZM17 141H18V140H17ZM23 141H24V140H23ZM43 141H44V140H43ZM47 141H48V140H47ZM47 141H46V142H47ZM55 141H56V140H55ZM58 141H59V140H58ZM65 141H64V142H65ZM72 141H73V140H72ZM81 141H82V140H81ZM81 141H80V142H81ZM97 141H96V143H97ZM101 141H102V140H101ZM119 141H120V139L118 140V142H119ZM173 141H174V140H173ZM182 141H183V140H182ZM209 141H207V142H209ZM219 141H220V139H219ZM221 141H220V142H221ZM7 142H8V141H7ZM10 142H11V141H10ZM30 142H31V141H30ZM37 142H39V141L37 140ZM52 142H53V140H52ZM67 142H69V140H68ZM70 142H71V141H70ZM70 142H69V144H70ZM73 142H74V141H73ZM90 142H91V141H90ZM110 142H111V141H110ZM110 142H109V143H110ZM114 142H115V144H117L116 141H114ZM135 142H136V141H135ZM138 142H140V141L138 140ZM145 142H146V141H145ZM160 142H161V140H160ZM165 142H166V141H165ZM185 142H186V141H185ZM192 142H193V141H192ZM207 142H206V143H207ZM225 142H226V141H225ZM238 142H237V144H238ZM243 142H244V141H243ZM245 142H247V141H245ZM245 142H244V143H245ZM248 142H249V141H248ZM248 142H247V143H248ZM17 143H18V142H17ZM19 143H20V142H19ZM25 143L27 144L26 141H25ZM41 143H43V142H41ZM58 143H59V142H58ZM76 143H77V142H76ZM92 143H93V142H92ZM98 143H99V142H98ZM101 143H102V142H101ZM166 143H167V142H166ZM206 143H205V144H206ZM223 143H224V141H223ZM231 143H232V142H231ZM234 143H235V142H234ZM244 143H243V144H244ZM11 144H12V142H11ZM11 144H9V147H10ZM45 144H46V143H45ZM56 144H57V142H56ZM60 144L63 146V144L61 143V141H60ZM69 144H68V145H69ZM87 144H88V143H87ZM87 144H86V145H87ZM118 144H119V143H118ZM120 144H121V142H120ZM138 144H139V143H138ZM145 144H147V143H145ZM154 144H155V142H154ZM154 144H152V145L154 146ZM157 144H158V143H157ZM170 144H171V143H170ZM178 144H179V143H178ZM182 144L184 145V143H182ZM210 144H213V143L211 142ZM218 144L221 145L222 143H219V142H218ZM228 144H229V142H228ZM263 144H264V143H263ZM7 145H8V144H7ZM17 145H18V144H17ZM41 145H42V144H41ZM52 145H54V143H53ZM57 145H58V144H57ZM78 145H79V142H78V144H76V147H77ZM86 145H85V146H86ZM91 145H92V144H91ZM95 145H96V144H95ZM97 145H98V144H97ZM99 145H100V143H99ZM99 145H98V146H99ZM112 145H113V143H112ZM112 145H111V146H112ZM122 145H123V144H122ZM127 145H128V144H127ZM135 145H136V143H135ZM163 145H164V144H163ZM163 145H161V146H163ZM171 145L173 146V144H171ZM176 145H177V144H176ZM185 145H187V144H185ZM206 145L209 146V143L206 144ZM240 145H241V144H240ZM248 145H249V143H248ZM0 146H1V145H0ZM14 146H15V145H14ZM14 146L12 145V147H14ZM21 146H22V144H21ZM44 146H45V145H43V148H44ZM69 146H70V145H69ZM79 146H80V145H79ZM85 146L82 147V148H85ZM87 146H90V145L88 144ZM117 146H118V145H117ZM159 146H160V144H159ZM166 146H167V145H166ZM180 146H181V145H180ZM180 146H179V147H180ZM194 146H195V145H194ZM228 146H229V145H227V147H228ZM237 146H238V145H237ZM237 146H236V147H237ZM242 146H243V145H242ZM242 146H241V148H242ZM244 146H245V148H244V150H245V149H246V146H247L246 143L244 144ZM244 146H243V147H244ZM256 146H258V145H256ZM36 147H37V146H36ZM49 147H50V148H53V147H51V145H50ZM70 147H71V146H70ZM90 147H94V146L92 145V146H90ZM96 147H97V146H96ZM96 147H95V148H96ZM157 147H158V146H157ZM179 147L177 146V147H175V148H179ZM181 147H182V146H181ZM185 147H186V146H185ZM189 147H190V145H189ZM189 147H188V149H189ZM210 147H211V145H210ZM214 147H215V146H214ZM231 147H234L233 144H232V146H230V148H231ZM249 147L251 148V146H249ZM249 147L247 148L248 150H249ZM252 147H254V146H252ZM260 147H261V146H260ZM263 147H264V146H263ZM38 148H39V147H38ZM58 148H59V147H58ZM104 148H106V146H105ZM107 148H108V147H107ZM110 148H111V147H110ZM122 148H124V146H123ZM133 148H134V147H133ZM147 148L149 149L148 146H147ZM175 148H174V149H175ZM191 148H192V147H191ZM193 148H194V147H193ZM202 148H203V147H202ZM212 148H213V146H212ZM0 149H1V148H0ZM7 149H8V148H7ZM10 149H11V148H10ZM23 149H24V148H23ZM29 149H30V148H29ZM40 149H42V148H40ZM60 149H61V148H60ZM87 149H88V148H87ZM120 149H121V148H120ZM134 149H135V148H134ZM145 149H146V148H145ZM165 149H166V148H165ZM169 149H171V151H172V148H169ZM179 149H180V148H179ZM188 149H187V150H188ZM198 149H199V148H198ZM208 149H209V147H208ZM217 149H219V148H217ZM222 149H223V147H222ZM227 149H228V148H227ZM233 149L237 150L238 148H237V149H236V148H233ZM251 149H252V148H251ZM21 150H22V149H21ZM25 150H26V149H25ZM46 150H47V148H46ZM49 150H50V149H49ZM69 150H70V148H69ZM69 150H68V151H69ZM77 150H79V149L77 148ZM80 150L82 151V149H80ZM92 150H93V149H92ZM117 150H118V149H117ZM141 150H142V149H141ZM141 150H140V151H141ZM151 150H152V149H151ZM163 150H164V149H163ZM181 150H183V149H181ZM199 150H200V149H199ZM199 150H198V151H199ZM203 150L205 151L206 149H203ZM228 150H229V149H228ZM231 150H232V148H231ZM235 150H234V151H235ZM239 150H240V149H239ZM248 150H247V151H248ZM257 150H258V149H257ZM0 151H1V150H0ZM16 151H17V150H16ZM23 151H24V150H23ZM52 151L54 152V150H52ZM52 151H51V153H50L51 155L53 154ZM61 151H62V150H61ZM71 151H73V150H71ZM71 151H70V153H71ZM81 151H78V152H81ZM87 151H88V150H87ZM97 151H98V150H97ZM99 151H100V150H99ZM108 151H109V149H108ZM110 151H111V150H110ZM112 151H113V150H112ZM136 151H137V150H136ZM143 151H144V150H143ZM158 151H159V150H158ZM158 151H156V152H158ZM166 151H167V150H166ZM176 151H177V150H176ZM201 151H202V150H201ZM209 151H211V150L209 149ZM226 151H227V150H226ZM237 151H238V150H237ZM245 151H246V150H245ZM247 151H246V152H247ZM35 152H36V151H35ZM44 152H45V151H44ZM44 152H43V154H44ZM47 152H48V151H47ZM58 152H59V151H58ZM62 152H63V151H62ZM75 152H77V151H75ZM83 152H84V149H83ZM85 152H86V150H85ZM101 152H102V151H101ZM114 152H115V151H114ZM151 152H152V151H151ZM154 152H155V151H154ZM154 152H153V153H154ZM159 152H161V151H159ZM185 152H186V151H185ZM199 152H200V151H199ZM199 152H198V153H199ZM206 152H207V151H206ZM217 152H218V151H217ZM249 152H250V151H249ZM252 152H253V151H252ZM20 153H21V152H20ZM31 153H32V151H31ZM37 153H38V152H37ZM37 153H35V154H37ZM39 153H41V150H40ZM54 153H57V152L55 151ZM67 153H68V152H67ZM90 153H91V152H90ZM92 153H93V152H92ZM95 153H96V152H95ZM104 153H105V152H104ZM108 153H109V152H108ZM110 153H111V152H110ZM143 153H144V152H143ZM147 153H148V152H147ZM153 153H152V157H153ZM211 153H212V152H211ZM227 153L229 154L228 151H227ZM233 153H234V152H233ZM243 153H244V152H243ZM256 153H257V152H256ZM16 154H17V152H16ZM32 154H34V153H32ZM65 154H66V152H65ZM77 154H78V153H77ZM80 154H81V153H80ZM80 154H79V155H80ZM101 154H102V153H101ZM114 154H115V153H114ZM116 154H117V153H116ZM154 154H155V153H154ZM156 154H158V153H156ZM160 154H163V152H161ZM160 154L158 155L157 159H159ZM170 154H172V153L169 152V155H170ZM178 154H179V153H178ZM182 154H183V153H182ZM189 154H190V152H189ZM205 154H206V153H205ZM207 154H208V152H207ZM219 154H220V153H219ZM231 154H232V153H231ZM263 154H264V153H263ZM263 154H262V155H263ZM0 155H1V154H0ZM14 155H15V154H14ZM30 155H31V154H30ZM37 155H38V154H37ZM58 155H59V154H58ZM66 155H67V154H66ZM74 155H75V154H74ZM107 155H108V154H107ZM110 155H111V154H110ZM137 155H138V154H136V156H137ZM145 155H146V154H145ZM165 155H166V153H165ZM184 155H185V154H184ZM195 155H196V154H195ZM197 155H198V154H197ZM212 155H214V154H212ZM221 155H222V154H221ZM233 155H234V154H233ZM233 155H231V156H233ZM247 155H248V154H247ZM23 156H24V154H23ZM82 156H83V155H82ZM90 156L93 157L92 155H90ZM97 156H98V155H97ZM154 156H155V155H154ZM162 156H163V155H162ZM173 156H174V155H173ZM173 156H172V157H173ZM178 156H179V155H178ZM189 156H190V155H189ZM201 156H202V155H201ZM210 156H211V155H210ZM224 156H225V155H224ZM235 156H236V155H234V157H235ZM252 156H253V155H252ZM35 157H36V156H35ZM45 157H46V156H45ZM48 157H49V155H48ZM52 157H53V156H52ZM64 157H65V156H64ZM88 157H89V156H88ZM102 157H103V156H102ZM111 157H112V155H111ZM140 157H141V156H140ZM146 157H147V156H146ZM175 157H176V156H175ZM204 157H205V156H204ZM207 157H208V156H207ZM213 157H214V156H213ZM222 157H223V156H222ZM18 158L21 159L20 156H19ZM22 158H23V157H22ZM40 158H41V157H40ZM40 158H39V160H40ZM62 158H63V157H62ZM65 158H67V157H65ZM71 158H73V157L71 156ZM76 158H77V157H76ZM79 158H80V157H79ZM86 158H87V157H86ZM106 158H107V157H106ZM109 158H110V157H109ZM162 158H163V157H162ZM162 158H161L160 160H162ZM195 158H196V157H195ZM218 158H219V156H218ZM223 158H224V157H223ZM231 158H233V157H231ZM231 158H230V159H231ZM243 158H244V157H243ZM243 158H242V159H243ZM2 159H3V157H2ZM6 159H7V157H6ZM9 159H10V158H9ZM14 159H15V157H14ZM14 159H13V160H14ZM25 159H27V158L25 157ZM36 159H38V158H36ZM54 159H55V158H54ZM57 159H58V158H57ZM77 159H78V158H77ZM90 159L93 160V158H90ZM103 159H105V158H103ZM145 159H146V158H145ZM157 159H156V160H157ZM169 159H170V157H169ZM176 159H177V158H176ZM185 159H186V157H185ZM192 159H193V158H192ZM224 159H225V158H224ZM238 159H239V158H238ZM0 160H1V159H0ZM23 160H24V159H23ZM72 160H73V159H72ZM97 160H98V159H97ZM105 160H106V159H105ZM133 160H134V158H133ZM143 160H144V159H143ZM150 160H151V159H150ZM199 160H200V159H199ZM227 160H228V159H227ZM232 160H233V159H232ZM261 160H262V159H261ZM14 161H15V160H14ZM18 161H19V160H18ZM24 161H25V160H24ZM26 161H27V160H26ZM42 161H43V160H42ZM42 161H41V162H42ZM49 161H50V160H49ZM49 161H48V162H49ZM65 161H66V159H65ZM75 161H76V160H75ZM94 161H95V158H94ZM103 161H104V160H103ZM126 161H127V160H126ZM153 161H154V160H153ZM187 161H188V160H187ZM187 161H186L185 163H188ZM193 161H194V159H193ZM193 161H192V162H193ZM196 161H197V159H196ZM204 161H205V160H204ZM208 161H209V160H208ZM4 162H5V161H4ZM7 162H8V160H7ZM7 162H6V163H7ZM35 162H36V161H35ZM41 162H40V163H41ZM45 162H47V161H45ZM48 162H47V163H48ZM51 162H52V161H51ZM51 162H50V163H51ZM58 162H59V161H58ZM67 162H68V160H67ZM80 162H81V161H80ZM84 162H85V161H84ZM123 162H124V161H123ZM134 162H135V161H133V163H134ZM139 162H141V160H140ZM156 162H157V161H155V163H156ZM173 162H175V161H173ZM173 162H172V163H173ZM176 162H177V161H176ZM194 162H195V161H194ZM194 162H193V164H194ZM222 162H223V161H222ZM225 162H226V161H225ZM258 162H259V161H258ZM6 163H5V164H6ZM19 163H20V162H19ZM43 163H44V161H43ZM53 163H55V162H53ZM61 163H63V162H61ZM97 163H98V162H97ZM103 163H104V162H103ZM125 163H126V162H125ZM131 163H132V162H131ZM142 163H143V162H142ZM148 163H149V162H148ZM158 163H159V162H158ZM160 163H161V162H160ZM185 163H182V164H185ZM246 163H247V162H246ZM262 163H264V162H262ZM31 164H32V163H31ZM31 164H30V165H31ZM38 164H39V163H38ZM51 164H52V163H51ZM57 164H58V163H57ZM65 164H66V163H65ZM82 164H83V163H82ZM82 164H81V165H82ZM100 164H101V163H100ZM107 164H109V163L107 162ZM110 164H111V163H110ZM120 164H121V162H120ZM137 164H138V165H141V164H139V163H137ZM145 164H146V163H145ZM156 164H157V163H156ZM166 164H167V163H166ZM170 164H171V163H170ZM191 164H192V163H191ZM207 164H208V162H207ZM212 164H213V163H212ZM215 164H216V163H215ZM221 164H223V163H220V165H221ZM229 164H230V163H229ZM240 164H241V163H240ZM240 164H239V165H240ZM15 165H16V164H15ZM18 165H19V164H18ZM23 165H24V164H23ZM45 165H46V164H45ZM45 165H44V166H45ZM55 165H56V164H55ZM55 165H54V166H55ZM66 165H67V164H66ZM83 165H84V164H83ZM86 165H87V164H86ZM89 165H90V164H89ZM97 165H98V164H97ZM128 165H129V164H128ZM128 165H127V166H128ZM134 165L136 166V164H134ZM147 165H148V164H147ZM149 165H151V163H150ZM162 165H163V164H162ZM173 165H176V163H174ZM189 165H190V164H189ZM195 165H196V164H195ZM198 165H199V164H198ZM209 165H210V163H209ZM241 165H242V164H241ZM249 165H250V164H249ZM258 165H259V164H258ZM258 165H257V167H258ZM1 166H2V165H1ZM20 166H21V165H20ZM42 166H43V165H42ZM47 166H51V165H47ZM47 166L44 167V168H47ZM58 166H59V165H58ZM69 166H70V165H68L67 167H69ZM79 166H80V165H79ZM113 166H114V165H113ZM113 166H112V167H113ZM129 166H130V165H129ZM132 166H133V164H132ZM167 166H168V165H167ZM169 166H171V168L173 167L172 165H169ZM177 166H178V165H177ZM203 166H204V165H203ZM213 166H215V165H213ZM216 166H217V165H216ZM230 166H231V165H230ZM237 166H238V165H237ZM259 166H260V165H259ZM263 166H264V165H263ZM23 167H24V166H23ZM27 167H28V166H27ZM33 167H34V166H33ZM39 167H40V166H39ZM55 167H57V166H55ZM61 167H62V166H61ZM74 167H75V166H74ZM74 167H73V168H74ZM90 167H91V166H90ZM100 167H101V166H100ZM100 167H98V168H100ZM102 167H104V166L102 165ZM119 167H120V166H119ZM125 167H126V166H125ZM139 167H141V166H139ZM146 167H147V166H146ZM158 167H159V166H158ZM187 167H188V166H187ZM209 167H210V166H209ZM239 167H240V166H239ZM247 167H248V165H247ZM247 167H246V168H247ZM50 168H52V167H50ZM57 168H58V167H57ZM62 168H63V167H62ZM71 168H72V167H71ZM73 168H72V169H73ZM126 168H127V167H126ZM132 168H133V167H132ZM134 168H135V167H134ZM151 168H152V167H151ZM154 168H155V167H153V169H154ZM169 168H170V167H169ZM177 168H178V167H177ZM201 168H202V167H201ZM205 168H206V167H205ZM217 168H218V167H217ZM252 168H253V167H252ZM1 169H3V168H1ZM14 169H15V168H14ZM16 169H17V167H16ZM29 169H30V167H29ZM32 169H33V168H32ZM39 169H40V168H39ZM48 169H49V168H48ZM59 169H60V168H59ZM63 169H64V168H63ZM85 169H86V168H85ZM88 169H90V168L88 167ZM88 169H87V170H88ZM102 169H103V168H102ZM107 169H108V168H107ZM120 169H121V168H120ZM124 169H125V168H124ZM155 169H156V168H155ZM157 169H159V168H157ZM192 169H193V168H192ZM234 169H235V168H234ZM234 169H233V171H234ZM239 169H240V168H239ZM239 169H238V171H239ZM249 169H250V167H249ZM255 169H256V168H255ZM17 170H18V169H17ZM20 170H22V169H20ZM34 170H35V168H34ZM46 170H47V169H46ZM93 170H94V169H93ZM104 170H105V168H104ZM113 170H114V169H113ZM126 170H127V169H126ZM131 170H133V169H131ZM134 170H135V169H134ZM137 170H142V169H137ZM144 170H145V169H144ZM177 170H178V169H177ZM182 170H183V169H182ZM200 170H201V169H200ZM203 170H204V169H203ZM215 170H216V169H215ZM259 170H260V169H259ZM259 170H258V171H259ZM0 171H1V170H0ZM13 171H14V170H13ZM22 171H23V170H22ZM26 171H27V170H26ZM29 171H30V170H29ZM50 171H52V170H50ZM71 171H72V170H71ZM90 171H91V170H90ZM105 171H107V170H105ZM110 171H112V170L110 169ZM127 171H128V170H127ZM154 171H155V170H154ZM185 171H186V170H185ZM209 171H210V169H209ZM216 171H217V170H216ZM223 171H224V170H223ZM230 171H232V170H230ZM249 171H251V170H249ZM252 171H253V169H252ZM23 172H25V171H23ZM36 172H37V171H36ZM40 172H41V170H40ZM63 172H65V171H63ZM75 172H76V171H75ZM75 172H74V174H75ZM99 172H100V171H99ZM128 172H129V171H128ZM128 172H127V173H128ZM138 172H139V171H138ZM138 172H136L135 174H138ZM140 172H141V171H140ZM148 172H150V171H148ZM152 172H153V171H152ZM178 172H179V170H178ZM205 172H206V170H205ZM213 172H214V171H213ZM221 172H222V171H221ZM228 172H229V171H228ZM244 172H245V171H244ZM5 173H7V172L5 171ZM33 173H35V172H33ZM45 173H46V172H45ZM58 173H60V172H58ZM66 173L69 174V172H67V171H66ZM110 173H111V172H110ZM110 173H109V175H112V174H110ZM114 173H115V172H114ZM122 173H123V172H122ZM150 173H151V172H150ZM157 173H158V172H157ZM157 173H156V174H157ZM163 173H165V172H163ZM217 173H218V172H217ZM231 173H232V172H231ZM238 173H240V172H238ZM256 173H257V172H256ZM258 173H259V172H258ZM260 173H261V172H260ZM8 174H9V173H8ZM30 174H31V172H30ZM38 174H39V173H38ZM46 174H47V173H46ZM60 174H61V173H60ZM60 174H59V175H60ZM74 174H72V175L75 176L76 174H75V175H74ZM77 174H78V173H77ZM82 174H83V171H82ZM123 174H124V173H123ZM125 174H126V173H125ZM129 174H130V173H128V176H129ZM148 174H149V173H148ZM153 174H154V172H153ZM178 174H179V173H178ZM193 174H194V173H193ZM200 174H201V172H200ZM215 174H216V173H215ZM236 174H237V173H236ZM242 174H243V173H242ZM245 174H246V172H245ZM248 174H249V172H248ZM251 174H252V173H250V175H251ZM262 174H263V173H262ZM9 175H10V174H9ZM20 175H21V174H20ZM49 175H50V174H49ZM56 175H58V174H56ZM88 175H89V173H88ZM91 175H92V173H91ZM102 175H103V174H102ZM106 175H107V174H106ZM106 175H105V176H106ZM113 175H114V174H113ZM140 175H144V174H140ZM171 175H172V173H171ZM171 175H170V176H171ZM179 175H180V174H179ZM201 175H202V174H201ZM216 175H218V174H216ZM256 175H258V174H256ZM256 175H255V177H256ZM259 175H260V174H259ZM1 176H2V175H1ZM13 176H15L14 173H13ZM43 176H44V175H43ZM61 176H63V174H62ZM73 176H72V177H73ZM76 176H77V175H76ZM99 176H100V175H99ZM120 176H121V175H120ZM134 176H135V175H134ZM148 176H149V175H148ZM157 176H158V175H157ZM163 176H164V175H163ZM167 176H169V175H167ZM180 176H181V175H180ZM207 176H208V175H207ZM211 176H212V175H210V177H211ZM220 176H222V175H220ZM227 176H228V175H227ZM229 176H231V175H229ZM242 176H243V175H242ZM251 176H252V175H251ZM26 177H27V176H26ZM65 177H66V176L64 175L63 178H65ZM72 177H71V178H72ZM84 177H85V176H84ZM89 177H90V176H89ZM97 177H98V176H97ZM112 177H113V176H112ZM126 177H127V176H126ZM126 177H125V178H126ZM138 177H139V176H138ZM141 177H142V176H141ZM144 177H146V176H144ZM154 177H155V176H154ZM160 177H161V176H160ZM175 177H176V176H175ZM175 177H174V178H175ZM203 177H204V176H203ZM223 177H224V175H223ZM16 178H17V177H16ZM20 178H21V177H20ZM23 178H24V177H23ZM27 178H28V177H27ZM63 178H62V179H63ZM74 178H75V177H74ZM76 178H77V177H76ZM100 178H101V177L98 178V182H99V184H102V183H100V181L103 180V179L99 180ZM103 178H104V176H103ZM115 178H116V177H115ZM125 178H124V179H125ZM133 178H134V177H133ZM149 178H150V177H149ZM157 178H158V177H157ZM164 178H165V177H164ZM196 178H197V176H196ZM208 178H209V177H208ZM220 178H221V177H220ZM220 178H218V179H220ZM235 178H236V177H235ZM238 178H239V177H238ZM243 178H244V177H243ZM247 178H248V177H247ZM249 178H251V177H249ZM4 179H5V178H4ZM13 179H14V178H13ZM21 179H22V178H21ZM21 179H20V180H21ZM47 179H48V177H47ZM66 179L68 180V177H67ZM106 179H107V178H106ZM113 179H114V178H113ZM124 179H122V181H123ZM129 179H130V178H129ZM192 179H193V178H192ZM212 179H213V177H212ZM225 179H226V177H225ZM16 180H17V179H16ZM28 180H29V179H28ZM32 180H33V179H32ZM40 180H41V178H40ZM44 180H45V179H44ZM53 180H54V181H55V180L57 181V179H53ZM70 180H71V179H70ZM75 180H76V179H75ZM75 180H73V181H75ZM91 180H92V179H91ZM117 180H118V177H117ZM137 180H142V179H139V178H138ZM149 180H150V179H149ZM160 180H161V179H160ZM162 180H163V179H162ZM164 180H165V179H164ZM164 180H163V181H164ZM175 180H176V179H175ZM194 180H195V179H194ZM194 180H193V181H194ZM202 180H203V179H202ZM208 180H209V179H208ZM222 180H223V178H222ZM228 180H229V179H228ZM235 180H236V179H235ZM241 180H242V179H241ZM241 180H240V182H241ZM245 180H246V178H245ZM247 180H248V179H247ZM247 180H246V182H247ZM259 180H260V179H259ZM18 181H19V180H18ZM21 181H22V180H21ZM21 181H20V182H21ZM49 181H50V179H49ZM62 181H63V180H62ZM73 181H71V182H73ZM105 181L107 182L108 180H105ZM118 181H119V180H118ZM118 181H117V182H118ZM126 181H127V179H126ZM132 181H134V180H132ZM132 181H131V182H132ZM145 181H148V180H145ZM150 181H151V180H150ZM154 181H155V180H154ZM184 181H186V180H184ZM187 181L189 182L190 179L187 180ZM195 181H198V180H195ZM212 181H213V180H212ZM257 181H258V180H257ZM263 181H264V178H263ZM263 181H262V182H263ZM42 182H43V180H42ZM44 182H45V181H44ZM68 182H69V181H68ZM75 182H76V181H75ZM137 182H138V181H137ZM178 182H179V181H178ZM182 182H183V181H182ZM251 182H252V180H251ZM253 182H254V181H253ZM260 182H261V180H260ZM16 183H17V182H16ZM24 183H25V182H24ZM27 183H29V182H27ZM35 183H37V182L35 181ZM35 183H34V184H35ZM60 183H61V182H60ZM60 183H59V184H60ZM66 183H67V182H66ZM84 183H85V182H84ZM91 183H92V182H91ZM95 183H96V179H95ZM118 183H119V182H118ZM120 183H121V182H120ZM126 183H127V182H126ZM128 183H130V182H128ZM148 183H149V181H148ZM160 183H161V182H160ZM168 183H169V182H168ZM174 183H175V182H174ZM176 183H177V182H176ZM202 183H203V182H202ZM208 183H209V182H208ZM213 183H214V182H213ZM215 183H216V182H215ZM225 183H226V182H225ZM230 183H231V182H230ZM234 183H235V182H234ZM254 183H255V182H254ZM22 184H23V183H22ZM25 184H26V183H25ZM57 184H58V183H57ZM61 184H62V183H61ZM64 184H65V183H64ZM93 184H94V183H93ZM93 184H92V185H93ZM99 184H98V185H99ZM104 184H105V183H104ZM108 184H110V183H107L106 185H108ZM138 184H139V183H138ZM143 184H144V183H143ZM150 184H151V183H150ZM157 184H158V183H157ZM161 184H162V183H161ZM187 184H188V183H187ZM199 184H201V183H199ZM239 184H241V183H239ZM247 184H248V183H247ZM257 184H258V183H257ZM263 184H264V182H263ZM54 185L56 186V184H54ZM62 185H63V184H62ZM65 185H66V184H65ZM68 185L70 186L69 183H68ZM68 185H67V186H68ZM80 185H81V184H80ZM80 185H79V182H78V186H80ZM87 185H88V183H87ZM87 185H86V186H87ZM92 185H89V187H91ZM94 185H95V184H94ZM116 185H117V184H116ZM116 185H115V186H116ZM155 185H156V184H154V186H155ZM163 185L165 186V184H163ZM179 185H180V184H179ZM219 185H220V181H219ZM221 185H223V184H221ZM237 185H238V184H237ZM24 186H25V185H24ZM30 186H31V185H30ZM71 186H72V185H71ZM74 186H75V185H74ZM74 186H73V187H74ZM113 186H114V185H113ZM115 186H114V187H115ZM127 186H128V185H127ZM143 186H144V185H143ZM158 186H160V184H158ZM171 186H173V185H171ZM181 186H182V185H181ZM190 186L192 187V185H190ZM223 186H224V185H223ZM225 186H226V185H225ZM228 186H230V185H228ZM231 186H232V185H231ZM231 186H230V187H231ZM238 186H239V185H238ZM243 186H244V185H243ZM245 186H247V185H245ZM46 187H47V186H46ZM57 187H58V186H57ZM57 187H56V188H57ZM81 187H82V186H81ZM93 187H94V186H93ZM119 187H120V186H119ZM134 187H135V186H134ZM136 187H137V186H136ZM146 187H147V185H146ZM146 187H145V188H146ZM150 187H151V186H150ZM168 187H169V186H168ZM174 187H175V186H174ZM179 187H180V186H179ZM185 187H186V186H185ZM185 187H184V188H185ZM202 187H203V186H202ZM202 187H201V188H202ZM209 187H210V186H209ZM213 187H214V186H213ZM248 187H249V186H248ZM59 188L63 189L62 186H60V187L57 188V190H58ZM70 188H71V187H70ZM86 188H87V187H86ZM98 188H99V187H98ZM109 188H111V187L109 186ZM109 188H108V189H109ZM145 188H144V189H145ZM148 188H149V187H148ZM160 188H161V187H160ZM160 188H159V189H160ZM166 188H167V187H166ZM180 188H181V187H180ZM184 188H183V189H184ZM198 188H199V187H198ZM214 188H215V187H214ZM214 188H213V190H214ZM235 188H236V187H235ZM241 188H242V187H241ZM243 188H245V187H243ZM258 188H259V186H258ZM37 189H38V188H37ZM43 189H45V188H43ZM65 189H66V188H65ZM81 189H82V188H81ZM83 189H84V188H83ZM87 189H88V188H87ZM96 189H97V188H96ZM100 189H101V188H100ZM102 189H103V188H102ZM105 189H106V188H105ZM105 189H104V190H105ZM111 189H112V188H111ZM122 189H123V188H122ZM124 189H126V188H124ZM124 189H123V190H124ZM159 189H157V190H159ZM167 189H168V188H167ZM174 189L177 190L176 188H174ZM188 189H189V188H188ZM211 189H212V188H211ZM211 189H210V190H211ZM217 189H218V188H216V190H217ZM224 189H225V188H224ZM245 189H246V188H245ZM248 189H250V188H248ZM261 189H263V192H264V185L262 186ZM47 190H48V189H47ZM54 190H55V189H54ZM112 190H113V189H112ZM112 190H111V191H112ZM116 190H117V189H116ZM116 190H115V191H116ZM127 190H128V189H127ZM134 190H135V189H134ZM134 190H133V191H134ZM138 190H139V189H138ZM138 190H137V191H138ZM155 190H156V189H155ZM170 190H171V189H170ZM172 190H173V189H172ZM199 190H200V189H199ZM203 190H204V189H203ZM206 190H207V189H206ZM219 190H220V189H219ZM226 190H227V189H226ZM228 190H230V189H228ZM242 190H243V189H242ZM259 190H260V189H259ZM98 191H99V190H98ZM105 191H106V190H105ZM124 191H125V190H124ZM135 191H136V190H135ZM200 191H201V190H200ZM222 191H223V190H222ZM235 191H236V190H235ZM88 192H89V190H88ZM109 192H110V191H109ZM109 192H108V193H109ZM116 192H117V191H116ZM116 192H115V193H116ZM142 192H143V191H142ZM150 192H151V191H150ZM152 192H153V191H152ZM152 192H151V194H152ZM162 192H163V190H162ZM162 192H161V193H162ZM176 192H177V191H176ZM210 192L212 193V191H210ZM213 192H215V191H213ZM231 192H232V191H231ZM243 192H244V191H243ZM252 192H253V190H252ZM259 192H260V191H259ZM24 193H25V192H24ZM48 193H50V192H48ZM60 193L63 194V192H60ZM86 193H87V192H86ZM92 193H93V192H92ZM106 193H107V192H106ZM122 193H123V192H122ZM138 193H139V191H138ZM138 193H137V194H138ZM182 193H183V192H182ZM199 193H201V192H199ZM215 193H216V192H215ZM215 193H214V194H215ZM224 193H225V192H224ZM227 193H228V192H227ZM232 193H233V192H232ZM237 193H238V191H237ZM29 194H30V192H29ZM56 194H59V193H56ZM62 194H60V195H62ZM87 194H88V193H87ZM139 194H140V193H139ZM168 194H169V193H168ZM168 194H167V195H168ZM194 194H195V193H194ZM209 194H210V193H209ZM218 194H219V192H218ZM220 194H221V193H220ZM249 194H250V193H248L247 195H249ZM259 194H260V193H259ZM2 195H3V194H1L0 197H1ZM34 195H35V194H34ZM71 195H72V194H71ZM90 195H91V194H90ZM98 195H100V194H98ZM119 195H120V192H119ZM122 195H123V194H121V196H122ZM130 195H132V192H131ZM134 195H135V194H134ZM162 195H164V194H162ZM170 195H171V194H170ZM176 195H177V194H176ZM188 195H189V194H188ZM211 195H213V194H211ZM222 195H223V194H222ZM222 195H221V196H222ZM35 196H36V195H35ZM45 196H46V195H45ZM52 196H53V195H52ZM58 196H59V195H58ZM64 196H65V194H64ZM100 196H101V195H100ZM102 196H103V195H102ZM102 196H101L100 199H99L96 203H94V204H91V203H89L85 198H82V199H79V200L75 201V202H74V205L77 206V207H82V208H85V209H89L90 211H97V212H99V213L109 214V215H110V214H111V215H112V214H116V210H117L118 208L123 207V208H125L126 210H125V212H124L123 215H122V216H123V217L121 218V224H122V226L120 225V227H123V230H124V231H125L126 229H128V228H129V229H134V228H137V227H138V225H139L138 218H139L140 213H139L138 209L134 208L133 205L130 204V202H131L132 200H130V201H126L127 203H123V204L126 205V206H121V205H120V202H118L117 199H114V197L110 196L109 194H108V195L106 194V195L103 196V197H102ZM113 196H114V194H113ZM115 196H116V195H115ZM117 196H118V195H117ZM123 196H125V195H123ZM168 196H169V195H168ZM214 196H215V195H214ZM225 196H226V195H224V198H225ZM47 197H48V196H47ZM129 197H130V196H129ZM140 197H141V196H140ZM150 197H152V196L150 195ZM178 197H179V196H178ZM189 197H191V196H189ZM196 197H197V196H196ZM215 197H216V196H215ZM232 197H233V196H232ZM240 197H241V196H239V198H240ZM261 197H262V194H261ZM2 198H3V197H2ZM2 198H1V199H2ZM7 198L10 199V197H7ZM31 198H32V197H31ZM65 198H68V197H65ZM96 198H97V197H96ZM138 198H139V197H138ZM148 198H149V197H148ZM163 198H164V197H162V199H163ZM168 198H169V197H168ZM171 198H172V197H171ZM175 198H176V196H175ZM200 198H201V196H200ZM203 198H205V200H206V196L203 197ZM210 198H212V197L210 196ZM218 198H219V197H218ZM226 198H227V197H226ZM230 198H231V197H230ZM230 198H229V199H230ZM247 198H248V197H247ZM5 199H6V198H5ZM33 199H34V198H33ZM35 199L37 200L36 197H35ZM43 199H44V197H43ZM46 199L48 200V198H46ZM61 199H64V197H62ZM118 199H119V198H118ZM131 199H132V198H131ZM152 199H154V198H152ZM152 199H151V200H152ZM196 199H197V198H196ZM221 199H222V197H221ZM2 200H3V199H2ZM6 200H7V199H6ZM10 200H11V199H10ZM65 200H66V199H65ZM128 200H129V199H128ZM136 200H137V199H136ZM140 200H142V199L140 198ZM143 200H144V199H143ZM149 200H150V199H149ZM157 200H158V199H157ZM159 200H160V199H159ZM168 200H169V199H168ZM175 200H176V199H175ZM193 200L195 201V199H193ZM210 200H212V199H210ZM219 200H220V199H219ZM16 201H17V200H16ZM19 201H20V200H19ZM19 201H18V202H19ZM31 201H34V200H31ZM41 201H42V200H41ZM122 201H123V200H122ZM124 201H125V200H124ZM144 201H145V200H144ZM165 201H166V200H165ZM187 201H188V200H187ZM194 201H193V202H194ZM197 201H198V200H197ZM199 201H200V200H199ZM208 201H209V200H208ZM239 201H240V200H239ZM242 201H243V200H242ZM251 201H252V198H251ZM254 201H255V200H254ZM254 201H253V202H254ZM2 202H3V201H2ZM20 202H21V201H20ZM34 202H36V201H34ZM44 202H45V201H44ZM50 202H51V201H50ZM52 202H53V199H52ZM52 202H51V203H52ZM152 202H154V200H153ZM160 202H162V201H160ZM195 202H196V201H195ZM206 202H207V201H206ZM209 202H210V201H209ZM213 202H216V204H217V201H213ZM261 202H262V201H261ZM6 203H9V202H6ZM11 203H12V202H11ZM32 203H33V202H32ZM32 203H31V204H32ZM61 203L64 205V202H61ZM131 203H132V202H131ZM141 203H142V202H140V204H141ZM145 203H146V202H145ZM158 203H159V201H158ZM167 203L169 204L168 201H167ZM171 203H172V202H171ZM171 203H170V204H171ZM174 203H175V202H174ZM197 203H198V202H197ZM204 203H205V202H204ZM210 203H212V201H211ZM224 203H225V202H224ZM243 203H244V202H243ZM243 203H242V204H243ZM3 204H4V203H3ZM14 204H15V203H14ZM19 204H20V203H19ZM31 204H30V205H31ZM33 204H34V203H33ZM48 204H49V203H48ZM56 204H57V206H58V203H57V202H56ZM135 204H136V203H135ZM143 204H144V202H143ZM146 204H147V203H146ZM151 204H152V203H151ZM151 204H150V205H151ZM155 204H156V203H155ZM162 204H163V203H162ZM168 204H166V205H168ZM172 204H173V203H172ZM182 204H183V203H182ZM182 204H181V205H182ZM212 204H213V203H212ZM212 204H211V205H212ZM1 205H2V203H1ZM5 205H7V204H5ZM9 205H10V204H9ZM9 205H8V209H9ZM11 205H12V204H11ZM21 205H22V204H21ZM30 205L27 204V206H30ZM44 205H45V204H44ZM53 205H54V204H53ZM66 205H67V207H68V204H66ZM136 205H137V204H136ZM159 205H161V204H159ZM159 205H157V207H158ZM209 205H210V204H209ZM218 205H219V204H217L216 206H218ZM251 205H252V204H251ZM255 205H256V204H255ZM31 206H32V205H31ZM31 206H30V207H31ZM40 206H42V205H40ZM40 206H39V207H40ZM51 206H52V205H51ZM54 206H55V205H54ZM54 206H53V207H54ZM60 206H61V205H60ZM69 206H70V205H69ZM120 206H121V207H120ZM141 206H142V205H141ZM141 206H140V207H141ZM145 206H146V205H145ZM190 206H191V205H190ZM192 206H193V205H192ZM192 206H191V207H192ZM212 206H213V205H212ZM212 206H211V207H212ZM214 206H215V204H214ZM228 206H229V205H228ZM234 206H235V205H234ZM238 206H239V205H238ZM10 207H11V206H10ZM13 207L16 209L15 206H13ZM18 207H20V205H18ZM30 207H29V208H30ZM61 207H62V206H61ZM63 207H64V206H63ZM140 207H139V208H140ZM157 207H156L155 209H157ZM161 207H162V206H161ZM186 207H187V206H186ZM194 207H196V205H195ZM235 207H236V206H235ZM263 207H264V206H263ZM2 208H3V207H2ZM20 208L22 209V207H20ZM57 208H59V207H57ZM82 208H81V210H82ZM143 208H145V207L143 206L142 209H143ZM163 208H164V207H163ZM167 208L170 209V207H168V206H167ZM167 208H166V209H167ZM172 208H173V207H172ZM180 208H181V207H180ZM189 208H190V207H189ZM189 208H188V209H189ZM196 208H197V207H196ZM198 208H199V207H198ZM206 208H207V206H206ZM246 208H247V207H246ZM0 209H1V206H0ZM30 209H31V208H30ZM43 209H44V208H43ZM43 209H42V210H43ZM69 209H71V208H69ZM73 209H74V208H73ZM73 209H72V211H73ZM145 209H146V208H145ZM149 209H150V208H149ZM178 209H179V208H178ZM183 209H184V208H183ZM186 209H187V208H186ZM186 209H185V210H186ZM203 209H205V208H203ZM207 209H209V206H208ZM214 209H216V208H214ZM1 210H2V209H1ZM4 210H5V209H3V211H4ZM9 210H10V209H9ZM9 210H8V211H9ZM11 210H13V209H11ZM34 210H35V209H34ZM36 210H37V209H36ZM53 210H55V208H54ZM59 210H60V209H59ZM61 210H62V209H61ZM64 210L67 211V209H64ZM64 210H62V211H64ZM140 210H141V209H140ZM147 210H148V209H147ZM157 210H158V209H157ZM160 210H161V209H160ZM163 210H164V209H163ZM195 210H196V209H195ZM216 210H218V209H216ZM252 210H253V209H252ZM16 211H17V209H16ZM19 211H20V210H19ZM19 211H18V212H19ZM28 211H30V210H28ZM40 211H41V210H40ZM75 211H76V210H75ZM145 211H146V210H145ZM148 211H149V210H148ZM148 211H147V212H148ZM154 211H155V210H154ZM167 211H168V210H167ZM171 211H173V210H170V212H171ZM175 211L177 212V210H175ZM180 211H181V210H180ZM188 211H189V210H188ZM188 211H187V212H188ZM210 211L212 212V209H211ZM218 211H219V210H218ZM223 211H224V209H223ZM227 211H228V210H227ZM12 212H13V211H12ZM23 212H24V210H23ZM25 212H26V211H25ZM35 212H36V211H35ZM48 212H49V211H48ZM48 212H47V214L49 215ZM52 212H53V211H52ZM64 212H65V211H64ZM73 212H74V211H73ZM158 212H160V214H162L161 211H158ZM158 212H157V213H158ZM170 212H169V213H170ZM189 212H191V211H189ZM192 212H193V211H192ZM200 212H201V211H200ZM208 212H209V211H208ZM208 212H204V213H208ZM215 212H216V211H215ZM233 212H234V211H233ZM238 212H239V211H238ZM248 212H249V209H248ZM2 213L4 214V212H2ZM14 213H15V212H14ZM26 213H27V212H26ZM43 213H44V215H45V212H43ZM65 213H66V212H65ZM75 213H76V212H75ZM144 213H145V212H144ZM151 213H152V212H151ZM165 213H166V212H165ZM174 213H175V212H174ZM177 213H178V212H177ZM226 213H227V212H226ZM235 213H236V212H235ZM12 214H13V213H12ZM20 214H21V213H20ZM31 214H32V213H31ZM52 214H53V213H52ZM67 214H68V213H67ZM71 214H72V213H71ZM76 214H77V213H76ZM145 214L148 215V213H145ZM166 214H167V213H166ZM193 214H194V213H193ZM195 214H196V213H195ZM208 214H209V213H208ZM210 214L212 215V213H210ZM223 214H224V213H223ZM251 214H252V213H251ZM10 215H11V212H10ZM27 215H28V214H27ZM40 215H41V214H40ZM53 215H56V213L53 214ZM53 215H52V216H53ZM80 215H82V214L80 213ZM143 215H144V214H143ZM150 215H151V214H150ZM175 215H176V214H175ZM175 215H174V217H175ZM211 215H210V216H211ZM227 215H228V214H227ZM236 215H238V214H236ZM254 215H255V218H256V223H258V225H257V229H256V232H255L254 238H250V239H249V241H248V243H247V246H246L245 249L242 251V257H243V260H244V264H263V263H264V209H262V208H260V209H256V210L254 211ZM3 216H5V215H3ZM12 216H13V215H12ZM12 216H11V217H12ZM35 216H36V214H35ZM35 216H34V217H35ZM56 216H57V215H56ZM74 216H75V214H74ZM152 216H154V214H153ZM157 216H158V215H156V217H157ZM164 216H165V214H164ZM164 216H163V217H164ZM169 216H170V215H169ZM202 216H203V215H202ZM228 216H229V215H228ZM9 217H10V216H9ZM11 217L9 218V220L11 219ZM27 217H28V216H27ZM36 217H37V216H36ZM39 217H40V216H39ZM43 217H44V216H43ZM53 217H54V216H53ZM66 217L68 218L67 215H66ZM79 217H80V216H79ZM79 217H78V218H79ZM81 217H82V216H81ZM81 217H80V218H81ZM84 217H85V216H84ZM144 217H145V215H144ZM148 217H149V216H148ZM154 217H155V216H154ZM154 217H153V218H154ZM160 217H161V216H160ZM165 217H166V216H165ZM218 217H219V216H218ZM235 217H236V216H235ZM237 217H238V216H237ZM250 217H251V216H250ZM253 217H254V216H253ZM13 218H14V217H13ZM15 218H17V217H15ZM15 218H14V219H15ZM29 218H30V217H29ZM44 218H45V217H44ZM46 218H47V217H46ZM55 218H57V217H55ZM76 218H77V215H76ZM82 218H83V217H82ZM98 218H99V217H98ZM107 218H108V217H107ZM141 218H142V216H141ZM145 218H147V216H146ZM150 218H151V217H150ZM161 218H162V217H161ZM171 218H172V215H171ZM178 218H179V217H178ZM178 218H177V219H178ZM182 218H183V217H182ZM208 218H209V217H208ZM213 218H217V216H216V217H213ZM239 218H240V217H239ZM243 218H244V217H243ZM251 218H252V217H251ZM3 219H4V218L2 217V220H3ZM6 219H7V218H6ZM6 219H5V220H6ZM18 219H19V218H18ZM21 219H22V218H21ZM27 219H28V218H27ZM31 219H32V218H31ZM51 219H52V218H51ZM174 219H176V218H174ZM189 219H190V218H189ZM204 219H205V218H204ZM210 219H211V218H210ZM240 219H241V218H240ZM249 219H250V218H249ZM253 219H254V218H253ZM253 219H252V221H253ZM11 220H12V219H11ZM28 220H29V219H28ZM44 220H45V219H44ZM44 220H43V221H44ZM52 220H53V219H52ZM79 220H80V219H79ZM84 220H85V218H83V221H84ZM149 220H150V219H149ZM153 220H154V219H153ZM166 220H170V218H169V219H165V220H163V222H165ZM232 220H233V219H232ZM244 220H245V219H244ZM0 221H1V220H0ZM12 221H13V220H12ZM21 221H22V220H21ZM36 221H37V220H36ZM39 221H40V220H39ZM58 221H59V220H58ZM176 221H178V220H176ZM188 221H189V220H188ZM205 221H206V220H205ZM210 221H211V220H210ZM214 221H215V220H214ZM216 221H217V220H216ZM222 221H223V220H222ZM224 221H225V219H224ZM5 222H7V220H6ZM8 222H9V221H8ZM47 222H49V221H47ZM47 222H46V223H47ZM51 222H52V221H51ZM51 222H49V223H51ZM54 222H55V221H54ZM56 222H57V221H56ZM60 222H61V221H60ZM87 222H88V221H87ZM100 222H101V221H100ZM107 222H108V221H107ZM115 222H116V221H115ZM160 222H161V221H160ZM168 222H169V221H168ZM168 222H167V223H168ZM178 222H179V221H178ZM203 222H204V221H203ZM13 223H14V222H13ZM22 223H23V222H22ZM42 223H43V222H42ZM91 223H92V222H91ZM108 223L110 224V222H108ZM173 223H174V222H173ZM175 223H176V225H177V222H175ZM180 223H181V222H180ZM206 223H207V222H206ZM231 223H232V222H231ZM244 223H245V221H244ZM244 223L239 222V224H238L237 227L235 228L234 233H235V235H236L237 237H242L243 235H245L246 230H245V225H244ZM1 224H2V223H1ZM11 224H12V223H11ZM29 224H30V223H29ZM43 224H44V223H43ZM62 224H63V223H62ZM67 224H68V223H66L65 225H67ZM164 224H165V223H164ZM187 224H188V223H187ZM193 224L195 225V223H193ZM196 224H197V223H196ZM198 224H199V223H198ZM209 224H210V223H209ZM229 224H230V223H229ZM250 224H251V223H250ZM30 225H31V224H30ZM44 225H45V224H44ZM51 225H52V224H51ZM51 225H50V226H51ZM88 225H90V224H88ZM91 225H92V224H91ZM114 225H115V224H114ZM146 225H147V224H146ZM157 225H158V224H157ZM166 225H167V224H166ZM225 225H226V224H225ZM235 225H236V224H235ZM251 225H252V224H251ZM3 226H4V224H3ZM11 226H12V225H11ZM46 226H47V225H46ZM56 226H57V225H56ZM110 226H111V225H110ZM147 226L149 227V225H147ZM155 226H156V225H155ZM160 226H162V225H160ZM160 226H158V227H160ZM168 226H169V225H168ZM174 226H175V225H174ZM179 226H180V225H179ZM179 226H178V227H179ZM209 226H210V225H209ZM221 226H222V225H221ZM246 226H247V225H246ZM17 227H18V226H17ZM21 227H22V226H21ZM21 227H20V228H21ZM62 227H63V226H62ZM66 227H67V226H66ZM93 227H94V224H93ZM140 227H141V226H140ZM162 227H163V226H162ZM176 227H177V226H176ZM176 227H175V228H176ZM188 227H189V226H188ZM218 227H219V226H218ZM233 227H234V226H233ZM10 228H12V227H10ZM45 228H46V227H45ZM47 228H48V226H47ZM53 228H55L54 224H53ZM71 228H72V227H71ZM94 228H95V227H94ZM108 228H109V227H108ZM168 228H169V227H168ZM180 228H181V227H180ZM200 228H201V227H200ZM200 228H199V230H200ZM222 228H223V227H222ZM230 228H232V227L230 226ZM252 228H253V227H252ZM28 229H29V228H28ZM34 229H35V228H34ZM140 229H141V228H140ZM158 229H159V228H158ZM163 229H165V228H163ZM166 229H167V228H166ZM213 229H214V228H213ZM227 229H228V228H227ZM15 230H16V229H15ZM23 230H25V229H23ZM39 230H41V229H39ZM48 230H49V228H48ZM51 230H52V232H53V229H51ZM61 230H62V229H61ZM97 230H98V229H97ZM149 230H150V229H149ZM156 230H157V229H156ZM156 230H155V231H156ZM167 230H168V229H167ZM170 230H172V229H170ZM170 230H169V231H170ZM214 230H215V234H216V230H219V229H214ZM214 230H213V231H214ZM221 230H222V229H221ZM21 231H22V230H21ZM30 231H31V230H30ZM36 231H37V230H36ZM55 231H56V230H55ZM65 231H66V230H65ZM67 231H68V230H67ZM111 231H112V230H111ZM111 231H110V234H111ZM119 231H120V229H119ZM129 231H130V230H129ZM131 231H132V230H131ZM131 231H130L129 233H131ZM155 231H154V233H155ZM157 231H158V230H157ZM160 231H161V230H160ZM160 231H159V232H160ZM172 231H173V230H172ZM189 231H190V230H189ZM222 231H224V230H222ZM225 231H226V230H225ZM227 231H228V230H227ZM227 231H226V232H227ZM249 231H250V230H249ZM26 232H27V231H26ZM48 232H51V231L49 230ZM57 232H58V231H57ZM112 232H113V231H112ZM121 232H122V231H121ZM151 232L153 233V231H150L149 233H151ZM179 232H181V230H180ZM201 232H202V231H201ZM228 232H229V231H228ZM253 232H254V230H253ZM28 233H29V232H28ZM35 233H36V232H35ZM40 233H41V235L43 234L42 231H41ZM67 233H68V232H67ZM69 233H70V232H69ZM69 233H68V235H69ZM102 233H103V232H102ZM146 233L149 234V233L147 232V230H146ZM166 233H167V236H169L167 231H166ZM173 233H174V232H173ZM176 233H177V232H176ZM202 233H203V232H202ZM53 234H54V233H53ZM108 234H109V233H108ZM108 234H105V235H108ZM117 234H118V233H117ZM174 234H175V233H174ZM180 234H181V233H180ZM180 234H179V236H180ZM184 234H185V233H184ZM203 234H205V232H204ZM218 234H219V233H218ZM223 234H225V233H222L221 236H223ZM19 235H20V234H19ZM23 235H25V234H23ZM37 235H39V234H37ZM45 235H46V234H45ZM55 235H57V234H55ZM66 235H67V234H66ZM119 235H120V234H119ZM127 235H128V234H127ZM133 235H134V234H133ZM157 235H158V234H157ZM163 235H164V234H163ZM171 235H172V233H171ZM176 235H178V234H176ZM176 235H175V236H176ZM213 235H214V234H213ZM226 235H227V234H226ZM229 235H230V234H229ZM248 235H249V234H248ZM139 236H140V235H139ZM172 236H173V235H172ZM175 236H173V237H175ZM182 236H183V235H182ZM191 236H192V235H191ZM236 236H235V237H236ZM21 237H22V235H21ZM29 237H30V236H29ZM31 237L33 238V236H31ZM57 237H59V236H57ZM63 237H65V236H63ZM122 237H123V236H122ZM141 237H142V234H141ZM143 237H144V236H143ZM150 237L152 238V237H154V235H152V236H150ZM185 237H187V236H185ZM209 237H210V236H209ZM209 237H208V238H209ZM214 237H215V235H214ZM231 237H232V236H231ZM235 237H234V238H235ZM237 237H236V238H237ZM16 238H17V237H16ZM23 238H24V237H23ZM26 238H27V237H26ZM32 238H31V239H32ZM181 238H182V237H181ZM197 238H198V237H197ZM224 238H225V236H224ZM232 238H233V237H232ZM247 238H248V237H247ZM1 239L3 240V238H1ZM20 239H22V238H20ZM38 239H40V238H38ZM42 239H43V238H42ZM50 239H51V238H50ZM58 239H59V238H58ZM58 239H56V240H58ZM70 239H72V238H70ZM73 239H74V238H73ZM78 239H79V238H78ZM82 239H83V235H82ZM92 239H94V237H92ZM122 239H123V238H122ZM126 239H127V238H126ZM148 239H149V238H148ZM159 239H160V238H159ZM165 239H166V238H165ZM165 239H163V240H165ZM185 239H186V238H185ZM192 239H193V238H192ZM198 239H199V238H198ZM210 239H211V238H210ZM213 239H214V238H213ZM217 239H218V238H217ZM225 239L228 240V238H225ZM238 239H239V238H238ZM241 239H242V238H241ZM27 240H28V239H27ZM40 240H41V239H40ZM52 240H53V239H52ZM60 240H61V239H60ZM64 240H65V239H64ZM95 240H97V239L95 238ZM108 240H110V239H108ZM146 240H147V239H146ZM150 240H151V239H150ZM152 240H153V239H152ZM163 240H162V242H164ZM167 240H168V239H167ZM181 240H183V239H181ZM187 240H188V239H187ZM187 240H185V241H187ZM205 240H206V239H205ZM207 240H208V239H207ZM223 240H224V239H223ZM239 240H240V239H239ZM36 241H37V240H36ZM38 241H39V240H38ZM41 241H42V240H41ZM54 241H55V240H54ZM58 241H59V240H58ZM73 241H74V240H73ZM78 241H79V240H78ZM80 241H81V240H80ZM102 241H103V240H102ZM123 241H124V240H123ZM128 241H129V240H128ZM130 241H132V240H130ZM137 241H139V240H137ZM137 241H136V242H137ZM141 241H142V240H141ZM160 241H161V240H160ZM185 241H184V242H185ZM195 241H196V240H195ZM200 241H202V240H200ZM200 241H199V242H200ZM208 241H209V240H208ZM214 241H215V240H214ZM214 241H213V242H214ZM230 241H231V240H230ZM230 241H229V242H230ZM15 242H16V241H15ZM76 242H77V241H76ZM82 242H83V241H82ZM103 242H104V241H103ZM142 242H143V241H142ZM171 242H172V241H171ZM187 242H188V241H187ZM225 242H226V241H225ZM225 242H224V243H225ZM237 242H238V241H236L235 243H237ZM239 242H240V241H239ZM241 242H242V241H241ZM241 242H240V243H241ZM27 243H28V242H27ZM63 243H64V242H63ZM74 243H75V242H74ZM78 243H79V242H78ZM94 243H96V242H94ZM115 243H116V242H115ZM122 243H123V242H122ZM159 243H160V242H159ZM168 243H169V242H168ZM181 243H182V241H181ZM196 243H197V242H196ZM209 243H211V241H210ZM220 243H221V239H220ZM231 243H233V242H231ZM40 244H41V243H40ZM46 244H47V243H46ZM54 244H55V243H54ZM56 244H58V242H57ZM66 244H68V243L66 242ZM79 244H80V243H79ZM79 244H77V245H79ZM82 244H83V243H82ZM84 244H85V242H84ZM98 244H99V243H98ZM116 244H117V243H116ZM119 244H120V242H119ZM130 244H131V243H129V245H130ZM145 244H146V243H145ZM154 244H155V242H154ZM160 244H161V243H160ZM171 244H174V243H171ZM175 244H176V243H175ZM184 244H185V243H184ZM190 244H191V243H189V245H190ZM243 244H244V243H243ZM11 245H12V244H11ZM18 245H19V244H18ZM36 245H38V243H37ZM42 245H43V244H42ZM47 245H48V244H47ZM49 245H50V244H49ZM60 245H61V242H60ZM64 245H65V244H64ZM72 245H73V244H72ZM80 245H81V244H80ZM92 245H93V244H92ZM95 245H96V244H95ZM139 245H140V244H139ZM147 245H148V244H146V246H147ZM163 245H164V244H163ZM169 245H170V244H169ZM205 245H208V244L206 243ZM211 245H212V244H211ZM211 245H210V246H211ZM227 245H228V244H227ZM241 245H242V244H240V246H241ZM50 246H51V245H50ZM58 246H59V245H58ZM69 246H70V245H69ZM69 246L66 245L67 248H68ZM81 246H82V245H81ZM85 246H86V245H85ZM93 246H94V245H93ZM97 246H98V245H97ZM134 246H136V245H134ZM148 246H149V245H148ZM157 246H158V245H157ZM159 246H160V245H159ZM171 246H172V245H171ZM179 246H181V244H180ZM208 246H209V245H208ZM229 246H230V245H229ZM231 246H232V245H231ZM231 246H230V247H231ZM234 246H235V245H234ZM0 247H1V246H0ZM39 247H40V246H39ZM39 247H38V248H39ZM62 247H63V244H62ZM62 247H61V249H62ZM82 247H83V246H82ZM98 247H99V246H98ZM100 247H101V246H100ZM104 247H105V246H104ZM119 247H120V245H119ZM119 247H118V248H119ZM122 247H123V246H122ZM131 247H133V246H131ZM136 247H137V246H136ZM143 247H145V245H144ZM151 247H152V246H151ZM164 247H165V246H164ZM164 247H162V248H164ZM174 247H176V246H174ZM181 247H182V246H181ZM181 247H180V248H181ZM190 247H191V246H190ZM214 247H215V246H214ZM218 247H219V246H218ZM221 247H222V246H221ZM7 248H8V247H7ZM18 248H19V247H18ZM20 248H21V247H20ZM35 248H36V247H35ZM44 248H48V247H44ZM52 248H53V247H52ZM64 248H65V247H64ZM67 248H66V250L68 251L69 249H67ZM70 248H71V246H70ZM86 248H87V247H86ZM102 248H103V247H102ZM110 248H111V247H110ZM155 248H156V247H155ZM155 248H154V249H155ZM216 248H217V247H216ZM225 248H226V247H225ZM243 248H244V247H243ZM2 249H3V248H2ZM2 249H1V251H2ZM27 249H28V248H27ZM50 249H51V248H50ZM61 249H60V250H61ZM93 249H94V248H93ZM93 249H92V250H93ZM120 249H121V248H120ZM128 249H129V248H128ZM145 249H147V248H145ZM154 249H151V250H154ZM166 249H167V248H166ZM170 249H171V248H170ZM176 249H177V247H176ZM186 249H187V248H186ZM195 249H196V248H195ZM198 249H199V248H198ZM208 249H209V247H208ZM212 249H213V248L210 247V250H212ZM219 249H220V248H219ZM229 249H230V248H229ZM233 249H234V248H233ZM19 250H20V249H19ZM22 250H23V249H22ZM39 250H40V249H39ZM73 250H74V249H73ZM73 250H71V251H73ZM78 250H80V249H78ZM122 250H123V249H122ZM124 250H125V249H124ZM131 250H132V249H131ZM133 250H134V249H133ZM149 250H150V249H149ZM155 250H156V249H155ZM158 250H159V248L157 249V251H158ZM162 250H163V249H162ZM179 250H180V249H179ZM191 250H192V249H191ZM199 250H200V249H199ZM238 250H239V249H238ZM6 251H7V250H6ZM49 251H50V250H49ZM53 251H54V250H53ZM76 251H77V250H76ZM76 251H75V253H76ZM82 251H83V250H82ZM160 251H161V250H160ZM160 251H159V252H160ZM165 251H166V250H165ZM173 251H174V250H173ZM183 251H184V250H183ZM204 251H205V250H204ZM206 251H207V250H206ZM231 251H232V250H231ZM14 252H15V251H14ZM20 252H21V251H20ZM44 252H45V250H44ZM47 252H48V251H47ZM47 252H45V253H47ZM64 252H65V250H64ZM113 252H114V251H113ZM128 252H129V251H128ZM128 252H127V253H128ZM132 252H134V251H132ZM146 252H147V251H146ZM153 252H154V251H153ZM155 252H156V251H155ZM163 252H164V251H163ZM170 252H171V251H170ZM188 252H189V251H188ZM188 252H187V253H188ZM194 252H195V250H194ZM213 252H214V251H213ZM215 252H216V251H215ZM3 253H4V251H3ZM11 253H12V252H11ZM62 253H63V252H62ZM77 253H78V252H77ZM124 253H125V252H124ZM124 253H123V254H124ZM156 253H157V252H156ZM165 253H166V252H165ZM180 253H181V252H180ZM180 253H179V254H180ZM182 253H183V252H182ZM202 253H203V252H202ZM205 253H206V252H205ZM216 253H218V252H216ZM223 253H224V251H223ZM234 253H235V252H234ZM0 254H1V253H0ZM4 254H5V253H4ZM58 254H59V253H58ZM63 254H65V253H63ZM66 254H67V253H66ZM73 254H74V253H73ZM105 254H106V253H105ZM111 254H112V253H111ZM136 254H137V252H136ZM162 254H163V253H162ZM176 254H178V253H176ZM185 254H186V253H185ZM188 254H189V253H188ZM220 254H221V253H220ZM224 254H225V253H224ZM13 255H14V254H13ZM44 255H45V254H44ZM55 255H56V254H54V256H55ZM71 255H72V253H71ZM85 255H86V254H85ZM100 255H101V254H100ZM120 255H121V254H120ZM145 255H146V254H145ZM160 255H161V254H160ZM174 255H175V254H174ZM189 255H190V254H189ZM189 255H188V256H189ZM202 255H203V254H202ZM204 255H205V254H204ZM210 255H211V254H210ZM1 256H2V255H0V257H1ZM5 256H6V255H5ZM28 256H29V255H28ZM60 256H61V254H60ZM69 256H70V255H69ZM73 256H75V255H73ZM116 256H118V255H116ZM175 256H176V255H175ZM180 256H181V255H180ZM195 256H196V255H195ZM206 256H207V254H206ZM7 257H8V256H7ZM44 257H45V256H44ZM47 257H48V256H47ZM57 257H58V256H57ZM83 257H84V256H83ZM85 257H86V256H85ZM92 257H93V255H92ZM113 257H114V255H113ZM118 257H119V256H118ZM139 257H140V256H139ZM142 257H143V256H142ZM142 257H141V258H142ZM172 257H173V256H172ZM182 257H183V256H182ZM189 257H190V256H189ZM207 257H208V256H207ZM216 257H218V255H216ZM55 258H56V256H55ZM73 258H74V257H73ZM86 258H89V257H86ZM106 258H107V257H106ZM122 258H123V257H122ZM122 258H120V259H122ZM152 258H153V257H152ZM156 258H157V257H156ZM166 258H167V256H166ZM174 258H176V257H174ZM177 258H178V257H177ZM208 258H209V257H208ZM51 259H52V257H51ZM53 259H54V258H53ZM57 259H58V258H57ZM61 259H62V258H61ZM61 259H60V260H61ZM65 259H66V257H65ZM65 259L63 260L64 263H65ZM69 259H70V258H69ZM69 259L67 258V260H69ZM75 259H76V258H75ZM75 259H74V260H75ZM148 259H149V257H148ZM154 259H155V258H154ZM204 259H205V257H204V256H201V260H204ZM216 259L218 260V258H216ZM234 259H235V258H234ZM4 260H5V259H4ZM9 260H10V258H9ZM46 260H47V259H46ZM46 260H45V261H46ZM78 260H79V259H78ZM96 260H97V259H96ZM118 260H119V259H118ZM164 260H165V258H164ZM211 260H212V259H211ZM235 260H236V259H235ZM26 261H27V260H26ZM51 261H52V260H51ZM51 261H47V263H48V262H51ZM53 261H55V260H53ZM58 261H59V260H58ZM58 261H57V262H58ZM69 261H70V260H69ZM69 261H68V262H69ZM71 261H72V260H71ZM71 261H70V262H71ZM86 261H87V260H86ZM89 261H90V259H89ZM89 261H88V262H89ZM93 261H94V260H93ZM101 261H102V260H101ZM115 261H116V260H115ZM142 261H143V260H142ZM146 261H147V260H146ZM166 261H167V260H165V262H166ZM170 261H171V260H170ZM224 261H225V260H223L222 262H224ZM236 261H237V260H236ZM4 262H5V261H4ZM10 262H11V261H10ZM13 262H15V261L13 260ZM57 262H56V263H57ZM99 262H100V261H99ZM103 262H104V261H103ZM103 262H102V263H103ZM118 262H119V261H118ZM133 262H134V261H133ZM140 262H141V259H140ZM140 262H139V263H140ZM152 262H153V261H152ZM161 262H162V260H161ZM171 262H172V261H171ZM177 262H178V261H177ZM177 262H176V260H175V263H177ZM180 262L182 263L183 261H180ZM180 262H179V263H180ZM198 262H199V261H198ZM205 262H207L206 264H214L213 261L209 262V261L206 260ZM216 262H217V261H216ZM237 262H238V261H237ZM1 263H2V262H1ZM5 263H6V262H5ZM51 263H53V262H51ZM51 263H50V264H51ZM56 263H55V264H56ZM66 263H67V262H66ZM77 263H78V262H77ZM105 263H106V262H105ZM135 263H136V262H135ZM137 263H138V262H137ZM137 263H136V264H137ZM148 263H149V262H148ZM157 263H158V261H157ZM166 263H167V262H166ZM166 263H165V264H166ZM169 263H170V262H169ZM179 263H178V264H179ZM2 264H3V263H2ZM6 264H7V263H6ZM36 264H37V263H36ZM57 264H58V263H57ZM75 264H76V262H75ZM79 264H80V263H79ZM84 264H85V263H84ZM89 264H90V263H89ZM106 264H107V263H106ZM110 264H111V263H110ZM115 264H117V263L115 262ZM159 264H160V263H159ZM167 264H168V263H167ZM172 264H173V263H172ZM187 264H188V263H187ZM222 264H223V263H222ZM225 264H226V263H225ZM227 264H228V263H227ZM238 264H239V263H238Z\"/></svg>",
  "mask_w": 264,
  "mask_h": 264
}]
</instances>
